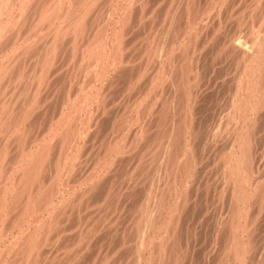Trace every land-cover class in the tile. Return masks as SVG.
<instances>
[{"label":"rangeland","instance_id":"obj_1","mask_svg":"<svg viewBox=\"0 0 264 264\" xmlns=\"http://www.w3.org/2000/svg\"><path fill=\"white\" fill-rule=\"evenodd\" d=\"M115 1H116V3H115ZM134 1H136V0H95V2H94V4L92 5L93 6V8H92V10L90 9V11H88L86 14H85V18L83 17V18H81L82 19V21H81V23H83V25H82V31H81V29L79 30V32H77L75 35L73 34V32H71L72 34H70V31H71V27H70V30H68L69 29V27L67 26V20H63V22L65 23L66 22V24H63V23H61V24H63L62 25V27H64V28H67V30L69 31H65V36L63 37V39H65V37H66V39L65 40H62L63 42L61 43V47H59V50H58V53H57V56L56 57H58V58H55V57H53V56H55L53 53V55H52V57L53 58H55L56 59V61L55 60H53L50 64H49V66H47L46 68H47V70H48V76L47 77H49V76H52V77H50V78H45V79H48V81H50V82H46L45 83V81L44 82H42V84L37 88V90L36 89H34L33 87V89H31L32 91H34L35 90V92H36V94H35V92H34V96H33V98L35 97L36 98V100L35 99H33V100H35L36 102L38 101L39 102V104L37 105V103H35V101H33L32 103H31V101H30V103L28 102V104H29V108H32V110H33V112L31 113V109H29V108H27V106H26V104H20V102H22L23 101V97H25V95H23V94H21L22 95V97H21V95H20V93L18 94L17 92H21L22 90H20L21 89V86H18V87H20V88H18V87H15L14 85H13V83L11 84V86H13V89L14 88H17V89H15V90H13L12 89V87L11 86H7L8 87V89H9V91H11V92H13V95H14V97H15V95L16 96H18V95H20L19 97H18V100H17V103L18 104H20L22 107L23 106H26V107H23V109H21V111H23L22 113H23V115H25V114H29L26 118L23 116V115H21V116H23V119H21V116H20V119H19V114H20V112L18 111V110H20V109H18L17 111H16V113L17 114H15V117H17L18 119H19V121H18V124H16V125H18V127H17V129H15V131L13 130V129H11V128H7L8 130H6L5 128L3 129H1V134H2V136L0 135V137H3V138H1L0 139V142H2L0 145H6V146H8V145H10V144H8L10 141H15V139H16V135L18 134V135H20L19 137H20V139H19V137H18V135H17V139H18V141H16V143L15 144H13L12 146H13V148L16 146V144H21V139L23 140V137H21L22 136V134H23V132L22 131H24V133H26L25 131L28 129V130H30L29 132H32L33 133V135H34V133H36L35 135H36V137L38 136V134H39V137H37V140H35L36 139V137H33V135H32V139H34L35 141H37V142H35V143H37V144H35L34 142H32V140H31V142L29 143L30 144V147L31 148H36L37 146L39 147L41 144H43V138H42V140H40L39 141V138H40V134H45L46 135V138L48 139L49 137H50V135H51V139H54V140H56V141H51L52 143H50V146H52V151H53V153H51L50 154V156H51V158H50V156H49V158L50 159H48V161L46 162V165H47V167L45 168V171H47V170H49V172L47 173V172H45V171H43L42 173L43 174H41V177L39 178V179H41V183L44 185H39L40 187V190H43L44 191V193H46L47 195H49V194H51L50 195V197L49 196H45V194L43 193L42 195H40L39 196V194H41V191H39L38 192V190L39 189H37V190H35L36 188H33L32 186H35V187H38L36 184H33L32 186H31V188L30 189H32V190H29L30 191V193H31V191H36L37 193V195H35L34 196V194H35V192H33V195H32V193H31V195L33 196V197H31L32 199H34V201H36V199H38V198H40V197H43V195H44V197H45V199H46V204H48V206H44L46 209H44V207H43V209H41V210H39V212H38V214L36 213V214H33L32 216H29V217H26V218H28L27 220H26V218L25 217H22L21 215H22V213L23 212H21L19 209V207L20 206H18L19 204H16L17 203V201L15 202V200H14V204H16V205H14V206H17V208L18 209H15L16 207H14L13 206V202H12V205H11V203L10 202H8V201H13V199H14V197H13V195H12V197H11V195L10 194H12V193H10L9 191H6L7 193L5 194V196H0L1 198H0V212L2 213V214H0V224H2V226L4 225V227H2L1 225H0V256L2 257H0V259H1V261H0V264H10L9 263V261L11 262L12 260H13V257L11 258V255L12 256H14L15 254L13 253H11V252H14L17 248H19L18 246H16L17 245V240L16 239H18L19 237H20V239H23V237H24V239H26V232H24V229L26 228L25 227V225L28 227V228H26V230H28V232L30 233V231L29 230H31V231H33L32 232V234L30 233V238L33 240V242L35 243L34 245H36L35 246V248L33 249V251H32V253H35V254H33V257L34 258H36V260H39L40 261V259H41V261H40V263L42 264H71L70 262H72V264H84V262H85V264H98V262H99V264H101V260H102V264H114V263H116V264H128V262H129V260H131L129 263L131 264V262H132V259L134 258V255H133V253H134V251L136 250V245H137V239H138V235L139 234H137V232H135V230H136V224L133 222V221H136L137 220V218H136V216L138 215V214H136V213H138V211H136V209L140 206V204L141 205H143V204H145V200L146 199H148L149 197H152V195L151 194H149V196H148V198H145L146 197V195H148V193H150V192H152V194H153V191H154V189H155V187H158V189L156 188L155 190H159L160 192H163V194L162 195H164V196H166L165 197V199L167 200L168 198V200H169V204L170 203H172L173 204V207H175L174 205V203L176 202V201H174V200H178L179 199V197H180V199L181 198H183L182 197V195H183V190H186V192L187 191H192V192H190L191 194H188V193H186V200L184 201V203H178V205H179V207L180 208H178L179 209V212L177 211L176 213H175V209H174V212L173 213H175V214H177L178 213V216L179 217H177L178 219H179V221L181 222H179L178 221V219L176 220V229L177 230H175V232H174V234H173V237L172 238H167L166 237V235H164L165 236V238L167 239V243L168 244H166V246H169V247H166V250L164 249V255H163V257H162V255L160 256V258L162 259V261H164V262H162V263H164V264H218V262H219V264H221L220 262L223 260V258L222 257H224V255L225 254H223V252L225 253V251L224 250H222V249H224L225 247H224V242L228 239V235H229V228H227V227H229V225L227 226L226 225V222H227V224L229 223V219H230V213L232 212L231 210H232V206H231V204L232 205H234V203L236 204V200H235V196H234V194H235V192H233V194H232V191H234L233 190V187H234V185H233V187H232V182H230V180L228 179V176H224V175H226V173H225V171L223 172V170H225V167L223 166V168H222V166L221 165H224L223 164V162H221L222 160H224V159H222L221 157H223L225 154H228V153H230V151H232L235 147L237 148V150H240L239 148L240 147H243V145H242V141H243V136H241L242 135V133H243V131H242V127H240V129H239V126H240V123H237L235 120H236V118H234V116H233V118H231L230 120L232 121H230L228 118L227 119H225V117H226V113H228V115H229V113L230 114H233V113H235L236 114V110H235V107H233V106H235V100L233 101L234 102V104H233V102H232V97H231V95L230 94H234L233 93V91H234V88H235V85L236 84H238L239 82L240 83H243L242 82V80H241V77H239L238 75H242V77H243V69L246 71L247 70V67L246 66H243V64H240L239 63V61H237V56H235L236 54V52L235 51H232V50H230L229 51V48L228 47H226L225 45H222L223 43H225L226 42V40H228L229 38H238L239 37V35L241 34H243L242 35V37H243V39L244 40H247L248 39V35H249V32H250V28H251V30L253 29V27H254V29L256 28V26H258L259 25V27H262V25H263V21L262 20H259V19H262V17H264L263 15H262V17H260V15L261 14H264V10H263V7H264V0H260V2H259V0L257 1V0H229V2H228V0H216V1H218V3L215 1V2H213V0H208V1H206L205 2V0H157V1H155V0H138V2L136 1L135 3H134ZM142 1H144V2H142ZM163 1H165V2H163ZM168 1V2H167ZM190 2V4L191 5H195L196 6V8H195V6H194V8L196 9V10H194L193 9V7H192V10H194V11H189V13H188V10H187V12H184V13H182V8L184 7V4H183V6L181 5L182 3H184V2ZM191 1H193V4H192V2ZM205 2L204 4H206V5H204L203 3H201V2ZM221 3H220V2ZM223 1V2H222ZM231 1V2H230ZM245 1V2H244ZM256 1L258 2V3H256ZM100 2V3H99ZM130 2V3H129ZM178 2V3H177ZM182 2V3H181ZM196 2V3H195ZM248 2V3H247ZM108 3V4H107ZM110 3H111V5H110ZM143 5H142V4ZM178 4V6H179V8H177L178 6H177V4ZM180 3V4H179ZM195 3V4H194ZM200 4V6L202 7H200V6H198L199 4ZM229 3V4H228ZM232 3V4H231ZM243 3V4H242ZM120 4V5H119ZM128 4V5H127ZM139 4H141L140 6H139ZM166 4V5H165ZM169 4V5H168ZM198 4V5H197ZM202 4V5H201ZM223 6H221V5ZM241 4H242V6H241ZM250 4H253V6L252 5H250ZM255 4V5H254ZM256 4H259V5H256ZM99 5V6H98ZM104 5V6H103ZM110 5V6H109ZM132 5H134V6H132ZM148 5V6H147ZM176 7H175V6ZM204 5V6H203ZM230 5V6H229ZM246 5V6H245ZM249 5H250V7H249ZM112 6V7H111ZM147 6V7H146ZM153 6V7H152ZM169 6V7H168ZM197 6L198 7H200L199 9L197 8ZM205 6H207V7H205ZM217 6H219L220 8H219V10H217ZM228 6V7H227ZM235 6V7H234ZM252 6V7H251ZM263 6V7H262ZM106 7V8H105ZM119 7H120V9H119ZM127 7H129V9L127 8ZM172 9H171V8ZM182 7V8H181ZM212 7V8H211ZM227 7V8H226ZM231 9H230V8ZM237 7V8H236ZM244 7H246V9L244 8ZM254 7V9H252ZM255 7H256V9L257 8H259V10H262V11H259V13L257 12V10L255 11ZM94 8H95V10H94ZM141 8V9H140ZM205 8V9H204ZM211 8V9H210ZM225 8V9H224ZM233 8V9H232ZM243 8V9H242ZM108 9V10H107ZM145 11H144V10ZM147 9V10H146ZM152 9H154V10H156V11H153L152 12ZM169 9V10H168ZM182 9V10H181ZM197 9L199 10V11H197ZM204 9V10H203ZM228 9V10H227ZM249 9V10H248ZM94 10V11H93ZM99 10V11H98ZM120 10V11H119ZM125 10H127V11H125ZM128 10H129V12H128ZM142 10V11H141ZM173 10H176L175 11V13H174V11ZM186 9L184 8V10L183 11H185ZM201 10H202V13L204 14H202L201 13ZM205 10H206V12H205ZM245 10V11H244ZM138 11V12H137ZM180 11H181V13H180ZM210 11V12H209ZM213 11H215L216 13H212ZM220 11V12H219ZM238 11H240V12H238ZM242 11V12H241ZM253 11H254V16L251 14V13H253ZM97 12H98V14H97ZM103 12V13H102ZM107 12V13H106ZM110 12V13H109ZM125 12H127L128 14H126ZM137 12V13H136ZM154 12H156V13H154ZM169 12V13H168ZM179 12V13H178ZM207 12H209V13H207ZM219 12V13H218ZM247 12L248 13H250V15L249 14H247ZM258 14H257V13ZM262 12V13H261ZM101 13V14H100ZM113 13V14H112ZM119 13V14H118ZM148 13V14H147ZM154 13V14H153ZM160 15H159V14ZM175 14V15H172V14ZM196 13V14H195ZM200 13H201V15H200ZM212 13V14H211ZM222 13V14H221ZM229 13V14H228ZM235 15H234V14ZM243 13V14H242ZM261 13V14H260ZM93 14V15H92ZM105 14V15H104ZM123 14V15H122ZM154 16H153V15ZM165 14H167V15H165ZM169 14V15H168ZM182 14L184 15V14H186V16L184 15V16H182ZM193 14V15H192ZM194 14L196 15V16H194ZM208 14V15H207ZM218 14V15H217ZM97 15H98V17H97ZM107 15H109V16H107ZM156 15V16H155ZM172 15V16H171ZM180 15V16H179ZM198 15H200L199 16V18H197L198 17ZM207 15V16H206ZM215 15V16H214ZM228 15V16H227ZM244 15H245V17H244ZM90 16H91V18H90ZM120 16V17H119ZM190 16V17H189ZM192 16H194V17H192ZM218 16V17H217ZM248 16H249V19H250V21H249V19H248ZM251 16H252V18H253V23H252V18H251ZM96 17V18H95ZM111 17V18H110ZM124 17V18H123ZM136 17V18H135ZM148 17V18H147ZM158 17L160 18V19H158ZM173 17H176V18H173ZM178 17V18H177ZM203 17V18H202ZM224 17V18H223ZM241 17V18H240ZM243 17V18H242ZM88 18V19H87ZM94 18V19H93ZM102 18V19H101ZM119 18V19H118ZM127 18V19H126ZM129 18V19H128ZM152 18V19H151ZM173 18V19H172ZM185 18V19H184ZM188 18H189V20H188ZM210 18V19H209ZM212 18V19H211ZM230 18V19H229ZM259 18V19H258ZM125 19V20H124ZM144 19V20H143ZM155 19V20H154ZM163 19V20H162ZM170 19V20H169ZM176 19V20H175ZM179 19V20H178ZM183 19V20H182ZM187 19V20H186ZM195 20V22H193L192 20ZM198 19V20H197ZM218 19V20H217ZM220 19V20H219ZM248 19V20H247ZM85 20V22H83ZM94 20V21H93ZM101 20H102V22H101ZM122 20H123V22H122ZM127 20V21H126ZM129 20V21H128ZM154 20V21H153ZM160 20V21H159ZM168 20V21H167ZM191 20V22H189ZM211 20V21H210ZM90 21V22H89ZM104 21H106V22H104ZM111 21V22H110ZM176 21V22H175ZM181 21V25H182V27L180 28V23H179V25H178V22H180ZM183 21V22H182ZM187 21L189 22V23H191L190 25H187ZM202 21H203V23H202ZM249 21V22H248ZM256 21V22H255ZM260 22V23H258V22ZM96 22V23H95ZM119 24H118V23ZM127 22V23H126ZM154 23L153 25V27L151 26V23ZM169 22V23H168ZM186 22V23H185ZM193 22V23H192ZM210 24H209V23ZM222 22H224V23H222ZM235 22H236V24H235ZM241 24H240V23ZM245 22V23H244ZM87 23H88V25H87ZM105 23L107 24V25H109V26H107V25H105ZM114 23V24H113ZM122 23H123V25L125 26V27H123V25H122ZM132 23H134V24H132ZM146 23V24H145ZM174 23V24H173ZM186 25H185V24ZM195 23V24H194ZM201 23V24H200ZM247 23V24H246ZM249 23H251L252 25H250ZM258 23V25H256ZM114 26H113V25ZM117 24V25H116ZM121 24V25H120ZM144 24V25H143ZM165 24V25H164ZM170 24V25H169ZM177 24V25H176ZM195 25V26H193V25ZM209 24V25H208ZM87 25V26H86ZM93 25V26H92ZM97 25H98V29H97ZM105 25V26H104ZM111 25V26H110ZM149 25V26H148ZM214 25V26H213ZM221 25H223V26H221ZM236 25V26H235ZM248 25V27L249 26H251V27H246ZM120 26V27H119ZM130 26V27H129ZM135 27V28H133V27ZM162 26H163V28H162ZM171 26V27H170ZM174 27V29H173V27ZM175 26H176V29L178 28V30L176 31L175 30ZM191 26V27H190ZM225 26V27H224ZM239 26V27H238ZM84 27V28H83ZM106 29H105V28ZM113 27V28H112ZM123 29H122V28ZM127 27V28H126ZM149 28V30H147L148 28ZM166 29H165V28ZM187 27H188V32H186L187 31ZM228 29H227V28ZM86 28H88V29H86ZM116 28V29H115ZM124 31H122L121 29ZM125 28V29H124ZM129 28V29H128ZM171 28V29H170ZM179 28H180V30H179ZM190 28H191V30H190ZM193 28V29H192ZM217 28V29H216ZM234 28V29H233ZM239 28V29H238ZM245 28V29H244ZM52 29V26H51V28H50V32L52 31L51 30ZM85 29V30H84ZM90 29H92V30H90ZM116 30V31H114V30ZM119 29V30H118ZM128 29V30H127ZM138 29H140V30H138ZM221 31H220V30ZM249 30V32H247L248 30ZM96 30V31H95ZM159 30V31H158ZM170 31V33H169V31ZM174 30V31H173ZM195 30V31H194ZM198 30V31H197ZM222 30H226V31H223L222 32ZM234 30V31H233ZM244 30V31H243ZM246 30V31H245ZM85 31H86V33H85ZM88 31V32H87ZM89 31H90V33H91V35H89ZM106 31V32H105ZM114 31V32H113ZM120 31L122 32V33H124L123 35L122 34H120ZM141 31H143V33H141ZM176 31V32H175ZM179 31H180V33H179ZM185 31V32H184ZM191 31H194V32H191ZM206 31V32H205ZM212 31V32H211ZM219 31V32H218ZM96 32H101L100 34L99 33H96ZM104 32V33H103ZM110 32H112L111 33V36H112V34H114L115 32V34L112 36V37H110ZM118 32V33H117ZM131 34H130V33ZM139 34H138V33ZM163 32V33H162ZM228 32V33H227ZM240 32V33H239ZM38 33H40V34H38ZM38 33L36 32H34V36H33V38H35V37H37L38 39H39V37H40V39L43 37L44 38V36H45V34L42 36L41 34H43L42 32H39L38 31ZM141 33V34H140ZM167 33V35L168 36H166L165 34ZM175 33V34H174ZM186 33V34H185ZM188 33V34H187ZM195 35H194V34ZM219 33V34H218ZM220 33H221V35H220ZM230 33V34H229ZM88 34V35H87ZM92 34H94V35H92ZM98 34H99V37H98ZM151 34V35H150ZM155 34V35H154ZM162 34H164L165 35V37H163V35ZM176 34H179L178 36L176 35ZM183 34V35H182ZM236 36H235V35ZM37 35H41V36H37ZM60 35V34H59ZM77 35V36H76ZM86 37H85V36ZM122 36V38L121 39H118L119 41H122V39H123V42H122V45L123 44H125L126 45V47H125V45H124V48H122L120 51H118V52H120V53H117L118 55H122V59H124V62L123 61H118L119 63H120V65L119 64H117V66L116 65H114L115 66V68H113L114 66H112V67H109L108 69H105V70H107L106 72L108 73V74H106V73H104L105 75L103 76V77H101V74L103 75V69H102V65L104 66V64L106 63L105 61V59H106V53H104L105 51H109V52H111L110 50H109V48H111L112 47V50H113V52H115V47H113V46H115V44H117L116 42L118 41L117 39H116V37H120V36ZM132 35V36H131ZM140 35H142V36H140ZM160 35V37H158ZM175 35H176V37H175ZM192 35V36H191ZM206 37H204V36ZM246 35H247V39H246ZM48 36V43L47 44H49V42H50V37L49 36H51V35H47ZM47 36H45V37H47ZM74 36V38H73V40H76L77 42V45L76 44H74V45H76L77 46V49H75V47H73V42H71V40H72V38L71 37H73ZM114 36H115V38H114ZM126 38H125V37ZM148 36V37H147ZM154 36H155V38H154ZM170 36H171V39H168V37L170 38ZM182 38H181V37ZM68 37H70V38H68ZM101 37V38H100ZM106 37V38H105ZM162 37V38H161ZM173 37V38H172ZM192 37V38H191ZM196 39H195V38ZM242 37L240 36L239 38H241L242 39ZM245 37V38H244ZM68 38V39H67ZM77 38V39H76ZM88 38H89V40H88ZM144 38V39H143ZM158 38H161V40H162V42L164 41L165 42V40H166V42H165V44L166 45H168V49H170L171 51H169L168 52V49L165 51V53H166V59H167V57H169V56H167V54H169L170 53V58H168L169 60H167V62L165 61L166 59H165V55H163V56H160L159 57V59H158V57H157V53H156V46H157V44L158 43H160L161 42V40L160 39H158ZM201 38V39H200ZM204 38V39H203ZM36 39V38H35ZM95 39H97L98 41H99V43H97L98 41L97 40H95ZM102 39H103V41H102ZM116 39V40H115ZM139 39V40H138ZM186 41H185V40ZM193 40V41H190V40ZM67 40V41H66ZM95 40V41H94ZM102 42H105V43H102ZM124 40H126L125 42H124ZM133 40V41H132ZM134 40H135V44L134 43H132V42H134ZM154 40V41H153ZM181 40V41H180ZM182 40H184L183 42H182ZM204 40V41H203ZM208 40V41H207ZM218 40V41H217ZM225 42H224V41ZM249 40V39H248ZM247 40V41H248ZM43 41H44V39H43ZM43 41L41 42V43H43ZM70 41V42H69ZM80 41H81V43H80ZM146 41H149L148 43L146 42ZM180 41V42H179ZM198 42V43H196L195 44V42ZM202 41V42H201ZM210 41V42H209ZM35 42V41H34ZM111 42V43H110ZM138 42L140 43V45L138 44ZM153 44H151V43ZM154 42V43H153ZM188 42V44L190 45V43H192V44H194L193 46L192 45H188V46H186V43ZM201 42V43H200ZM223 42V43H222ZM38 43H40V42H38ZM58 43H60V39H59V41H58ZM63 43H65L64 44V46H63ZM83 43V44H82ZM85 43V44H84ZM92 43L94 44V45H97V47H98V49L97 48H94L93 46L94 45H92ZM133 44V45H131V44ZM168 43V44H167ZM178 43V44H177ZM181 43V44H180ZM218 43V44H217ZM21 44H22V42H21ZM47 44H45V45H47ZM79 44V45H78ZM89 44V45H88ZM92 45V48H91V45ZM145 44H147L146 46H144ZM155 44V45H154ZM171 44V45H170ZM173 44V45H172ZM205 44V45H204ZM69 45V46H68ZM102 45H103V47H102ZM130 45V46H129ZM150 45V46H149ZM177 45V46H176ZM179 45V46H178ZM183 46V47H180V46ZM204 45V46H203ZM221 45V46H220ZM17 46H18V43H17ZM24 46V44H22V47ZM51 45H47V46H45V48H47L48 47V49H49V47H50ZM67 46V47H66ZM79 46V47H78ZM107 46V47H106ZM128 46V47H127ZM131 46H132V48H131ZM153 46V47H152ZM170 46V47H169ZM172 46V47H171ZM217 46V47H216ZM35 47H36V45H35ZM85 47V48H84ZM90 47V48H89ZM101 48V50H100V48ZM146 47H149V48H146ZM178 49H176V48ZM190 47H192V48H190ZM202 47V48H201ZM210 47V48H209ZM213 47V48H212ZM220 47V48H219ZM225 47V49L223 50V49H221V48H224ZM21 48V47H20ZM73 48H74V50H73ZM130 48V49H129ZM144 50H143V49ZM171 48H173L175 51H173ZM187 49L188 51L185 53V51L183 50V49ZM190 48V49H189ZM215 48V49H214ZM217 48H219L218 50H216ZM42 49H44V48H42ZM69 49V50H68ZM86 51H85V50ZM93 51L94 49H95V55H92L93 53H92V51ZM103 49H104V51H103ZM141 51H140V50ZM147 50V52H146V50ZM151 49H153V51L150 50ZM180 49V50H179ZM210 49V50H209ZM212 49V50H211ZM33 50H35V49H33V48H31V52H34ZM78 51V53L76 52V51ZM82 50V51H81ZM88 50V51H87ZM96 50H98L97 52H96ZM132 50V51H131ZM137 50H139V51H137ZM149 50V51H148ZM190 50V51H189ZM193 50V51H192ZM207 50V51H206ZM229 52H228V51ZM61 51H63V52H61ZM75 51V52H74ZM91 51V52H90ZM102 51H103V53H102ZM145 51V52H144ZM155 51V52H154ZM211 51V52H210ZM222 51H224L223 53H222ZM67 52V53H66ZM73 52V53H72ZM108 52V53H109ZM113 52H111V53H113ZM151 52V53H150ZM154 52V53H153ZM184 52V53H183ZM208 52H210V53H208ZM212 52H213V54H212ZM220 52H221V54H220ZM59 53H60V56H58L59 55ZM90 53V54H89ZM107 53V54H108ZM111 53H109V54H111ZM172 53V54H171ZM179 53H180V55H179ZM183 53V54H182ZM190 53V54H189ZM218 53V54H217ZM29 54H31V53H29ZM63 54H64V56H63ZM76 54V55H75ZM79 56H78V55ZM98 54V55H97ZM102 54V55H101ZM128 54V55H127ZM149 54V55H148ZM151 54V55H150ZM155 54V55H154ZM173 54L175 55V56H177L178 55V57H175V56H173ZM208 54V55H207ZM224 54V55H223ZM226 54V55H225ZM233 54V55H232ZM235 54V55H234ZM68 55V56H67ZM88 55H90V56H88ZM127 55V56H126ZM145 56V57H142V56ZM188 57H186V56ZM192 55V56H191ZM196 55V56H195ZM218 55V56H217ZM220 55V56H219ZM232 55V56H231ZM67 56V57H66ZM86 56H88V59L89 60H87V57ZM93 57V58H89V57ZM109 57L108 58H110V57H112V56H110V55H108ZM150 56V57H149ZM174 57V59L176 58V59H178V60H174L173 59V57ZM183 56H184V58H185V60H184V58H183ZM198 56H200V58H198ZM203 56V57H202ZM208 56V59L206 58ZM210 56H211V58H210ZM28 57V56H27ZM26 56L24 57V58H22L21 57V61H23V60H25L26 58H27ZM81 57H82V59H81ZM84 57V58H83ZM86 57V58H85ZM99 57H101V58H99ZM103 57V58H102ZM130 57H131V59H130ZM181 57V58H180ZM61 58V59H60ZM70 59V60H66V59ZM135 58V59H134ZM139 58V59H138ZM155 58V59H154ZM210 58V59H209ZM225 58V59H224ZM229 60H228V59ZM232 58V59H231ZM60 59V60H59ZM63 59V60H62ZM78 59V60H77ZM81 59V60H80ZM85 59V60H84ZM99 61H98V60ZM154 59V60H153ZM162 59V60H161ZM206 59V60H205ZM213 59V60H212ZM28 60V62L30 63V64H27V61ZM27 60H25L23 63L24 64H26V65H32L34 62H35V60H29V59H27ZM96 60V61H95ZM150 60V61H149ZM153 60V61H152ZM158 60V61H157ZM174 62H173V61ZM218 60H220V61H218ZM59 61V62H58ZM65 61V62H64ZM68 61V62H67ZM83 61H84V63H83ZM89 63H88V62ZM99 63H98V62ZM129 61V62H128ZM137 61V62H136ZM149 61V62H148ZM157 61V62H156ZM163 61H164V63H163ZM178 61H180V62H178ZM187 61V62H186ZM226 61V62H225ZM230 61V62H229ZM33 62V63H32ZM128 62V63H127ZM156 62V64H154ZM161 62V63H160ZM183 62H185L184 64L185 65H187V68H186V66L184 65V64H182ZM236 62H238L239 64H237ZM57 63H58V65H57ZM61 63V64H60ZM100 63H102V64H100ZM140 63V64H139ZM142 63V64H141ZM178 63V64H177ZM188 63V64H187ZM195 63V64H194ZM197 63V64H196ZM217 63V64H216ZM228 63V64H227ZM237 65H236V64ZM65 64V65H64ZM91 64V65H90ZM95 65V66H93V65ZM139 64V65H138ZM144 64H146L145 66H147L146 68H145V66H144ZM151 64V65H150ZM162 64V65H161ZM171 64H173V65H171ZM176 64H177V67L179 66V68H180V70L176 67ZM215 64V65H214ZM33 65H35V64H33ZM64 67H63V66ZM81 65H82V67H81ZM99 65V66H98ZM106 65V64H105ZM154 65V66H153ZM166 65H168V66H166ZM170 65H171V69H170ZM181 65H183V66H181ZM190 65V66H189ZM191 65H193V66H191ZM202 65V66H201ZM204 65V66H203ZM218 65V66H217ZM221 65V66H220ZM52 68H51V67ZM62 66V67H61ZM66 66H67V68H66ZM74 66V67H73ZM85 66V67H84ZM97 66V67H96ZM119 66V67H118ZM153 66V67H152ZM157 67V69L156 68H154V67ZM208 66V67H207ZM211 66V67H210ZM59 67V68H58ZM95 67V68H94ZM133 67V68H132ZM173 67V68H172ZM175 67L177 68V69H175ZM191 67H192V69H191ZM202 67V68H201ZM204 67V68H203ZM214 67H215V69H214ZM217 67H220V68H217ZM226 67V68H225ZM228 67H230L231 69H229ZM45 68V69H46ZM49 68V69H48ZM62 68V69H61ZM75 68V69H74ZM128 68V69H127ZM142 68V69H141ZM144 68H145V70H144ZM152 68H154V69H152ZM165 68L167 69V71L165 70ZM182 68H184L185 70L184 71H186L185 72V74H184V72H183V69ZM198 68V69H197ZM206 68V69H205ZM208 68V69H207ZM242 69L241 71H240V73H236V72H238V69ZM246 68V69H245ZM44 69V70H45ZM57 69H61L60 71L59 70H57ZM67 69V70H66ZM111 69H113V70H111ZM146 69H147V71H146ZM150 69V70H149ZM181 69H182V71H181ZM212 69V70H211ZM218 71H217V70ZM225 69V70H224ZM227 69V70H226ZM239 69V70H240ZM54 70H55V72H56V70H57V72L55 73L54 72ZM125 70H127L126 72H125ZM138 70H139V72H138ZM141 70H143L142 71V73L144 74H142L140 71ZM152 70H153V72H152ZM154 70H156V72L154 73ZM158 70H159V72H158ZM162 70H164V72H161ZM170 70H171V72H170ZM176 70H177V73L175 74V72H176ZM194 70V71H193ZM197 70V71H196ZM204 70V71H203ZM210 72H209V71ZM220 70H223V71H220ZM27 72H28V70H26ZM25 71V72H26ZM64 71V72H63ZM71 71V72H70ZM89 71V72H88ZM91 71H93L91 74H90V72ZM112 71V72H111ZM123 71V72H122ZM144 71H145V73H144ZM148 71H150V72H148ZM183 73L184 74V76L183 77H179V76H182L181 75V73ZM196 71V72H195ZM212 71V72H211ZM227 71H229V72H227ZM81 72H82V74H81ZM153 74H152V73ZM161 72V74H160V77L158 76V73H160ZM171 74H170V73ZM180 74H179V73ZM191 72V73H190ZM192 72H194V73H192ZM201 72H202V75H201ZM204 72H206V73H204ZM209 72V73H208ZM220 72V73H219ZM231 72V73H230ZM234 72H235V74H234ZM29 73V72H28ZM58 73V74H57ZM61 73V74H60ZM66 73V74H65ZM96 73H100V74H97L96 75ZM112 73H114V74H112ZM141 73V74H140ZM149 73V74H148ZM227 73H229V74H227ZM139 75V77H138V75ZM151 74V75H150ZM164 74V75H163ZM168 74V75H167ZM169 74L171 75V76H169ZM175 74V75H174ZM191 74V75H190ZM194 74V75H193ZM204 74V75H203ZM213 74V75H212ZM225 76H224V75ZM28 75H31V74H28ZM54 75V76H53ZM63 75H64V78H63ZM90 75V76H89ZM92 75V76H91ZM123 75H126V76H123ZM132 75V76H131ZM136 75V76H135ZM154 75H156V76H154ZM167 75V76H166ZM177 75H179V76H177ZM219 75V76H218ZM227 75V76H226ZM69 76V77H68ZM111 76V77H110ZM143 78H142V77ZM151 76H152V78H151ZM164 76H165V80H164ZM169 76V77H168ZM174 76V77H173ZM190 78H189V77ZM192 76H194L193 78H192ZM205 76V77H204ZM230 76V77H229ZM234 76V77H233ZM237 76H238V79H237ZM34 77H36V76H33L32 75V78H34ZM82 77V78H81ZM86 77H87V79H86ZM109 77H110V79H109ZM114 77V78H113ZM133 78V79H130V78ZM138 77V78H137ZM148 78V80H147V78ZM154 77H158V79H157V81H158V84H156V81L154 80L155 78ZM177 78L178 79V77H179V79H178V81H172V79L173 78ZM198 77H199V79H198ZM204 77V79H202ZM221 77V78H220ZM30 78H31V76H30ZM65 78H68V80L67 79H65ZM81 78V79H80ZM83 78H85L84 80H83ZM91 80H90V79ZM99 78V79H98ZM124 78V79H123ZM140 78V79H139ZM166 78H168L170 81H168ZM180 78H183V79H181V82L183 81V84L182 83H180ZM188 78H189V80H188ZM192 78V79H191ZM215 78V79H214ZM220 78V79H219ZM226 78V79H225ZM44 79V80H45ZM58 79V80H57ZM64 79V80H63ZM95 79V80H94ZM112 79H114V80H112ZM123 79V80H122ZM128 79H130V80H128ZM141 79H143V80H141ZM154 80V81H151V80ZM159 79H160V81H159ZM185 79V80H184ZM191 79V80H190ZM210 79V80H209ZM213 79V80H212ZM221 79H222V81H221ZM229 79V80H228ZM236 79V80H235ZM31 80V79H30ZM29 80V81H30ZM60 80V81H59ZM78 80V81H77ZM100 80V81H99ZM125 80V81H124ZM127 80V81H126ZM139 80V81H138ZM140 80H141V82H140ZM148 81V83H147V81ZM162 80V81H161ZM174 80V79H173ZM176 80V79H175ZM188 80V81H187ZM193 80H195V81H193ZM205 81L204 83H203V81ZM223 80H224V82H223ZM226 80V81H225ZM237 81V80H239V81H237V83L235 82V81ZM29 81H28V79H26V83H27V85H28V83H29ZM34 81V84L36 83V81L35 80H33ZM60 83H58V82ZM62 81V82H61ZM65 81H67V82H65ZM83 82V83H80V82ZM94 81V82H93ZM128 81H130L129 83H127ZM146 81V82H145ZM149 81H151V82H149ZM186 81V82H185ZM193 81V82H192ZM201 81H202V83H201ZM217 81V82H216ZM228 81V82H227ZM123 82H125V83H123ZM147 83L148 84V86H145V83ZM160 82V83H159ZM161 82H162V84H161ZM179 82V84H176V83H178ZM193 83V84H191V83ZM57 85H56V84ZM68 83V84H67ZM77 83H79V84H77ZM85 83H87V84H85ZM91 83V84H90ZM99 83H101V84H99ZM105 83V84H104ZM131 83V84H130ZM136 83V84H135ZM144 83V84H143ZM151 83V84H150ZM165 83V87H167V88H165V87H162V85ZM225 83V84H224ZM236 83V84H235ZM125 84H126V86H125ZM146 84V85H147ZM155 84V85H154ZM168 84V85H167ZM171 85V90L169 89L168 90V88L170 87V85ZM195 85V84H197L196 86H191V85ZM211 84V85H210ZM9 85V84H8ZM52 85V86H51ZM60 85V86H59ZM71 87H70V86ZM83 85V86H82ZM86 85V86H85ZM124 85V86H123ZM127 85H128V87H127ZM134 85V86H133ZM142 85H144L143 87H142ZM150 85H151V87H152V89L150 88V90L149 89H147L146 87H150ZM152 85H154L155 87L153 88V86ZM161 85V86H160ZM175 85H177L175 88L173 87V86ZM184 85V86H183ZM187 85V86H186ZM203 85V86H202ZM33 86V85H32ZM50 86V87H49ZM64 86V88H62V87ZM91 88H90V87ZM108 86V87H107ZM156 86H158L157 88L159 89H157L156 88ZM164 86V85H163ZM169 86V87H168ZM183 86V87H182ZM190 86V87H189ZM223 86V88H221ZM11 87V88H10ZM23 87V86H22ZM28 87V86H27ZM29 87H30V85H29ZM28 87V88H29ZM42 87V88H41ZM45 87H46V89H45ZM56 87L58 88V90H56ZM68 87V88H67ZM95 87V88H94ZM105 87V88H104ZM117 87V88H116ZM121 89H120V88ZM122 87H124V88H122ZM139 87V88H138ZM174 89H173V88ZM204 87V88H203ZM48 88H49V90H48ZM51 88V89H50ZM69 88H71V89H69ZM80 88V89H79ZM84 88V89H83ZM137 88V89H136ZM163 88V89H162ZM165 88V89H164ZM180 88V89H179ZM189 88V89H188ZM203 88V89H202ZM228 88V89H227ZM230 88V89H229ZM19 89V91H17ZM40 89H43V90H41V92H40ZM54 89V90H53ZM90 89V90H89ZM117 89V90H116ZM123 89V90H122ZM129 89V90H128ZM141 89H142V91H141ZM178 89V90H177ZM184 90V92H183V90ZM190 89H195V91L194 90H191L190 91ZM202 89V90H201ZM206 89V90H205ZM215 89H216V91H215ZM13 90V91H12ZM52 90H53V92H52ZM75 90V91H74ZM125 90H128V91H125ZM136 90V91H135ZM145 90V91H144ZM148 90H149V92H148ZM164 90H166V91H164ZM180 90V91H179ZM181 90H182V92H181ZM218 90V91H217ZM221 91V93H220V91ZM229 90V91H228ZM17 91V92H16ZM39 91V92H38ZM65 91V92H64ZM83 91V92H82ZM101 91V92H100ZM110 91V92H109ZM151 91V92H150ZM177 91V92H176ZM194 91V92H193ZM207 91V92H206ZM210 91V92H209ZM23 92V91H22ZM21 92V93H22ZM47 92V93H46ZM50 92V93H49ZM70 92V93H69ZM86 94H85V93ZM91 92V93H90ZM107 93V94H103V93ZM115 92V93H114ZM129 92V93H128ZM152 92L155 94V98L157 99H155L154 97H152L151 95H153L154 96V94H152ZM165 92V93H164ZM169 92H171V95L169 94L168 95V93ZM181 92V93H180ZM209 92V93H208ZM37 93H38V96H37ZM43 93V94H42ZM64 93V94H63ZM75 93V94H74ZM110 93H112V94H110ZM116 93H117V95H116ZM148 93V94H147ZM159 93V94H158ZM167 93V94H166ZM177 93V94H176ZM189 93V94H188ZM193 93V94H192ZM208 93V94H207ZM220 93V94H219ZM238 91L234 94V97H236L237 98V95H238ZM50 94V95H49ZM83 94V95H82ZM92 94V95H91ZM123 94V95H122ZM136 94H137V96H136ZM179 94V95H178ZM193 95V96H190V95ZM225 96H224V95ZM44 95H46V96H44ZM92 97H91V96ZM131 95V96H130ZM133 95V96H132ZM143 95V96H142ZM165 95V96H164ZM177 95V96H176ZM213 95V96H212ZM236 95V96H235ZM41 96V97H40ZM50 96H51V98H50ZM66 96V97H65ZM70 96H72V98L70 97ZM75 96V97H74ZM87 96V97H86ZM100 96V98H98ZM122 96H123V98H122ZM135 96V97H134ZM145 96V97H144ZM148 96V98L147 99H144V98H146ZM158 96V97H157ZM161 96V97H160ZM164 96V97H163ZM174 96V97H173ZM179 96V97H178ZM182 96V97H181ZM208 96V97H207ZM222 96V97H221ZM21 97V98H20ZM37 97H39V99H40V101H39V99L37 98ZM47 97H48V99H47ZM65 97V98H64ZM153 99V101H151V98ZM169 97H170V99H169ZM191 97V98H190ZM221 97V98H220ZM229 97V98H228ZM85 98V99H84ZM94 98V99H93ZM102 98V99H101ZM126 98V99H125ZM135 98V99H134ZM165 98H166V100H165ZM178 98V99H177ZM180 98V99H179ZM182 98V99H181ZM212 98H213V100H212ZM223 98V99H222ZM228 100H227V99ZM231 98V100H229ZM65 101H64V100ZM72 99H75V100H72ZM79 99H81V100H79ZM96 99V102H94V100ZM101 99V100H100ZM114 99V100H113ZM128 99V100H127ZM137 99V100H136ZM143 99V100H142ZM164 99V100H163ZM172 99H174V101L172 100ZM186 99V100H185ZM190 99V100H189ZM200 99V100H199ZM225 99V100H224ZM235 99V98H234ZM20 100V101H19ZM41 100H43L44 101V103L45 104H43L42 102L43 101H41ZM66 100H68L69 102H67ZM93 102H92V101ZM126 100V101H125ZM162 100V101H161ZM193 100V101H192ZM200 102H199V101ZM207 100V101H206ZM102 103H101V102ZM145 101V102H144ZM151 101V102H150ZM160 101V102H159ZM183 101V102H182ZM192 101V102H191ZM212 101V102H211ZM229 101V102H228ZM59 102H61V103H59ZM121 102V103H120ZM156 102H157V104H156ZM165 103V105L167 104V106L169 107H163L164 106V103ZM181 102V103H180ZM185 102V103H184ZM190 102H191V105H189L190 104ZM210 102V103H209ZM227 102V103H226ZM232 102V103H231ZM263 102V103H262ZM40 103H42V104H40ZM87 103V104H86ZM99 103V104H98ZM126 103V104H125ZM148 103H150V105H152V106H150ZM179 103V104H178ZM187 104L186 106H184L183 104ZM196 103H197V105H196ZM208 103V104H207ZM215 103V104H214ZM219 103H221V104H219ZM32 104V105H31ZM62 105V107H61V105ZM64 104V105H63ZM65 104H66V106H65ZM74 104V105H73ZM77 104V105H76ZM81 104V105H80ZM97 104H98V106H97ZM182 104V105H181ZM193 104H195L194 106H193ZM200 104V105H199ZM229 104V105H228ZM259 104H262L261 106L260 105H258V109H256L255 110V113L254 112H250V114L249 115H251L250 117H248L247 118V120H249V123H245L246 125V127H245V129H247V131L246 132H244L243 134H245V133H247L248 131H250V132H248V134H249V137H250V146H252V148L250 147V152H251V158H252V168H251V170H252V172L250 173V177L252 178H250L249 177V172L250 171H242V172H247V174L246 173H243L244 175H247V177H248V185L246 186L245 185V187L249 190V192L251 193H248V194H250L249 196H251V197H249L248 198V201L246 202V204L245 205H247V206H243L244 208H242L241 207V205H242V203H239V204H241V205H239L238 204V202H237V204H238V206H240V208H242V209H244V210H242L243 212H241L240 214V216H241V218H242V220L244 219V218H246L247 217V220H249V219H251L250 218V216L252 217V222L253 223H255V225L253 224L252 225V229H251V231H250V233L247 235L246 233H243V235L245 236H243V239L245 238V240L248 238V237H250L249 239L250 240H252V242H250L249 244H251L252 243V245H251V247H250V249H249V251H248V254H247V256H249L248 258H247V264H259V263H261L262 261H263V259H264V201L262 202V200H260L261 198V196H260V193L262 194V192L264 191V188L261 190V188L262 187H264L263 186V184H264V130H263V128H264V96H262V98H261V102L259 103ZM35 105V106H34ZM42 106V107H40V108H38L39 106ZM44 105V106H43ZM84 105V106H83ZM88 105H90V106H88ZM94 105V106H93ZM149 105V106H148ZM157 105H159V106H157ZM162 105V106H161ZM172 105V106H171ZM175 105H176V107H175ZM183 107V108H181V106ZM209 105V106H208ZM215 105V106H214ZM216 105H218V106H216ZM233 105V106H232ZM102 106H104V107H102ZM143 106H144V108H143ZM148 106V107H147ZM187 106H189V107H187ZM222 106V107H221ZM225 106V107H224ZM231 106V107H230ZM71 107L73 108V110L71 109ZM86 107V108H85ZM87 107H89V108H87ZM158 107V108H157ZM160 107H163V109L162 108H160ZM170 107H171V109H170ZM211 107H212V109H211ZM214 107H216V108H214ZM218 107V108H217ZM261 107V108H260ZM25 108H27V110H28V112L26 111V109ZM43 108V109H42ZM52 108V109H51ZM57 108H59V112H56L55 110L57 109ZM79 108H80V110H79ZM83 108V109H82ZM132 108V109H131ZM140 108V109H139ZM160 108V109H159ZM172 108H173V110H172ZM174 108H175V110H174ZM186 113V115L188 116V115H190V113L192 114V115H190V116H188L187 117V119H186V116L183 114L184 112L183 111H180L181 109ZM188 108V109H187ZM196 109L195 110V112L196 113H194V111H193V109ZM202 108H204V109H202ZM228 108H230V109H228ZM25 109V110H24ZM65 109H68V110H65ZM102 109V110H101ZM122 109V110H121ZM135 109V110H134ZM142 109V110H141ZM166 110V111H163V110ZM169 109V110H168ZM185 109V110H184ZM187 109V110H186ZM227 109V110H226ZM124 110V111H123ZM126 110V111H125ZM134 110V111H133ZM142 112H141V111ZM154 110V111H153ZM163 111L164 113H166V115H164V113H163V115H162V112H161V114L159 113L160 111ZM168 110V111H167ZM170 110H172V111H170ZM201 110V113H202V116H201V114H200V112H198V111H200ZM203 110V111H202ZM222 110V111H221ZM263 110V111H262ZM25 111V112H24ZM57 111H58V109H57ZM61 111V112H60ZM64 111V114H62V112ZM65 111H67L66 113H65ZM73 111V112H72ZM84 111H86V112H84ZM157 111H159V112H157ZM175 111V112H174ZM189 111V112H188ZM205 111V112H204ZM208 111V112H207ZM210 111V112H209ZM216 111V112H215ZM221 111V112H220ZM233 111V112H232ZM260 111V112H259ZM19 112V113H18ZM30 112V113H29ZM37 112V113H36ZM84 112V113H83ZM97 112V113H96ZM130 112V113H129ZM132 112V113H131ZM147 112V113H146ZM168 112H170L169 114H168ZM180 112H183V113H180ZM225 112V113H224ZM232 112V113H231ZM261 112H262V115H259V114H261ZM21 113V114H22ZM42 113V114H41ZM44 113V114H43ZM58 115H57V114ZM79 113V114H78ZM116 113H117V115H116ZM133 113H134V115H133ZM157 115H156V114ZM175 113V114H174ZM209 113V114H208ZM33 114L35 115V116H33ZM56 114V115H55ZM70 114V115H69ZM72 114H73V116H72ZM89 114V115H88ZM158 114H160V115H158ZM200 114V115H199ZM234 114V115H235ZM51 115V116H50ZM61 115V116H60ZM68 115V122L66 123L65 122V120H66V117H64V116H67ZM80 115V116H79ZM91 115H93V116H91ZM113 115V116H112ZM119 115V116H118ZM123 115V116H122ZM141 115V116H140ZM168 115V116H167ZM172 115H173V117H172ZM184 116V118L183 117H181V116ZM205 117H204V116ZM221 115H222V117H221ZM253 115V116H252ZM31 116V117H30ZM39 116V117H38ZM96 118H95V117ZM134 116V117H133ZM143 116V117H142ZM162 116H164V117H162ZM179 116H180V118H179ZM197 116V117H196ZM213 116V117H212ZM219 116V117H218ZM223 116H225L224 118H223ZM256 116V117H255ZM263 116V117H262ZM13 117H14V115H13ZM50 117V118H49ZM61 117V118H60ZM74 117V118H73ZM84 117V118H83ZM126 117V118H125ZM146 117H148V118H146ZM154 119H153V118ZM157 117H159V118H157ZM167 117V118H166ZM170 117H172V119L170 118ZM202 117H203V119H202ZM228 117V116H227ZM31 118V119H30ZM70 118V119H69ZM114 118V119H113ZM128 118H129V120H130V122H129V120H128ZM142 118V119H141ZM162 118V119H161ZM164 118H165V121H164ZM206 118H208V121H206L207 119ZM223 118V119H222ZM259 120H258V119ZM25 119V120H24ZM28 119H30L29 121H31V123L30 122H28ZM97 119V120H96ZM135 119V120H134ZM138 119H140L139 121H137ZM144 119V120H143ZM156 119V120H155ZM169 119V120H168ZM178 119H182L181 121L180 120H178ZM217 119V120H216ZM222 119V120H221ZM233 119V120H232ZM254 119V120H253ZM257 119V120H256ZM54 120V121H53ZM56 120H58V121H56ZM61 120V121H60ZM69 120H70V122H69ZM177 120V121H176ZM185 122H184V121ZM199 120V121H198ZM220 120V121H219ZM226 120H228V123L227 122H224V121H226ZM262 120V121H261ZM22 121V122H21ZM26 121L28 122V123H30V125L32 124H35L34 126H31V127H29L28 128V123H26ZM33 121V122H32ZM62 121H64V122H62ZM67 121V120H66ZM81 121H82V123H81ZM116 121V122H115ZM150 121V122H149ZM156 121V122H155ZM160 121V122H159ZM180 121V122H179ZM194 121V122H193ZM218 121H219V123H218ZM230 121V122H229ZM254 122V123H251V122ZM257 123H256V122ZM24 122H25V124L27 125V127H26V125L24 124ZM50 122V123H49ZM73 122H74V124H73ZM99 122V123H98ZM109 122H111V123H109ZM133 122V123H132ZM138 122V124H136ZM159 122V123H158ZM191 122H193L192 124H191ZM203 123L202 125H201V123ZM40 123H43L44 125H45V127H44V125L43 124H40ZM65 123V124H64ZM88 124V125H86V124ZM98 123V124H97ZM113 123V124H112ZM161 123V124H160ZM164 123H165V125H164ZM185 123V124H184ZM208 123V124H207ZM211 125H210V124ZM260 123V124H259ZM21 124V125H20ZM37 124V125H36ZM69 124H71V126H69L68 125V128H67V125ZM93 124V125H92ZM109 124V125H108ZM133 124L136 126H133ZM144 124V125H143ZM159 124V125H158ZM179 124H182V125H180L179 126ZM183 124H184V126H183ZM190 124H191V126H190ZM206 124V125H205ZM225 124V125H224ZM226 124H228L227 126H226ZM233 124V126H231ZM237 124V125H236ZM247 124H248V126H247ZM263 124V125H262ZM24 125V126H23ZM51 125V126H50ZM65 125H66V127H65ZM98 125V126H97ZM100 125H101V127H100ZM113 125V126H112ZM122 125V126H121ZM127 125V126H126ZM151 127H150V126ZM173 125V126H172ZM201 125V126H200ZM204 125V126H203ZM215 125H217V126H215ZM224 125V126H223ZM251 125V126H250ZM22 126V127H21ZM42 126V127H41ZM143 126V127H142ZM162 126V127H161ZM178 126V127H177ZM189 126V127H188ZM198 126V127H197ZM215 126V127H214ZM219 126V127H218ZM223 126V127H222ZM231 126V127H230ZM24 127V128H23ZM42 129H44V131L43 130H41V128ZM52 127V128H51ZM82 127V128H81ZM109 127V128H108ZM120 127V128H119ZM129 127H130V129H129ZM135 127V128H134ZM138 127V128H137ZM147 127V128H146ZM180 127V128H179ZM183 127H184V130H182L183 129ZM206 127V128H205ZM225 127V128H224ZM236 127V128H235ZM249 129H248V128ZM250 127L251 128H253V129H250ZM31 128V129H30ZM33 128V129H32ZM60 128V129H59ZM65 128H67L68 129V133L71 131V129L72 130H74V131H71V132H77V130L79 129V132H81V133H79L78 132V135H77V133H74L75 135H77V136H75V135H73V136H71L70 137V140L72 141L73 140V143H74V146L72 145V142H70V140H68L69 141V143H71V147L69 146L70 144L69 143H66V142H64L63 140H62V138L60 137V133H61V131L63 130V131H66L65 130ZM70 128V129H69ZM74 128V129H73ZM94 128V131H92V129ZM97 128V129H96ZM113 128V129H112ZM117 130H116V129ZM119 128V129H118ZM159 128H161V129H159ZM186 128H187V130H186ZM189 128V129H188ZM196 128H198V129H196ZM205 128V129H204ZM232 128V129H231ZM235 128V129H234ZM259 128V129H258ZM39 129V130H38ZM49 131H48V130ZM56 129H58V130H56ZM77 129V130H76ZM90 129V130H89ZM111 129V130H110ZM123 129V130H122ZM139 129V130H138ZM148 129V130H147ZM150 129V130H149ZM195 129V130H194ZM204 129V130H203ZM9 130L11 131H13V132H10V133H12V135H10L9 134ZM56 130V131H55ZM70 130V131H69ZM109 130V131H108ZM125 130H126V132H125ZM167 130V133L165 132ZM174 132H173V131ZM179 130H180V132H179ZM203 130V131H202ZM239 130V131H238ZM262 132H261V131ZM4 131H6V132H4ZM8 131V132H7ZM16 131H17V133H16ZM19 131H20V133H19ZM36 131V132H35ZM40 133H39V132ZM43 131V132H42ZM46 131V132H45ZM53 131H55V132H53ZM60 131V132H59ZM96 131V132H95ZM112 131V132H111ZM134 131V132H133ZM146 131V132H145ZM237 131V132H236ZM240 131H242L241 133H240ZM252 131V132H251ZM15 132V133H14ZM21 132H22V134H21ZM59 132V133H58ZM89 132V133H88ZM118 134H117V133ZM157 132V133H156ZM170 132V133H169ZM172 132V133H171ZM185 132V133H184ZM188 132V133H187ZM205 132H207V133H205ZM208 132H209V134H208ZM214 132V133H213ZM219 132H220V134H219ZM255 132H256V134H255ZM55 133H57V137H55ZM94 133V134H93ZM107 133V134H106ZM141 133V134H140ZM145 134V136H144V134ZM155 133V135H153ZM181 133V134H180ZM195 133H198V134H195ZM203 133V134H202ZM213 133V134H212ZM218 133V134H217ZM222 133V134H221ZM237 133V134H236ZM240 135H239V134ZM253 134L252 136H251V134ZM259 133V134H258ZM13 134H15V136L13 135ZM82 134V135H81ZM106 134V135H105ZM123 134V135H122ZM161 134V135H160ZM163 134V135H162ZM165 134V135H164ZM166 134H167V137H166ZM171 134H172V137H171ZM174 134V135H173ZM178 134H180V135H178ZM216 134V135H215ZM237 136H239V137H237ZM24 135V134H23ZM52 135H54V136H52ZM81 135V136H80ZM90 137H89V136ZM94 135V136H93ZM109 135V136H108ZM117 135V136H116ZM121 135V136H120ZM131 135V136H130ZM133 135H135L134 137H133ZM138 135H139V137H138ZM159 135V136H158ZM182 135V136H181ZM210 135V136H209ZM221 135H222V137H221ZM10 136V137H9ZM12 136V137H11ZM93 138H92V137ZM119 136V137H118ZM142 136V137H141ZM180 136V137H179ZM192 136V137H191ZM205 136H207V137H205ZM209 136V137H208ZM222 138H220V137ZM236 138H235V137ZM6 137V139H4ZM55 137V138H54ZM59 137V138H58ZM101 137H103V138H101ZM113 139H111V138ZM122 138V140H121V138ZM132 137V138H131ZM137 137V138H136ZM154 137V138H153ZM178 137V138H177ZM216 137V138H215ZM241 137V138H240ZM252 137H254L255 138V140H253L252 139ZM262 137V138H261ZM29 138V137H28ZM62 140L63 142H64V144L66 145L67 144V147L63 144V142L61 141V143L64 145V147L65 148H67V149H65V148H63V145H62V148L63 149H58V147H61V144H60V146L59 145H54V144H56L59 140ZM79 138V139H78ZM90 138V139H89ZM94 138H96V139H94ZM114 138H115V140H114ZM142 140H141V139ZM156 138H157V140H156ZM169 138H170V140H169ZM173 138V139H172ZM191 140H190V139ZM205 138V139H204ZM3 139H4V141H3ZM10 139V141H8L7 143H5L4 144V142H5V140L7 141V140H9ZM50 139V140H51ZM75 139V140H74ZM86 139V140H85ZM90 141H89V140ZM93 139H94V141H93ZM169 140V142H168V140ZM237 141H236V140ZM252 139V140H251ZM33 140V141H34ZM49 140V139H48ZM100 140V141H99ZM110 140V141H109ZM117 140H119L118 142H117ZM131 140H132V142H131ZM137 140V141H136ZM172 140V141H171ZM199 140V141H198ZM217 140V141H216ZM233 140V141H232ZM240 141V143H239V141ZM242 140V141H241ZM258 140V141H257ZM87 141H89V142H87ZM98 141V142H97ZM112 141V142H111ZM115 141H116V143H118V145H120L122 148H120L119 149V151H117V152H112V153H110V152H106L107 151V147H109V146H111V145H113L114 143H115ZM130 141V142H129ZM135 141V142H134ZM142 141H146V142H142ZM162 141V142H161ZM164 141V142H163ZM191 141V142H190ZM194 141V142H193ZM215 141V142H214ZM232 141V142H231ZM253 141H254V143H253ZM40 142V143H39ZM48 142V141H47ZM92 142V143H91ZM100 142V143H99ZM121 142V143H120ZM156 142V143H155ZM199 142V143H198ZM221 142V143H220ZM258 142V143H257ZM34 143V144H33ZM49 143V142H48ZM48 143H46V144H48ZM82 143V144H81ZM90 143V144H89ZM96 143V144H95ZM103 143V144H102ZM167 143H169L170 145H167ZM191 143L192 144H194V145H191ZM237 143H238V145H237ZM39 144V145H38ZM58 144H59V142H58ZM79 144V145H78ZM87 144V145H86ZM106 144H108L109 146H107ZM122 144V145H121ZM129 146H128V145ZM139 144V145H138ZM142 144V145H141ZM152 144H153V146H152ZM156 144V145H155ZM160 144V145H159ZM161 144H163V145H166V147L167 146H170V147H167L165 150V152H164V147L161 145ZM219 146H218V145ZM232 144V145H231ZM234 144V145H233ZM34 145H36V147L34 146ZM45 145V144H44ZM49 145V144H48ZM90 145V146H89ZM95 145H97V146H95ZM102 145V146H101ZM104 145V146H103ZM133 145V146H132ZM149 145V146H148ZM196 145V147H194ZM206 145V146H205ZM228 145V146H227ZM238 147H237V146ZM83 146V147H82ZM89 146V147H88ZM93 146V147H92ZM101 146V147H100ZM107 146V147H106ZM124 146V147H123ZM135 146V147H134ZM175 146V147H174ZM192 146V147H191ZM225 146V147H224ZM17 147H18V145L14 148V150H12L13 148L11 147L9 150V153H8V156L10 157H8V161H11V159H12V161L11 162H9V164H10V166H12V164H17L16 165V168L14 169V167L13 168H11L10 170V173H8L9 175H8V177H9V180H3V184H5L6 183V185H8L11 189L10 190H12V188H15L14 187V184H16V183H12V182H10V179H12L13 180V178H10L11 176H13L14 177V179L15 180H18V178L20 179V174L23 176V174H25L26 172V170L25 169H23L24 171H22V167H27V168H29V165L30 164H32V162L30 163V164H28L27 166H26V163L27 162H29V161H27V160H29V159H26L25 158V160L27 161V162H25V160H23L24 159V154H22L23 153V151L22 150H18L17 149ZM53 147H55V148H53ZM81 147V148H80ZM90 147H92V148H90ZM100 147V148H99ZM127 147V148H126ZM140 147V148H139ZM143 147H145V149L143 148ZM150 147V148H149ZM156 147V148H155ZM231 147L233 148V149H231ZM19 148V147H18ZM76 148H77V150H76ZM79 148V149H78ZM97 148V149H96ZM104 148H105V150H104ZM130 148H131V150H130ZM137 148V149H136ZM160 148V149H159ZM175 148H177V149H175ZM180 148V149H179ZM189 148V149H188ZM221 148H223V149H221V152H222V154L219 152L220 151V149ZM235 148V149H236ZM259 148V149H258ZM54 149V150H53ZM65 149V150H64ZM89 149V150H88ZM141 149L143 150L142 152H141ZM157 149V150H156ZM173 149V150H172ZM184 149V150H183ZM198 149V150H197ZM215 149V150H214ZM234 149V150H235ZM12 150V151H11ZM59 150H62V151H59L60 153H61V156H60V153H59V155L57 156V154H58V151ZM64 150V151H63ZM82 150V152H83V154H82V152H80ZM88 150V151H87ZM91 150V151H90ZM94 150V151H93ZM98 150V151H97ZM104 150V151H103ZM124 150H126V151H124ZM138 150V151H137ZM145 150H147V151H145ZM149 150V151H148ZM156 150V151H155ZM183 150V151H182ZM186 150H188V152L186 153L185 151ZM201 150V151H200ZM209 150V151H208ZM213 150V151H212ZM229 152H228V151ZM252 150V151H251ZM18 153V154H15L16 152ZM66 151V152H65ZM69 151V152H68ZM75 151V152H74ZM90 151V152H89ZM102 151H103V153L105 154V152H106V156L102 153ZM130 151V152H129ZM137 151V152H136ZM152 151V152H151ZM155 151V152H154ZM161 151V152H160ZM163 151V152H162ZM181 151V153H177V152H180ZM191 151H193V152H191ZM226 151V152H225ZM64 152H65V154H64ZM91 154H89V153ZM95 152H97V153H95ZM134 152V153H133ZM143 152H144V154H143ZM146 152H147V154H146ZM149 152H151V154L149 153ZM159 152V153H158ZM175 152V156H174V153ZM184 152L186 153V154H189L188 155V157L189 156H191L192 157V159H191V162H186L187 161V155L186 154H184ZM195 152V153H194ZM214 152V153H213ZM217 152V153H216ZM77 153V154H76ZM81 153V154H80ZM110 153V154H109ZM123 154V156L124 157H122L121 155ZM131 153V154H130ZM133 153V154H132ZM139 153V154H138ZM142 153V154H141ZM205 154V155H203V154ZM208 153V154H207ZM70 154V155H69ZM100 154V155H99ZM103 154V155H102ZM108 154V155H107ZM119 154V155H118ZM130 155V157H129V155ZM159 154H161V155H159ZM195 154H197V155H195ZM199 154H201V155H199ZM219 154V155H218ZM15 155V156H14ZM20 155H22V156H20ZM64 155V156H63ZM75 155V156H74ZM76 155H78V156H76ZM110 155H111V157H110ZM127 155V156H126ZM140 155V156H139ZM145 155V156H144ZM148 155H151V156H147ZM164 155V156H163ZM170 155V156H169ZM171 155H173V156H171ZM181 155V156H180ZM185 155H186V158H184L185 157ZM217 155V156H216ZM222 155V156H221ZM16 156H18V157H16ZM53 156V157H52ZM57 156V157H56ZM60 156V157H59ZM69 156V157H68ZM87 156V157H86ZM90 156V157H89ZM98 156V157H97ZM103 156H105V158L103 157ZM120 156V157H119ZM135 156V157H134ZM137 156H139L141 159H139V157H137ZM184 156V157H183ZM205 156V157H204ZM15 157V158H14ZM23 159H22V158ZM55 157V158H54ZM76 157V158H75ZM85 157V158H84ZM95 157V158H94ZM99 157H100V160H99ZM102 157H103V159H102ZM114 157V158H113ZM119 157V158H118ZM133 157V158H132ZM152 157V158H151ZM160 159H159V158ZM163 157V158H162ZM167 157V158H166ZM171 157V158H170ZM174 157V158H173ZM177 157V158H176ZM197 157V158H196ZM203 157V158H202ZM221 159H220V158ZM255 157H256V159H255ZM16 159V160H14V159ZM20 158H21V162H23V166H21L22 165V163L20 164V167H19V163H20ZM61 158H65V160L64 159H61ZM70 158V159H69ZM85 159L86 161L88 160V158L90 159V161H87V162H85L84 163V160L83 159ZM91 158H92V162H91ZM143 158V159H142ZM145 158V159H144ZM148 158L150 159V161L148 160ZM174 159V160H172V162H168L167 160H171V159ZM176 158V159H175ZM178 158H179V161H178ZM219 158V159H218ZM10 159V160H9ZM72 159H73V161H72ZM76 161H75V160ZM97 161H96V160ZM106 159V160H105ZM111 159V160H110ZM126 159V160H125ZM134 159H136V160H134ZM162 159V160H161ZM186 159V160H185ZM206 161H204V160ZM211 159V160H210ZM213 159V160H212ZM53 160H54V162H55V164H56V166H55V164H54V162H53ZM56 160L59 162V163H57L56 162ZM59 160H61V161H59ZM70 160V161H69ZM82 160V161H81ZM141 160V161H140ZM193 160V161H192ZM198 160V161H197ZM209 160V161H208ZM13 161H14V163H13ZM18 161V162H17ZM78 161V162H77ZM93 161H95V162H93ZM108 161V162H107ZM116 163H115V162ZM128 161V162H127ZM143 161V162H142ZM158 161H160V162H158ZM174 161V162H173ZM181 161L183 162V163H181ZM203 161V162H202ZM61 162V163H60ZM66 162H67V164H66ZM82 162V163H81ZM89 162V163H88ZM101 164H100V163ZM103 162V163H102ZM113 162V164H111ZM122 162H124V163H122ZM133 162H135V163H133ZM145 162H146V165H145ZM148 162V163H147ZM155 162V163H154ZM158 162V163H157ZM176 162L177 163H179L180 162V164H182V166H181V168H182V170H180L181 168H179V166H178V164H177V166H175L176 165ZM193 162V163H192ZM197 162V163H196ZM222 164H221V163ZM53 163V164H52ZM70 163V164H69ZM71 163H72V165H71ZM75 163V164H74ZM93 163V164H92ZM96 163V164H95ZM99 163V164H98ZM105 163H107V164H105ZM128 163V164H127ZM140 163L141 164H144V166L143 165H141L140 166ZM166 163H167V165H166ZM169 163H171V164H169ZM184 163H186L187 165H189L188 167L189 168H187V166L186 167H184ZM191 163V164H190ZM200 163V164H199ZM255 163H257V165H259V166H257L256 167V164ZM261 163V164H260ZM80 164H83L82 166L80 165ZM87 164H90V165H87ZM94 164H95V166H94ZM118 164V165H117ZM122 164V165H121ZM132 165V167H131V165ZM149 164V165H148ZM153 164H154V166H153ZM165 164V165H164ZM175 164V165H174ZM214 164V165H213ZM74 165H77V166H74ZM81 166V168H80V166ZM86 165H87V167H86ZM107 165H109V166H107ZM121 165V166H120ZM127 165V166H126ZM129 165V166H128ZM164 165V166H163ZM170 165V166H169ZM192 165V166H191ZM194 165V166H193ZM254 165V166H253ZM61 166V167H60ZM66 166V167H65ZM101 168H100V167ZM116 168H115V167ZM119 168H118V167ZM136 166V167H135ZM138 166V167H137ZM166 166V167H165ZM168 166V167H167ZM205 168H208V170L206 169H203L204 167ZM19 167V168H18ZM65 167V168H64ZM77 167V168H76ZM79 167V168H78ZM125 167H127V168H125ZM147 167V168H146ZM163 167V168H162ZM176 167V168H175ZM179 169H178V168ZM184 167V168H183ZM202 167V168H201ZM255 167V168H254ZM26 168V169H27ZM59 168V169H58ZM88 170H87V169ZM93 168H95L94 170H93ZM110 168V169H109ZM122 168H124V169H122ZM135 168V169H134ZM142 168V169H141ZM145 168V169H144ZM149 168H150V170H149ZM167 168V169H166ZM191 168V169H190ZM262 168V169H261ZM12 169H13V171H12ZM56 169H57V171H60V172H57L56 171ZM78 169L79 170H82L83 171V175H89V177H90V175L91 174H93V176L94 177H96V178H94L93 176H92V179L91 180H89L90 182H91V185H96V187H91V185H89V181H87L86 182V180H85V182H83V180L80 182L79 181V179L78 178H80V177H82V176H79L78 177V175H76V174H78ZM84 169H86L85 171H84ZM100 169V170H99ZM106 169H108V170H106ZM115 171H114V170ZM122 169V170H121ZM130 169H131V171H130ZM156 169V170H155ZM169 169H170V172H169ZM184 169V170H183ZM189 170L188 172H186L187 170ZM198 169V170H197ZM15 170H17L18 171V173H19V175H17L18 173H17V171L15 172ZM22 172H21V171ZM51 170V171H50ZM93 170V171H92ZM137 170V171H136ZM139 170H141V172L143 171L144 173L142 174ZM155 170V171H154ZM202 172H201V171ZM215 172H214V171ZM218 172H217V171ZM254 170V171H253ZM57 172V173H63V174H60V175H58V174H55V173H53V174H51L52 172ZM87 171V172H86ZM96 171H97V174H96ZM105 171V173L103 174V172ZM133 171V172H132ZM153 171V172H152ZM165 171V172H164ZM178 171V172H177ZM181 171H182V173H181ZM184 171H185V173H187L186 175H183V173H184ZM195 171L197 172V173H195ZM211 171H213V172H211ZM222 171V172H221ZM262 171V172H261ZM14 172V173H13ZM25 172V173H24ZM66 172V173H65ZM91 172V173H90ZM110 172V173H109ZM124 172H126V174L123 173ZM128 172H130V173H128ZM135 172V173H134ZM148 172V173H147ZM255 172V173H254ZM17 173V174H16ZM70 173V174H69ZM85 173V174H84ZM90 173V174H89ZM102 173V174H101ZM108 173H109V175H108ZM112 173V174H111ZM139 173V174H138ZM173 173V176L174 177H172V174ZM184 173V174H185ZM189 173V174H188ZM205 173V174H204ZM212 173V174H211ZM216 173V174H215ZM221 173H223V177H221L222 176V174ZM259 175H258V174ZM10 174H12V175H10ZM47 174H49L50 176L52 175L53 176V178H54V181L53 182H55V184L52 182V183H50L53 179H52V176H51V178L50 179H47V178H49L48 176L49 175H47ZM55 174V175H54ZM123 174V175H122ZM128 174H129V176H128ZM138 174V175H137ZM152 174V175H151ZM161 174V175H160ZM178 174V175H177ZM181 174V175H180ZM202 174V175H201ZM208 174V175H207ZM262 174V175H261ZM44 175V176H43ZM47 175V176H46ZM57 175V176H56ZM63 175V176H62ZM68 175V176H67ZM70 175V176H69ZM125 175V176H124ZM131 175V176H130ZM134 175V176H133ZM165 175V176H164ZM167 175V176H166ZM169 175V176H168ZM198 175V176H197ZM205 175V176H204ZM227 175H228V173H227ZM235 175V174H234ZM258 175V176H257ZM19 176V177H18ZM56 176V177H55ZM76 176V177H75ZM107 176H109V178L107 177ZM121 176H122V178H121ZM133 176V177H132ZM135 176H139L138 177V179H137V177H135ZM157 176V177H156ZM178 176V177H177ZM181 176V177H180ZM187 176V177H186ZM215 176V177H214ZM217 176V177H216ZM58 177V178H57ZM61 177V178H60ZM87 177V176H86ZM106 177H107V179H106ZM116 177V178H115ZM153 177V178H152ZM189 177V178H188ZM192 177V178H191ZM221 177V178H220ZM227 178L228 180L226 181V182H228V183H230L228 186H227V184L228 183H226L225 181V183L224 184H226V185H224V184H222V185H224V189H222V187H219L220 186V184L222 183V181L221 180H225V178ZM255 177H257V178H255ZM75 178V179H74ZM77 178V179H76ZM94 178V179H93ZM102 178V179H101ZM120 178H121V180H120ZM128 180H127V179ZM131 178V179H130ZM132 178H133V181H132ZM152 179V181H154V182H151V183H155V187H153L152 185H151V183L149 182L150 181V179ZM156 178H157V180H156ZM169 178V179H168ZM171 178V179H170ZM176 179V181L174 182V180ZM188 178V179H187ZM202 178V179H201ZM215 178V179H214ZM255 178V179H254ZM261 178V179H260ZM45 179V180H44ZM52 179V180H51ZM57 179V180H56ZM68 179V180H67ZM82 178H80V180H81ZM96 179H99L98 181L96 180ZM105 181H104V180ZM169 181H168V180ZM185 179V180H184ZM213 179H214V181H213ZM260 179V180H259ZM64 182H63V181ZM72 180V181H71ZM94 180H96L95 182L97 183H93L94 182ZM100 180H102V182L100 181ZM113 180H114V182H113ZM127 180V181H126ZM136 181V184L134 185V182ZM139 180V181H138ZM178 180V181H177ZM193 182H192V181ZM217 180V181H216ZM252 180V181H251ZM1 182H2V180H0ZM66 181V182H65ZM71 181V182H70ZM74 181V182H73ZM79 181V182H78ZM121 181V182H120ZM125 181V182H124ZM131 181H132V183H131ZM138 181V182H137ZM143 181V182H142ZM166 181V182H165ZM168 181V182H167ZM171 181V182H170ZM182 181V182H181ZM219 181V182H218ZM16 182V181H15ZM47 182H49L48 184H47ZM63 182V183H62ZM78 182V183H77ZM123 182V183H122ZM161 182V183H160ZM170 182V183H169ZM174 184H176V185H174ZM179 182V183H178ZM186 182V183H185ZM199 182V183H198ZM206 182V183H205ZM208 182V183H207ZM221 182V183H220ZM261 182V183H260ZM10 183H11V185H10ZM44 183H46V184H44ZM60 183H62V184H60ZM65 183H66V185H65ZM73 183H74V185H73ZM80 183H84V184H86V185H84V184H81V185H83V186H80ZM103 183V184H102ZM110 183H112V184H110ZM129 183V184H128ZM168 186H166L165 184ZM194 183V184H193ZM215 183V184H214ZM232 183V184H231ZM131 184H133V186L131 185ZM142 184H144V185H142ZM157 184V185H156ZM179 184V185H178ZM189 184V185H188ZM192 184V185H191ZM250 184V185H249ZM259 184V185H258ZM1 186H0V188H1V191H0V194L1 193H3L2 191H3V189H2V184H0ZM45 185L47 186V188L48 189H52V190H47V188L45 187ZM58 185V186H57ZM67 185H69V186H67ZM78 185V186H77ZM89 185V187H91V188H89V189H91V191L94 189V188H101V189H94L95 191V193L94 192H92V194H89L91 191L89 190V193H88V197L87 196H85V195H87L86 193L88 192V188H87V186ZM93 185V186H94ZM112 185V186H111ZM124 185V186H123ZM127 185V186H126ZM130 185V186H129ZM150 185H151V189L149 190V188L148 187H150ZM161 185V186H160ZM164 185H165V188H164ZM195 185V186H194ZM203 187H202V186ZM231 185V186H230ZM11 186H13V187H11ZM51 186V187H50ZM53 186V187H52ZM54 186H55V190H54V193H53V189H54ZM57 186V187H56ZM70 186L72 187V188H70ZM86 186V190H84V192H85V198L83 197V189H84V187ZM114 186V187H113ZM120 186V187H119ZM136 186H138V187H136ZM173 186V187H172ZM176 186H177V188H176ZM180 186V187H179ZM184 186L186 187V188H184ZM208 186V187H207ZM226 186V187H225ZM254 186L255 187H257V188H255L254 189ZM43 187L45 188V189H43ZM69 187V188H68ZM83 187V188H82ZM113 187V188H112ZM134 187V188H133ZM136 187V188H135ZM141 187V188H140ZM169 187H171V189L169 188ZM188 187H189V189H188ZM230 187V188H229ZM260 187V188H259ZM78 188V189H77ZM81 188H82V190H81ZM93 188V189H92ZM124 188V189H123ZM132 190H131V189ZM161 190H160V189ZM162 188H164V189H166V188H168V190L166 189V190H164V189H162ZM176 189V191H175V189ZM192 190H191V189ZM206 188V189H205ZM223 190H221V189ZM34 189V190H33ZM61 189V190H60ZM66 189H68V192L66 191ZM109 189H111V191H113L114 192V194L112 195V193L113 192H110V190ZM115 189V190H114ZM128 189V190H127ZM147 189V190H146ZM170 189V190H169ZM174 189V190H173ZM220 189V190H219ZM228 189V190H227ZM256 189H257V192H255L256 191ZM107 190H109V192L107 191ZM120 190V191H119ZM126 190V191H125ZM131 190V191H130ZM151 190H153V191H151ZM163 190V191H162ZM205 190V191H204ZM212 190H213V192H212ZM259 190V191H258ZM42 191V192H43ZM51 193H50V192ZM56 191V192H55ZM77 192V191H79L78 192V195L81 193L82 194V198H83V200H79L80 198H77V193L75 192V193H73V192ZM87 191V192H86ZM131 192V193H129L128 194V192ZM146 191H147V194L145 195V193H146ZM168 193H171V195L169 194H167V192ZM175 193H174V192ZM179 191V192H178ZM199 191V192H198ZM206 191H208V192H206ZM222 191V193H220ZM254 193V194H252V192ZM261 191V192H260ZM98 192V193H97ZM102 192V193H101ZM105 192V193H104ZM106 192H108V193H106ZM136 192V193H135ZM145 192V193H144ZM182 193V195L180 196L179 194H181ZM226 192V193H225ZM39 193V194H38ZM55 195V196H53L52 197V195L53 194ZM70 193V194H69ZM94 193V194H93ZM98 194V196L99 197H101L100 198V201L98 200L99 199V197L97 196L96 198H93V196L95 195V194ZM123 193V194H122ZM125 193V194H124ZM128 195H127V194ZM159 193V192H158ZM165 193V194H164ZM173 193H174V195H173ZM207 193V194H206ZM228 193V194H227ZM264 193V192H263ZM9 194V195H8ZM69 194V195H68ZM73 194H76V198H77V201L75 202V200H73V199H76V198H72L70 195H72L73 197H75V195H73ZM103 194V196H101ZM106 194H108V196H109V194H110V196H111V198H110V196L108 197L109 199H111V201L112 202H110L109 203V199L107 198V197H105V196H107ZM117 194V195H116ZM131 194H133L132 196H131ZM136 194V195H135ZM193 194V195H192ZM213 196H212V195ZM219 196L220 194V196L218 197L217 195ZM225 194V195H224ZM232 194V195H231ZM259 196H258V195ZM60 195V196H59ZM63 195V196H62ZM69 196V198H68V196ZM90 195H93L92 196V198H90L91 196ZM115 195V196H114ZM125 195L127 196V198H125ZM143 195H144V197H143ZM151 195V196H150ZM157 195L158 194H156V197H157ZM201 195V196H200ZM222 195H224V197L222 196ZM253 195V196H252ZM7 196L10 198H7ZM24 196H26V195H24ZM80 196V195H79ZM128 196H130V198L128 197ZM138 196V197H137ZM139 196H140V200L138 201V198H139ZM171 196V197H170ZM179 196V197H178ZM190 196V197H189ZM46 197H48V198H46ZM62 197V198H61ZM65 197H67V198H65ZM70 197L72 198V201H74V202H72L73 204H70L71 202V200H66V199H70ZM120 197V198H119ZM132 197V198H131ZM174 197V198H173ZM178 197V199H175V198H177ZM252 197H254V198H252ZM3 198V199H2ZM13 198V199H12ZM61 198V199H60ZM81 198V199H82ZM115 198V199H114ZM153 198V197H152ZM152 198H149L148 200H150V199H152ZM214 198V199H213ZM218 198H220V199H218ZM222 198V199H221ZM251 198V199H250ZM12 199V200H11ZM53 200V203L52 202H50V201H52ZM59 199V200H58ZM63 199V200H62ZM91 199V200H90ZM95 199V200H94ZM102 199V200H101ZM130 199V200H129ZM132 199V200H131ZM134 199V200H133ZM144 199V200H143ZM179 199V201L178 202H180L181 200ZM194 199V200H193ZM201 199V200H200ZM208 199V200H207ZM253 199H255V200H253ZM5 200V201H4ZM6 200H7V202H6ZM49 200V201H48ZM58 200V201H57ZM62 200V201H61ZM94 200V201H93ZM107 200H109V201H107ZM118 200H120V201H118ZM147 200V202H148V204H152V202L154 201V199H152L151 200V202H149ZM157 200V199H156ZM187 200H188V202H187ZM191 200H192V203H191ZM221 200V201H220ZM57 201V202H56ZM61 202V203H59V205H58V202ZM87 201V202H86ZM144 203H143V202ZM174 201V202H173ZM215 201V202H214ZM219 201V202H218ZM254 201H256V202H254ZM262 202V204L260 203V202ZM49 202V203H48ZM63 202H65L64 204H63ZM131 202V203H130ZM146 202V203H147ZM197 202H199V203H197ZM205 202V203H204ZM239 202H241V200H239ZM243 202V201H242ZM5 203V204H4ZM10 205V207H11V209H10V207L8 206V204ZM50 203H51V205H50ZM56 204V206H55V204ZM70 204V206H68L67 204ZM76 203H80V205H81V203H82V207L80 206V205H78V207H77V204ZM86 203V204H85ZM116 203H118V205L116 204ZM143 203V204H142ZM187 203V204H186ZM207 203V204H206ZM214 203H215V205H214ZM222 203V204H221ZM53 204V205H52ZM91 206H90V205ZM97 204V205H96ZM185 204V205H184ZM191 204V205H190ZM222 206H221V205ZM260 206H259V205ZM49 205H50V207L52 206V210H51V212H53V210L54 209H57V211L55 212V210H54V212L55 213H51V214H48V213H50V207H49ZM93 205V206H92ZM113 205V206H112ZM119 205H121V206H119ZM130 205V206H129ZM139 205V206H138ZM184 205V206H183ZM213 205V206H212ZM218 205V206H217ZM224 205H225V207H224ZM228 205V206H227ZM256 205V206H255ZM2 206H3V208H2ZM6 206H8V209H7V207ZM25 205H23L22 207H24ZM54 206V207H53ZM58 206H60V207H58ZM73 206V207H72ZM76 206V207H75ZM116 206V207H115ZM183 206V207H182ZM187 206V207H186ZM199 206V207H198ZM202 206V207H201ZM250 206H252V207H250ZM253 206H254V209H253ZM48 207V208H47ZM55 207H58V208H55ZM112 207V208H111ZM122 207V208H121ZM207 207V208H206ZM211 207V208H210ZM214 207V208H213ZM54 208V209H53ZM63 208V210H61V209ZM70 208V209H69ZM77 209V210H75L74 211V209ZM87 208V209H86ZM100 208V209H99ZM109 209V210H107V209ZM118 208V209H117ZM190 208V209H189ZM192 208V209H191ZM249 208V209H248ZM261 208V209H260ZM3 209V210H2ZM49 209V210H48ZM65 209H66V211H65ZM68 209H69V211L70 210H72L73 209V212L72 211H70V214H68ZM80 209V210H79ZM82 209V210H81ZM86 209V210H85ZM90 209V210H89ZM94 209V210H93ZM103 209V210H102ZM106 209V210H105ZM121 209V210H120ZM181 209V210H180ZM201 209V210H200ZM205 209H206V211H205ZM7 210H9L8 212H10V213H8L7 212ZM10 210H13V212H11ZM95 211L94 212V214L92 213L93 211ZM121 212H120V211ZM258 210H260V211H258ZM3 211H4V213H3ZM19 211H20V213H19ZM47 211V212H46ZM77 211V213H75ZM90 211V212H89ZM136 211V212H135ZM188 211H190V212H188ZM214 211V212H213ZM217 211H219V212H217ZM247 212L246 214H245V212ZM16 212H18V214L16 213ZM62 212H65V213H62ZM104 212V213H103ZM187 212V213H186ZM227 212V213H226ZM255 212H257V213H255ZM259 212V213H258ZM49 215V216H51L52 215V217H51V219H50V221L52 222V224L50 225V221H49V219H47L46 217H49V216H47V214ZM58 213H61V214H65L64 216L63 215H61V214H58ZM83 213V214H82ZM88 215H87V214ZM121 213V214H120ZM179 213H181V214H179ZM185 213V214H184ZM213 213V214H212ZM21 214V215H20ZM54 214H56V215H59V216H56V215H54ZM97 214H99V215H97ZM103 214H105L103 217H101ZM114 214H115V216H114ZM130 214H132V215H130ZM165 214H166V212H165ZM165 214H164V216H165ZM175 214H174V216H175ZM192 214H193V216H192ZM195 214V215H194ZM258 216H257V215ZM35 215V216H34ZM74 215V216H73ZM78 215V216H77ZM85 215H87L86 217H85ZM107 215V216H106ZM135 215V216H134ZM162 215V214H161ZM204 217H207V218H204ZM206 215V216H205ZM229 215V216H228ZM244 215V217H242ZM261 215V216H260ZM1 216H4V220H6V221H3L2 219H3V217H1ZM6 216H8V218H9V220H11V222L12 223H10L9 222V224H8V222H7V220H8V218L6 217ZM13 216V217H12ZM17 216H19V218H21V219H18L17 220ZM21 216V217H20ZM46 216V217H45ZM53 216H54V218H53ZM63 216V220H64V218H65V220H64V224L63 223H61L63 220H62V218H61V220H59V218L60 217H62ZM80 216V217H79ZM82 216V217H81ZM135 218H134V217ZM184 216V217H183ZM6 217V218H5ZM43 217V218H42ZM57 217H58V219H57ZM69 217V218H68ZM71 217V218H70ZM98 217V218H97ZM121 217V218H120ZM138 217V216H137ZM171 217H173V214H170V216H169V218H171ZM182 217V218H181ZM187 217V218H186ZM200 217H201V219H200ZM214 217V218H213ZM229 217V218H228ZM84 218H86V219H84ZM133 218V219H132ZM213 218V219H212ZM225 218H228V219H225ZM14 219H16L17 221H21L22 222V224H19L18 225V223H21V222H16V220H14ZM30 219H31V221H30ZM38 219V220H37ZM54 219V220H53ZM78 219V220H77ZM112 219H115V220H112ZM130 219V220H129ZM136 219V220H135ZM188 219V220H187ZM191 219V220H190ZM194 219V220H193ZM212 219V220H211ZM217 219L220 221H217ZM259 219H260V221H259ZM12 220H14V221H12ZM24 220H26L28 223H30V224H26L27 222L26 221H24ZM46 220H48V221H46ZM57 220H58V225H56V226H54V224H56V222H57ZM72 220H74V221H72ZM83 220V221H82ZM209 220V221H208ZM216 220V221H215ZM222 220V221H221ZM228 220V221H227ZM30 221V222H29ZM42 221V222H41ZM97 221H100L101 222V224H100V222L98 223ZM115 221V222H114ZM189 221V222H188ZM196 221L198 222V223H196ZM206 221H207V223H206ZM2 222V223H1ZM5 222V223H4ZM15 224H14V223ZM46 224H45V223ZM49 223V225L50 226H53L54 228H53V231L52 232H50L49 234H52V236L51 235H49V236H46V234L45 233H47L48 232V230H49V228H50V226L48 227V230H46L47 229V226H48V223ZM82 222V223H81ZM178 222V223H177ZM184 224H183V223ZM193 222H195V223H193ZM78 223V224H77ZM90 223V224H89ZM117 223V224H116ZM135 225H134V224ZM191 223V224H190ZM209 223V224H208ZM257 223H259V225L257 224ZM7 224V225H6ZM12 224V225H11ZM17 224V225H16ZM61 224V225H60ZM63 224V225H62ZM75 224V225H74ZM86 224V225H85ZM95 224H97V225H95ZM132 224V225H131ZM211 224V225H210ZM256 224H257V226H256ZM29 225V226H28ZM43 225V226H42ZM45 225V226H44ZM73 225V226H72ZM131 225V226H130ZM134 225V226H133ZM181 225V226H180ZM184 227H183V226ZM20 228V229H22V231H20L19 229H18V227ZM30 226H32V227H30ZM38 228H37V227ZM70 226V227H69ZM112 226V227H111ZM121 226V227H120ZM125 226V227H124ZM196 226V227H195ZM216 226V227H215ZM254 226H256V227H254ZM6 227H8V228H11V229H6ZM30 227V228H29ZM36 227V228H35ZM43 227V228H42ZM57 227H59V229L58 230H56L57 229ZM72 227H74V228H72ZM81 227H83V228H81ZM91 227V228H90ZM94 227V228H93ZM96 227H98V228H96ZM103 227H104V229H103ZM107 227V228H106ZM110 227V228H109ZM114 227V228H113ZM133 227H135L134 229H129V228H133ZM199 227H200V230H199ZM32 228H33V230H32ZM34 228H35V230H34ZM39 228H41L42 230L44 229V230H46L45 232H44V236H45V238L42 236L43 235V231L41 230V229H39ZM80 228V229H79ZM109 228V229H108ZM124 228V229H123ZM126 228H127V230H129V231H127L126 230ZM196 228V229H195ZM227 228V229H226ZM255 230H254V229ZM74 229V230H73ZM111 229H113L112 231H111ZM118 229H120V230H118ZM195 231H194V230ZM4 230H7L6 232H4V234H3V231ZM36 230H38V231H36ZM56 232H55V231ZM65 230V231H64ZM67 230H69V231H67ZM80 230H81V232L83 233H80ZM90 231V232H88V231ZM100 230H101V232H100ZM115 230V231H114ZM132 230V231H131ZM253 230V231H252ZM263 230V231H262ZM2 231V232H1ZM34 231H36L37 233H38V235L36 234V232L34 233ZM64 231V232H63ZM105 231V232H104ZM109 231H111V232H109ZM124 231V232H123ZM190 231H192V232H190ZM262 231V232H261ZM15 232V233H14ZM53 232H55L54 234H53ZM59 232V233H58ZM60 232H62V233H60ZM113 232V233H112ZM130 232H132V234L130 233ZM195 232V233H194ZM252 232V233H251ZM259 232H260V234H259ZM16 233L18 234V235H16ZM23 233H26L25 235H23ZM64 233H66V234H64ZM72 233H74L73 235H72ZM77 233H78V236H77ZM103 233H105V234H103ZM108 233V234H107ZM126 233V234H125ZM256 233V234H255ZM261 233H262V235H261ZM3 234V235H2ZM37 236H36V235ZM42 234V235H41ZM48 234V233H47ZM58 234V235H57ZM102 234V235H101ZM115 234V235H114ZM123 234H124V236H123ZM164 234V233H163ZM190 234V235H189ZM196 234V235H195ZM252 234V235H251ZM20 235H22V236H20ZM35 236V237H32V236ZM55 235V236H54ZM120 235V236H119ZM135 235V236H134ZM182 235V236H181ZM200 235V236H199ZM224 235H225V238H223L224 237ZM227 235V236H226ZM249 235H251V236H249ZM261 235V236H260ZM5 236V237H4ZM10 236V237H9ZM15 236H19L18 238L16 237L15 238ZM61 236V238H59ZM65 236V237H64ZM85 238H84V237ZM98 236V237H97ZM101 236V237H100ZM109 236V237H108ZM111 236V237H110ZM113 236H115V238L113 237ZM248 236V237H247ZM257 236V237H256ZM22 237V238H21ZM37 237H43L42 239L41 238H37ZM48 237H50V238H48ZM56 237V238H55ZM79 237H81V238H79ZM100 237V238H99ZM131 237V238H130ZM256 237V238H255ZM258 237H260V238H258ZM15 238V239H14ZM35 238H37V239H35ZM47 238V239H46ZM59 238V239H58ZM64 238V239H63ZM70 238V239H69ZM83 238L85 239V241H86V243H85V241L83 240ZM103 238V239H102ZM106 238V239H105ZM111 238V239H110ZM119 238V239H118ZM120 238H121V240H120ZM128 238V239H127ZM199 238V239H198ZM262 238V239H261ZM10 239H11V241H10ZM20 239L18 240L19 242H20ZM76 239V240H75ZM97 239L99 240V241H97ZM101 239V240H100ZM108 239V240H107ZM125 239V240H124ZM132 239V240H131ZM173 239H175V240H173ZM181 241H180V240ZM183 239H184V241H183ZM188 239V240H187ZM191 239V240H190ZM193 239V240H192ZM196 239V240H195ZM202 239V240H201ZM224 239V240H223ZM254 239H255V241H254ZM260 239V240H259ZM15 240V241H14ZM42 240V241H41ZM51 240V241H50ZM56 242H55V241ZM80 240H82V241H80ZM88 240V241H87ZM107 240V241H106ZM118 240H119V242L121 243V242H123V243H119L118 242ZM128 241V243L127 242H124V241ZM248 240V239H247ZM250 240H248V241H250ZM36 241H38V242H36ZM45 241H46V243H45ZM73 243H72V242ZM75 241V242H74ZM156 241V240H155ZM177 241V242H176ZM16 242V244H13V245H9V243H15ZM22 246H25L24 245V243H26V241L24 242L23 240H22ZM77 242V243H76ZM79 242L81 243V242H83V243H85V244H83V243H81V244H79ZM114 244H113V243ZM136 242V243H135ZM191 244H190V243ZM199 242H201V243H199ZM207 242V243H206ZM222 242H223V244H222ZM263 242V243H262ZM44 243V244H43ZM58 243H59V245H58ZM61 243V244H60ZM63 243V244H62ZM69 243V244H68ZM98 243H100V244H98ZM127 243V244H126ZM153 243H154V240H153ZM185 243V244H184ZM228 243V242H227ZM20 244H21V242H20ZM77 244V245H76ZM89 244V245H88ZM93 244V245H92ZM95 244H97V245H95ZM103 244V245H102ZM119 244V245H118ZM188 244V245H187ZM190 244V245H189ZM261 244V245H260ZM48 245V246H47ZM58 245V246H57ZM62 245V246H61ZM80 245V246H79ZM82 245V246H81ZM86 247H85V246ZM100 245V246H99ZM127 245V246H126ZM129 245V246H128ZM171 245V246H170ZM192 245V246H191ZM199 245V246H198ZM227 245V244H226ZM8 246V247H7ZM12 246V247H11ZM51 246V247H50ZM54 246V247H53ZM78 249V252H77V249L74 251V249H75V247ZM78 246V247H77ZM91 246H94V248L93 247H91ZM96 246V247H95ZM99 246V247H98ZM121 246H122V248H121ZM222 246V247H221ZM253 246V247H252ZM41 247V248H40ZM53 247V248H52ZM65 247V248H64ZM70 247H73V248H70ZM81 247V248H80ZM105 247V248H104ZM124 247V248H123ZM129 247H131V248H129ZM176 249H175V248ZM184 247V248H183ZM190 247V248H189ZM195 247V248H194ZM198 247V248H197ZM202 248V249H200V248ZM5 248H6V250H5ZM10 248L12 249V250H10ZM23 248V247H22ZM37 248V249H36ZM61 248V249H60ZM97 248V249H96ZM113 248V249H112ZM135 248V249H134ZM174 248V249H173ZM2 249V250H1ZM8 249L11 251H8ZM48 249V250H47ZM50 249V250H49ZM58 249V253H57V250ZM72 249V251H70ZM87 249V250H86ZM91 249V250H90ZM100 249H102V251H104V252H102V251H100ZM106 249L107 250H109V251H106ZM110 249H111V251H110ZM124 249H126V250H124ZM131 249H132V251H131ZM149 249H151V248H149ZM173 249V250H172ZM182 249V250H181ZM187 249V250H186ZM189 249H191V250H189ZM67 250V251H66ZM92 250H94V251H92ZM96 250V251H95ZM113 250V251H112ZM115 250H116V252H115ZM151 250H153V249H151ZM172 250V251H171ZM174 250H176V251H174ZM200 250V251H199ZM221 250V251H220ZM254 250V251H253ZM2 251V252H1ZM37 251H38V253H37ZM40 251V252H39ZM47 251V252H46ZM65 251V252H64ZM92 251V252H91ZM121 251V252H120ZM129 251V252H128ZM170 251V252H169ZM174 251V252H173ZM182 251V252H181ZM259 251V252H258ZM6 252H7V255H6ZM8 252H9V254L11 253V255H9L8 254ZM16 252V251H15ZM41 252H43V253H45V255L42 253L41 254ZM67 252V253H66ZM74 252V253H73ZM75 252H77V253H75ZM96 254H95V253ZM102 252V253H101ZM107 252V253H106ZM114 252H115V255H114ZM119 252H120V256H119ZM133 252V253H132ZM151 252V251H150ZM188 252V253H187ZM212 252V253H211ZM220 252H221V254H220ZM255 252V253H254ZM2 253H5V254H2ZM50 253H51V255H50ZM57 253V254H56ZM71 253H72V256H71ZM79 253V254H78ZM81 253H82V255H81ZM104 253H105V255H104ZM111 253V254H110ZM124 253V254H123ZM128 253V254H127ZM130 253V254H129ZM132 253V254H131ZM168 255H167V254ZM186 255H185V254ZM207 253H209V254H207ZM252 253V254H251ZM37 254V255H36ZM49 254V255H48ZM103 254V255H102ZM146 254V255H145ZM149 254V255H148ZM151 254H153V251L151 252ZM150 253H149V250H147L146 251V253L144 252L143 253V257H142V260L144 261H142L143 262V264H147V260H148V258H149V256L151 255ZM177 254V255H176ZM203 254V255H202ZM223 254V255H222ZM227 254V253H226ZM17 255H19V253H17ZM16 255V256H17ZM30 255V256H29ZM28 255V257L29 258H32V256H31V254H29ZM40 255H42V257L40 256ZM48 255V256H47ZM59 255H60V257L61 258H59ZM64 255H65V257H64ZM95 255V256H94ZM114 255V256H113ZM184 255V256H183ZM191 255V256H190ZM210 255H211V257H210ZM263 255V256H262ZM16 256H14V259L16 258ZM70 256V257H69ZM76 256V257H75ZM80 256V257H79ZM98 256V257H97ZM124 256H125V258H124ZM127 256V257H126ZM175 257V258H173V257ZM203 256V257H202ZM216 256H218V257H216ZM226 256V255H225ZM11 258V260H10V258ZM40 257V258H39ZM72 257V258H71ZM91 258V260L89 259V258ZM97 257V260L95 259ZM120 257H122V258H120ZM128 257H130V258H128ZM168 257H170V258H168ZM189 257V258H188ZM192 257V258H191ZM210 259H209V258ZM33 258V259H34ZM67 258V259H66ZM76 258H77V260H76ZM102 258V259H101ZM123 258H124V260H123ZM146 258V259H145ZM252 258V259H251ZM43 259V260H42ZM57 259V260H56ZM86 259V260H85ZM100 259V260H99ZM109 259V260H108ZM146 261H145V260ZM165 259V260H164ZM192 259V260H191ZM222 259V260H221ZM2 260H4V262L2 261ZM9 260V261H8ZM69 260V261H68ZM85 260V261H84ZM88 260V261H87ZM172 260V261H171ZM186 260V261H185ZM221 260V261H220ZM43 261V262H42ZM57 261H59V262H57ZM124 261V262H123ZM260 261V262H259ZM7 262V263H6ZM68 262V263H67ZM87 262V263H86ZM97 262V263H96ZM112 262V263H111ZM177 262V263H176ZM182 262V263H181ZM186 262V263H185ZM249 262V263H248ZM32 263V262H31ZM30 263V264H31ZM162 263H160V264H162ZM263 263V262H262ZM261 263V264H262Z\"/></svg>","mask_w":264,"mask_h":264},{"label":"bare ground","instance_id":"obj_2","mask_svg":"<svg viewBox=\"0 0 264 264\" xmlns=\"http://www.w3.org/2000/svg\"><path fill=\"white\" fill-rule=\"evenodd\" d=\"M109 1V0H108ZM124 1V0H123ZM128 1V0H127ZM137 2H138V0H136ZM136 1H134V3L136 2ZM140 1V0H139ZM155 1H157V0H155ZM181 1V0H180ZM183 1V0H182ZM195 1V0H194ZM202 1V0H201ZM206 1H208V0H205V2ZM216 1V0H215ZM214 0H213V2H215ZM232 1V0H231ZM230 1V2H231ZM238 1V0H237ZM243 1V0H242ZM258 1V0H257ZM256 1V3H258ZM94 2H95V0H0V131H1V129L3 128H5L6 130H8L7 128H11V129H13L14 131H15V129H17V127H18V125H16V124H18V121H19V119H20V116L21 115H23V111H21V109H23V107H26L27 106V108H29L30 106H29V104H28V102L30 103V101H31V103L33 102V101H35L36 100V96L33 98V96H34V92H35V90L34 91H32L31 89H36L37 90V88L42 84V82H44L45 81V83L48 81V79H45L47 76H48V70H47V66H49V64L53 61V60H55L56 61V59L55 58H58V57H56L57 56V53H58V50H59V47H61V43L63 42L62 40H65L66 39V37H65V39H63V37L65 36L64 34H65V31H68V30H70V27H71V31H70V34H72L71 32H73V34L75 35L77 32H79V30L82 28V25H83V23H81V21H82V19L81 18H85V14L88 12V11H90V9L92 10V8H93V4H94ZM142 2H144V1H142ZM163 2H165V1H163ZM168 2V1H167ZM192 2V4H193V1H191ZM204 1L203 2H201V3H205ZM217 3H218V1H216ZM220 2V1H219ZM223 2V1H222ZM228 2H229V0H228ZM245 2V1H244ZM259 2H260V0H259ZM100 3V2H99ZM115 3H116V1H115ZM130 3V2H129ZM178 3V2H177ZM176 3V4H177ZM182 3V2H181ZM196 3V2H195ZM194 3V4H195ZM221 3V2H220ZM248 3V2H247ZM108 4V3H107ZM142 4V3H141ZM141 4H139V6L141 5ZM180 4V3H179ZM183 4H184V7L182 8L183 10H184V8L186 9L185 11H183L182 9V13H184V12H187V10H188V13H189V11H194V10H196L195 8H196V6H195V8H194V6L193 5H191L190 4V2L188 1V2H184V3H182L181 5L183 6ZM199 4V3H198ZM197 4V5H198ZM229 4V3H228ZM232 4V3H231ZM243 4V3H242ZM242 4H241V6H242ZM95 5V4H94ZM110 5H111V3H110ZM109 5V6H110ZM120 5V4H119ZM128 5V4H127ZM143 5V4H142ZM141 5V6H142ZM166 5V4H165ZM169 5V4H168ZM202 5V4H201ZM204 5H206V4H204ZM203 5V6H204ZM221 5V4H220ZM250 5H252L253 6V4H250ZM250 5H249V7H250ZM255 5V4H254ZM256 5H259V4H256ZM99 6V5H98ZM104 6V5H103ZM132 6H134V5H132ZM148 6V5H147ZM146 6V7H147ZM175 6V5H174ZM177 6H178V4H177ZM198 6H200V4L198 5ZM197 6V8L199 9L200 7H198ZM222 6V5H221ZM224 6V5H223ZM222 6V7H223ZM230 6V5H229ZM246 6V5H245ZM251 6V7H252ZM112 7V6H111ZM143 7V6H142ZM153 7V6H152ZM169 7V6H168ZM176 7V6H175ZM192 7H193V9L194 10H192ZM205 7H207V6H205ZM228 7V6H227ZM226 7V8H227ZM235 7V6H234ZM263 7V6H262ZM106 8V7H105ZM128 9H129V7H127ZM171 8V7H170ZM177 8H179V6L177 7ZM202 8V7H201ZM208 8V7H207ZM212 8V7H211ZM210 8V9H211ZM219 6H217V10H219ZM230 8V7H229ZM237 8V7H236ZM245 9H246V7H244ZM119 9H120V7H119ZM141 9V8H140ZM172 9V8H171ZM197 9V11H199ZM205 9V8H204ZM203 9V10H204ZM225 9V8H224ZM231 9V8H230ZM233 9V8H232ZM243 9V8H242ZM252 9H254V7L252 8ZM94 10H95V8H94ZM93 10V11H94ZM108 10V9H107ZM144 10V9H143ZM147 10V9H146ZM169 10V9H168ZM228 10V9H227ZM249 10V9H248ZM257 10V12L259 13V11H262V10H259V8H257L256 9V7H255V11ZM259 10V11H258ZM263 10H264V7H263ZM99 11V10H98ZM120 11V10H119ZM125 11H127V10H125ZM142 11V10H141ZM145 11V10H144ZM153 11H156V10H154V9H152V12ZM174 11V13H175V11L176 10H173ZM245 11V10H244ZM128 12H129V10H128ZM138 12V11H137ZM136 12V13H137ZM205 12H206V10H205ZM210 12V11H209ZM209 12H207V13H209ZM220 12V11H219ZM218 12V13H219ZM238 12H240V11H238ZM242 12V11H241ZM256 12V13H257ZM103 13V12H102ZM107 13V12H106ZM110 13V12H109ZM126 14H128L127 12H125ZM154 13H156V12H154ZM153 13V14H154ZM169 13V12H168ZM172 14V15H175V14ZM179 13V12H178ZM180 13H181V11H180ZM201 13H202V10H201ZM201 13H200V15H201ZM212 13H216L215 11H213ZM211 13V14H212ZM257 13V14H258ZM262 13V12H261ZM260 13V14H261ZM88 14V13H87ZM97 14H98V12H97ZM101 14V13H100ZM113 14V13H112ZM119 14V13H118ZM148 14V13H147ZM152 14V15H153ZM159 14V13H158ZM161 14V13H160ZM159 14V15H160ZM190 14V13H189ZM196 14V13H195ZM194 14V16H196ZM203 14V13H202ZM222 14V13H221ZM229 14V13H228ZM234 14V13H233ZM243 14V13H242ZM247 14H249L250 15V13H248L247 12ZM252 15L254 14V11H253V13H251ZM93 15V14H92ZM105 15V14H104ZM123 15V14H122ZM165 15H167V14H165ZM169 15V14H168ZM171 15V16H172ZM185 16H186V14H184ZM183 14H182V16H184ZM193 15V14H192ZM200 15H198V17L197 18H199V16ZM204 15V14H203ZM208 15V14H207ZM206 15V16H207ZM218 15V14H217ZM235 15V14H234ZM262 15L264 16V14H261L260 15V17H262ZM107 16H109V15H107ZM154 16V15H153ZM156 16V15H155ZM180 16V15H179ZM194 16H192V17H194ZM215 16V15H214ZM228 16V15H227ZM254 16V15H253ZM97 17H98V15H97ZM120 17V16H119ZM190 17V16H189ZM218 17V16H217ZM244 17H245V15H244ZM90 18H91V16H90ZM96 18V17H95ZM111 18V17H110ZM124 18V17H123ZM136 18V17H135ZM148 18V17H147ZM173 18H176V17H173ZM172 18V19H173ZM178 18V17H177ZM203 18V17H202ZM224 18V17H223ZM241 18V17H240ZM243 18V17H242ZM251 18H252V16H251ZM88 19V18H87ZM94 19V18H93ZM102 19V18H101ZM119 19V18H118ZM127 19V18H126ZM129 19V18H128ZM152 19V18H151ZM158 19H160L159 17H158ZM185 19V18H184ZM210 19V18H209ZM212 19V18H211ZM230 19V18H229ZM248 19H249V16H248ZM247 19V20H248ZM259 19V18H258ZM63 20L65 21V20H67V26L69 27V29L67 30V28H64V27H62V25L63 24H66V22L64 23L63 22ZM125 20V19H124ZM144 20V19H143ZM155 20V19H154ZM153 20V21H154ZM163 20V19H162ZM170 20V19H169ZM176 20V19H175ZM179 20V19H178ZM183 20V19H182ZM187 20V19H186ZM188 20H189V18H188ZM198 20V19H197ZM218 20V19H217ZM220 20V19H219ZM259 20H262L263 21V25H262V27H259V25H258V23H260V22H258L256 25H258V26H256V28L254 29V27H253V29L251 30V28H250V32H249V30L247 31V32H249V35H248V39H247V35H246V39L248 40H244L243 39V37H242V35L240 34L239 35V37L241 36L242 37V39L241 38H229L228 40H226V42L225 43H223L222 45H225L226 47H228L229 48V51L230 50H232V51H235L236 53V55L235 56H237V61H239V63L240 64H243V66H246L247 67V70L245 71L243 68V70L242 69H238V72H236L237 74L238 73H240V71L242 70L243 71V77H242V75L240 74V75H238L239 77H241V80H242V82L243 83H238V84H236L237 83V81H239V80H237V81H235L236 83V85H235V88H234V91H233V93L235 94L237 91L239 92L238 93V95H237V98L236 97H234V94L232 95V94H230L231 95V97H232V102L235 100V106H233V107H235V110H236V114L235 113H233V114H230L229 113V115H228V113H226L225 115H226V117L225 116H223V118L225 117V119H231V118H233V116H234V118H236V122L237 123H240V126H239V129H240V127H242L241 129H242V131H243V133L244 132H246L247 131V129H245V123L247 122V123H249V120H247V118L248 117H250L251 115H249L250 114V112H254L255 113V110L256 109H258L257 107H258V105H262V104H259L260 102H261V98H262V96H264V17H262V19H259ZM94 21V20H93ZM127 21V20H126ZM129 21V20H128ZM160 21V20H159ZM168 21V20H167ZM193 22H195V20L193 19L192 20ZM211 21V20H210ZM249 21H250V19H249ZM248 21V22H249ZM83 22H85V20L83 21ZM90 22V21H89ZM101 22H102V20H101ZM104 22H106V21H104ZM111 22V21H110ZM122 22H123V20H122ZM176 22V21H175ZM183 22V21H182ZM189 22H191V20L189 21ZM188 21H187V25H190L191 23H189ZM192 22V23H193ZM256 22V21H255ZM61 23H63V24H61ZM96 23V22H95ZM118 23V22H117ZM120 23V22H119ZM118 23V24H119ZM127 23V22H126ZM169 23V22H168ZM179 23H180V25L182 24L181 23V21L180 22H178V25H179ZM186 23V22H185ZM184 23V24H185ZM202 23H203V21H202ZM209 23V22H208ZM222 23H224V22H222ZM240 23V22H239ZM245 23V22H244ZM252 23H253V18H252ZM114 24V23H113ZM112 24V25H113ZM132 24H134V23H132ZM146 24V23H145ZM154 23L152 22L151 23V26L153 27L154 25H153ZM174 24V23H173ZM195 24V23H194ZM201 24V23H200ZM210 24V23H209ZM208 24V25H209ZM235 24H236V22H235ZM241 24V23H240ZM247 24V23H246ZM250 25H252L251 23H249ZM87 25H88V23H87ZM86 25V26H87ZM105 25H107L106 23H105ZM104 25V26H105ZM117 25V24H116ZM121 25V24H120ZM122 25H123V23H122ZM144 25V24H143ZM165 25V24H164ZM170 25V24H169ZM177 25V24H176ZM186 25V24H185ZM193 25V24H192ZM51 26H52V31L50 32L49 30H50V28H51ZM89 26V25H88ZM93 26V25H92ZM107 26H109V25H107ZM111 26V25H110ZM114 26V25H113ZM149 26V25H148ZM193 26H195V25H193ZM214 26V25H213ZM221 26H223V25H221ZM236 26V25H235ZM120 27V26H119ZM123 27H125L124 25H123ZM130 27V26H129ZM133 27V26H132ZM171 27V26H170ZM173 27V26H172ZM182 27V25L180 26V28ZM191 27V26H190ZM225 27V26H224ZM239 27V26H238ZM246 27H248V25L246 26ZM249 27H251V26H249ZM248 27V28H249ZM84 28V27H83ZM105 28V27H104ZM113 28V27H112ZM122 28V27H121ZM120 28V29H121ZM127 28V27H126ZM133 28H135V27H133ZM148 28V27H147ZM162 28H163V26H162ZM165 28V27H164ZM167 28V27H166ZM165 28V29H166ZM180 28H179V30H180ZM227 28V27H226ZM86 29H88V28H86ZM97 29H98V25H97ZM106 29V28H105ZM116 29V28H115ZM123 29V28H122ZM121 29V30H122ZM125 29V28H124ZM129 29V28H128ZM127 29V30H128ZM136 29V28H135ZM171 29V28H170ZM173 29H174V27H173ZM193 29V28H192ZM217 29V28H216ZM228 29V28H227ZM234 29V28H233ZM239 29V28H238ZM245 29V28H244ZM85 30V29H84ZM90 30H92V29H90ZM114 30V29H113ZM119 30V29H118ZM138 30H140V29H138ZM147 30H149V28L147 29ZM175 30L177 31L178 30V28L176 29V26H175ZM190 30H191V28H190ZM220 30V29H219ZM38 31L39 32H42L43 34H41L42 36L45 34V36H47V35H51V36H49L51 39H50V42H49V44H47L48 43V36L47 37H45L44 36V38L42 37L41 39H40V37H39V39L37 38V37H35V38H33V34H34V32L36 33H38ZM81 31H82V29H81ZM93 31V30H92ZM96 31V30H95ZM114 31H116V30H114ZM113 31V32H114ZM123 31V30H122ZM159 31V30H158ZM169 31V30H168ZM171 31V30H170ZM170 31H169V33H170ZM174 31V30H173ZM175 31V32H176ZM189 30H188V27H187V31L186 32H188ZM195 31V30H194ZM194 31H191V32H194ZM198 31V30H197ZM221 31V30H220ZM223 31H226V30H222V32ZM234 31V30H233ZM244 31V30H243ZM246 31V30H245ZM69 32V31H68ZM88 32V31H87ZM106 32V31H105ZM124 32V31H123ZM185 32V31H184ZM206 32V31H205ZM212 32V31H211ZM219 32V31H218ZM80 33V32H79ZM85 33H86V31H85ZM96 33H99V32H96ZM101 33V32H100ZM99 33V34H100ZM104 33V32H103ZM111 33L112 32H110V37H112L114 34H112V36H111ZM118 33V32H117ZM130 33V32H129ZM138 33V32H137ZM141 33H143V31H141ZM140 33V34H141ZM163 33V32H162ZM179 33H180V31H179ZM182 33V32H181ZM180 33V34H181ZM189 33V32H188ZM187 33V34H188ZM228 33V32H227ZM240 33V32H239ZM38 34H40V33H38ZM60 34V35H59ZM78 34V33H77ZM99 34H98V37H99ZM120 34H124V33H122L121 31H120ZM131 34V33H130ZM139 34V33H138ZM175 34V33H174ZM186 34V33H185ZM194 34V33H193ZM219 34V33H218ZM230 34V33H229ZM41 35H37V36H41ZM88 35V34H87ZM89 35H91V33H90V31H89ZM92 35H94V34H92ZM151 35V34H150ZM155 35V34H154ZM163 35V37H165V35L166 36H168L167 35V33L164 35V34H162ZM177 36L179 35V34H176ZM176 35H175V37H176ZM183 35V34H182ZM195 35V34H194ZM220 35H221V33H220ZM235 35V34H234ZM77 36V35H76ZM85 36V35H84ZM120 36V35H119ZM132 36V35H131ZM140 36H142V35H140ZM192 36V35H191ZM204 36V35H203ZM236 36V35H235ZM244 36V35H243ZM86 37V36H85ZM125 37V36H124ZM148 37V36H147ZM158 37H160V35L158 36ZM181 37V36H180ZM183 37V36H182ZM181 37V38H182ZM205 37V36H204ZM207 37V36H206ZM205 37V38H206ZM68 38H70V37H68ZM67 38V39H68ZM72 38V40H71V42H73V47H75V49H77V41L76 40H73V38H74V36L73 37H71ZM101 38V37H100ZM106 38V37H105ZM114 38H115V36H114ZM122 38V36H120V37H116V39L118 40V39H121ZM126 38V37H125ZM154 38H155V36H154ZM162 38V37H161ZM161 38H158V39H160L161 40ZM166 38V37H165ZM173 38V37H172ZM192 38V37H191ZM195 38V37H194ZM245 38V37H244ZM43 39H44V41H43ZM59 39H60V43H58V41H59ZM77 39V38H76ZM115 39V40H116ZM144 39V38H143ZM168 39H171V36H170V38L168 37ZM196 39V38H195ZM201 39V38H200ZM204 39V38H203ZM88 40H89V38H88ZM95 40H97V39H95ZM94 40V41H95ZM139 40V39H138ZM172 40V39H171ZM185 40V39H184ZM184 40H182V42L184 41ZM190 40V39H189ZM194 40V39H193ZM193 40H190V41H193ZM35 41V42H34ZM43 41V43H41ZM67 41V40H66ZM90 41V40H89ZM98 41V40H97ZM101 41V40H100ZM102 41H103V39H102ZM101 41V42H102ZM126 40H124V42H125ZM133 41V40H132ZM154 41V40H153ZM181 41V40H180ZM179 41V42H180ZM186 41V40H185ZM195 41V40H194ZM204 41V40H203ZM208 41V40H207ZM218 41V40H217ZM21 42H22V44H24V46L22 47V44H21ZM38 42H40V43H38ZM70 42V41H69ZM122 42H123V39H122V41H117L116 43L117 44H115V46H113V47H115L114 49H115V52H113V50H112V47L111 48H109V50L111 51V52H113V53H111V52H109V53H111V54H109L107 51H105L104 53H106V65L104 64V66L102 65V69H103V75L101 74V77H103L105 74L104 73H106V74H108L106 71L107 70H105V69H108L109 67H112V66H114V65H116L117 66V64H119L120 65V61H123L124 62V59H122V55L120 56V55H118L117 53H120V52H118V51H120L122 48H124V45L125 44H123L122 45ZM147 43L149 42V41H146ZM165 42H166V40H165ZM165 42L163 41L162 42V40H161V42L160 43H158L157 44V46H156V53H157V57H158V59H159V57L160 56H163V55H165V59H166V53H165V51L168 49V45H166L165 44ZM202 42V41H201ZM200 42V43H201ZM210 42V41H209ZM17 43H18V46H17ZM80 43H81V41H80ZM97 43H99V41L97 42ZM102 43H105V42H102ZM111 43V42H110ZM132 43H134L135 44V40H134V42H132ZM151 43V42H150ZM154 43V42H153ZM193 43V42H192ZM192 43H190V45H194V44H192ZM196 43H198L197 41L195 42V44ZM45 44H47V45H51L50 47H49V49H48V47L47 48H45V46H47V45H45ZM64 44L65 43H63V46H64ZM74 44H76V45H74ZM83 44V43H82ZM85 44V43H84ZM131 44V43H130ZM138 44L140 45V43L138 42ZM152 44V43H151ZM178 44V43H177ZM181 44V43H180ZM188 44V42L186 43V46H188L187 45ZM218 44V43H217ZM35 45H36V47H35ZM79 45V44H78ZM89 45V44H88ZM91 45V44H90ZM92 45H94L93 43H92ZM92 45H91V48H92ZM131 45H133V44H131ZM147 44H145L144 46H146ZM153 45V44H152ZM155 45V44H154ZM171 45V44H170ZM173 45V44H172ZM189 45V46H190ZM205 45V44H204ZM203 45V46H204ZM69 46V45H68ZM130 46V45H129ZM150 46V45H149ZM177 46V45H176ZM179 46V45H178ZM188 46V47H189ZM221 46V45H220ZM21 47V48H20ZM67 47V46H66ZM79 47V46H78ZM94 48H97L98 49V47H97V45H94L93 46ZM102 47H103V45H102ZM107 47V46H106ZM125 47H126V45H125ZM128 47V46H127ZM153 47V46H152ZM170 47V46H169ZM172 47V46H171ZM180 47H183L182 45L180 46ZM217 47V46H216ZM31 48H33V49H35V50H33L34 52H31L30 50H31ZM42 48H44V49H42ZM62 48V47H61ZM85 48V47H84ZM90 48V47H89ZM100 48V47H99ZM131 48H132V46H131ZM146 48H149V47H146ZM176 48V47H175ZM190 48H192V47H190ZM189 48V49H190ZM202 48V47H201ZM210 48V47H209ZM213 48V47H212ZM220 48V47H219ZM219 48H217L216 50H218ZM130 49V48H129ZM143 49V48H142ZM173 51H175L173 48H171ZM177 49V48H176ZM188 49V48H187ZM187 49H183L184 51H185V53L188 51ZM215 49V48H214ZM221 49H225V47L224 48H221ZM69 50V49H68ZM73 50H74V48H73ZM85 50V49H84ZM91 50V49H90ZM99 50V49H98ZM98 50H96V52L98 51ZM100 50H101V48H100ZM140 50V49H139ZM139 50H137V51H139ZM144 50V49H143ZM146 50V49H145ZM150 50V49H149ZM148 50V51H149ZM152 51H153V49H151ZM150 50V51H151ZM178 50V49H177ZM180 50V49H179ZM210 50V49H209ZM212 50V49H211ZM220 50V49H219ZM76 51V50H75ZM74 51V52H75ZM82 51V50H81ZM86 51V50H85ZM88 51V50H87ZM92 51V50H91ZM90 51V52H91ZM103 51H104V49H103ZM103 51H102V53H103ZM132 51V50H131ZM141 51V50H140ZM139 51V52H140ZM169 51H171L170 49H168V52ZM190 51V50H189ZM193 51V50H192ZM207 51V50H206ZM228 51V50H227ZM228 51V52H229ZM61 52H63V51H61ZM77 53H78V51H76ZM94 52V53H93ZM145 52V51H144ZM146 52H147V50H146ZM155 52V51H154ZM153 52V53H154ZM172 52V51H171ZM211 52V51H210ZM210 52H208V53H210ZM224 51H222V53H223ZM29 53H31V54H29ZM55 55V56H53V57H55V58H53L52 57V55L53 54ZM67 53V52H66ZM73 53V52H72ZM92 55H95L96 53H95V49L92 51ZM108 53V54H107ZM151 53V52H150ZM184 53V52H183ZM182 53V54H183ZM90 54V53H89ZM172 54V53H171ZM187 54V53H186ZM190 54V53H189ZM212 54H213V52H212ZM218 54V53H217ZM220 54H221V52H220ZM76 55V54H75ZM78 55V54H77ZM80 55V54H79ZM78 55V56H79ZM98 55V54H97ZM102 55V54H101ZM108 55H110V56H112V57H110V58H108L109 56ZM128 55V54H127ZM126 55V56H127ZM149 55V54H148ZM151 55V54H150ZM155 55V54H154ZM176 55V54H175ZM174 54H173V56H175ZM179 55H180V53H179ZM208 55V54H207ZM224 55V54H223ZM226 55V54H225ZM233 55V54H232ZM231 55V56H232ZM27 57L25 60H27V59H29V60H35V62L33 63V64H35V65H26V64H24L23 62L25 61V60H23V61H21V57L22 58H24V57ZM58 56H60V53H59V55ZM63 56H64V54H63ZM68 56V55H67ZM66 56V57H67ZM81 56V55H80ZM88 56H90V55H88ZM88 56H86L87 57V60H89L88 59ZM167 56H169V57H167V59L165 60L166 62H167V60H169L168 58H170V53L169 54H167ZM172 56V57H173ZM186 56V55H185ZM188 56V55H187ZM186 56V57H187ZM192 56V55H191ZM196 56V55H195ZM218 56V55H217ZM220 56V55H219ZM85 57V58H86ZM94 57V56H93ZM92 56L91 57H89V58H93ZM142 57H145L144 55L142 56ZM150 57V56H149ZM175 57H178V55L177 56H175ZM203 57V56H202ZM84 58V57H83ZM99 58H101V57H99ZM103 58V57H102ZM181 58V57H180ZM183 58H184V56H183ZM188 58V57H187ZM198 58H200V56H198ZM207 59H208V56L206 57ZM210 58H211V56H210ZM209 58V59H210ZM61 59V58H60ZM59 59V60H60ZM81 59H82V57H81ZM80 59V60H81ZM130 59H131V57H130ZM135 59V58H134ZM139 59V58H138ZM155 59V58H154ZM153 59V60H154ZM173 59H174V57H173ZM176 59V58H175ZM174 59V60H175ZM179 59V58H178ZM178 59H176V60H178ZM225 59V58H224ZM228 59V58H227ZM232 59V58H231ZM63 60V59H62ZM66 60H70V59H66ZM78 60V59H77ZM85 60V59H84ZM98 60V59H97ZM152 60V61H153ZM162 60V59H161ZM184 60H185V58H184ZM206 60V59H205ZM213 60V59H212ZM229 60V59H228ZM96 61V60H95ZM99 61V60H98ZM97 61V62H98ZM120 63H119V62ZM150 61V60H149ZM148 61V62H149ZM158 61V60H157ZM156 61V62H157ZM173 61V60H172ZM218 61H220V60H218ZM27 62V64H30L29 62H28V60L26 61ZM54 62V61H53ZM52 62V63H53ZM59 62V61H58ZM65 62V61H64ZM68 62V61H67ZM88 62V61H87ZM129 62V61H128ZM127 62V63H128ZM137 62V61H136ZM156 62L154 63V64H156ZM174 62V61H173ZM178 62H180V61H178ZM187 62V61H186ZM226 62V61H225ZM230 62V61H229ZM51 63V64H52ZM83 63H84V61H83ZM89 63V62H88ZM99 63V62H98ZM161 63V62H160ZM163 63H164V61H163ZM185 62H183L182 64H184ZM237 64H239L238 62H236ZM235 63V64H236ZM61 64V63H60ZM100 64H102V63H100ZM140 64V63H139ZM138 64V65H139ZM142 64V63H141ZM158 64V63H157ZM156 64V65H157ZM178 64V63H177ZM177 64H176V67H177ZM186 64V63H185ZM184 64V65H185ZM188 64V63H187ZM195 64V63H194ZM197 64V63H196ZM217 64V63H216ZM228 64V63H227ZM236 64V65H237ZM57 65H58V63H57ZM65 65V64H64ZM91 65V64H90ZM93 65V64H92ZM146 64H144V66H145ZM151 65V64H150ZM162 65V64H161ZM171 65H173V64H171ZM171 65H170V69H171ZM215 65V64H214ZM63 66V65H62ZM61 66V67H62ZM93 66H95V65H93ZM99 66V65H98ZM154 66V65H153ZM152 66V67H153ZM166 66H168V65H166ZM181 66H183V65H181ZM186 66V68H187V65H185ZM190 66V65H189ZM191 66H193V65H191ZM202 66V65H201ZM204 66V65H203ZM218 66V65H217ZM221 66V65H220ZM51 67V66H50ZM64 67V66H63ZM74 67V66H73ZM81 67H82V65H81ZM85 67V66H84ZM97 67V66H96ZM119 67V66H118ZM147 66H145V68H146ZM175 67V69H179L180 70V68H179V66L176 68ZM208 67V66H207ZM211 67V66H210ZM46 68V69H45ZM52 68V67H51ZM59 68V67H58ZM66 68H67V66H66ZM95 68V67H94ZM113 68H115V66L113 67ZM133 68V67H132ZM145 68H144V70H145ZM154 68H156L157 69V67L155 66ZM154 68H152V69H154ZM173 68V67H172ZM202 68V67H201ZM204 68V67H203ZM217 68H220V67H217ZM226 68V67H225ZM229 69H231L230 67H228ZM45 69V70H44ZM49 69V68H48ZM62 69V68H61ZM61 69H57V70H61ZM75 69V68H74ZM128 69V68H127ZM142 69V68H141ZM168 69V68H167ZM167 69L165 68V70L167 71ZM183 69V72H184V74H185V72L186 71H184L185 69L184 68H182ZM182 69H181V71H182ZM191 69H192V67H191ZM198 69V68H197ZM206 69V68H205ZM208 69V68H207ZM214 69H215V67H214ZM246 69V68H245ZM26 70H28V72L26 71ZM57 70H56V72H57ZM67 70V69H66ZM111 70H113V69H111ZM150 70V69H149ZM169 70V69H168ZM212 70V69H211ZM217 70V69H216ZM225 70V69H224ZM227 70V69H226ZM232 70V69H231ZM26 71V72H25ZM127 70H125V72H126ZM142 71L143 70H141L140 72L142 73ZM146 71H147V69H146ZM194 71V70H193ZM197 71V70H196ZM195 71V72H196ZM204 71V70H203ZM209 71V70H208ZM218 71V70H217ZM220 71H223V70H220ZM54 72H55V70H54ZM55 72V73H56ZM61 72V71H60ZM64 72V71H63ZM71 72V71H70ZM89 72V71H88ZM93 71H91L90 72V74L92 73ZM112 72V71H111ZM123 72V71H122ZM138 72H139V70H138ZM148 72H150V71H148ZM152 72H153V70H152ZM151 72V73H152ZM156 72V70H154V73ZM158 72H159V70H158ZM161 72H164V70H162ZM161 72L160 73H158V76L160 77V74H161ZM170 72H171V70H170ZM169 72V73H170ZM180 72V71H179ZM178 72V73H179ZM210 72V71H209ZM208 72V73H209ZM212 72V71H211ZM227 72H229V71H227ZM140 73V74H141ZM144 73H145V71H144ZM157 73V72H156ZM177 73V70H176V72H175V74ZM181 73V72H180ZM179 73V74H180ZM191 73V72H190ZM192 73H194V72H192ZM204 73H206V72H204ZM220 73V72H219ZM231 73V72H230ZM28 74H31V75H28ZM58 74V73H57ZM61 74V73H60ZM66 74V73H65ZM81 74H82V72H81ZM97 74H100V73H96V75ZM112 74H114V73H112ZM143 74V73H142ZM149 74V73H148ZM153 74V73H152ZM171 74V73H170ZM169 74V76H171ZM174 74V75H175ZM183 73H181V75H182ZM184 74L182 75V76H179V75H177V76H179V77H183L184 76ZM227 74H229V73H227ZM234 74H235V72H234ZM32 75L33 76H36V77H34V78H32ZM138 75V74H137ZM144 75V74H143ZM151 75V74H150ZM164 75V74H163ZM168 75V74H167ZM166 75V76H167ZM191 75V74H190ZM194 75V74H193ZM201 75H202V72H201ZM204 75V74H203ZM213 75V74H212ZM224 75V74H223ZM236 75V74H235ZM30 76H31V78H30ZM54 76V75H53ZM90 76V75H89ZM92 76V75H91ZM123 76H126V75H123ZM132 76V75H131ZM136 76V75H135ZM154 76H156V75H154ZM168 76V77H169ZM219 76V75H218ZM225 76V75H224ZM227 76V75H226ZM238 76H237V79H238ZM50 77H52V76H49V77H47V78H50ZM69 77V76H68ZM111 77V76H110ZM110 77H109V79H110ZM138 77H139V75H138ZM137 77V78H138ZM142 77V76H141ZM174 77V76H173ZM172 77V78H173ZM179 77H178V79H179ZM189 77V76H188ZM194 76H192V78H193ZM205 77V76H204ZM204 77L202 78V79H204ZM230 77V76H229ZM234 77V76H233ZM63 78H64V75H63ZM82 78V77H81ZM80 78V79H81ZM114 78V77H113ZM143 78V77H142ZM147 78V77H146ZM151 78H152V76H151ZM155 79V81H156V84H158V81H157V79H158V77H154ZM157 78V79H156ZM190 78V77H189ZM189 78H188V80H189ZM191 78V79H192ZM221 78V77H220ZM219 78V79H220ZM26 79H28V81H29V83H28V85H27V83H26ZM45 79V80H44ZM65 79H67L68 80V78H65ZM85 78H83V80H84ZM86 79H87V77H86ZM90 79V78H89ZM99 79V78H98ZM124 79V78H123ZM122 79V80H123ZM130 79H133L132 77L130 78ZM130 79H128V80H130ZM140 79V78H139ZM168 81H170L168 78H166ZM174 79V80H173ZM172 79V81L174 82V81H178V79L177 78H173ZM176 79V80H175ZM181 79H183V78H180V83H182L183 84V81L181 82ZM190 79V80H191ZM194 79V78H193ZM198 79H199V77H198ZM215 79V78H214ZM226 79V78H225ZM33 80H35L36 81V83L34 84V81ZM58 80V79H57ZM64 80V79H63ZM91 80V79H90ZM95 80V79H94ZM112 80H114V79H112ZM141 80H143V79H141ZM141 80H140V82H141ZM147 80H148V78H147ZM146 80V81H147ZM151 80V79H150ZM154 80H151V81H154ZM164 80H165V76H164ZM185 80V79H184ZM187 80V81H188ZM205 80V79H204ZM210 80V79H209ZM213 80V79H212ZM229 80V79H228ZM60 81V80H59ZM78 81V80H77ZM100 81V80H99ZM125 81V80H124ZM127 81V80H126ZM139 81V80H138ZM145 81V82H146ZM151 81H149V82H151ZM159 81H160V79H159ZM162 81V80H161ZM193 81H195V80H193ZM192 81V82H193ZM203 81V80H202ZM202 81H201V83H202ZM221 81H222V79H221ZM226 81V80H225ZM48 82H50V81H48ZM58 82V81H57ZM62 82V81H61ZM65 82H67V81H65ZM80 82V81H79ZM94 82V81H93ZM130 81H128L127 83H129ZM144 82V83H145ZM186 82V81H185ZM205 81H203V83H204ZM217 82V81H216ZM223 82H224V80H223ZM228 82V81H227ZM13 83V85L15 86V87H18V86H21V89L20 90H22L21 92H17V91H19V89L16 91L18 94L20 93V95L21 94H23V95H25V97H23L24 99H23V101L22 102H20V104L22 103V104H26V106H21L20 104H18L17 103V100H18V97L20 96V95H18V96H16L15 95V97H14V95H13V90H15V89H17V88H14L13 89V86H11V84ZM59 83V82H58ZM80 83H83V82H80ZM123 83H125V82H123ZM143 83V84H144ZM147 83H148V81H147ZM147 83H145V86H148V84ZM160 83V82H159ZM191 83V82H190ZM9 84V85H8ZM56 84V83H55ZM60 84V83H59ZM68 84V83H67ZM77 84H79V83H77ZM85 84H87V83H85ZM91 84V83H90ZM99 84H101V83H99ZM105 84V83H104ZM131 84V83H130ZM136 84V83H135ZM147 84V85H146ZM151 84V83H150ZM161 84H162V82H161ZM176 84H179V82L178 83H176ZM191 84H193V83H191ZM190 84V85H191ZM225 84V83H224ZM29 85H30V87H29ZM33 85V86H32ZM57 85V84H56ZM155 85V84H154ZM154 85H152L153 86V88L155 87ZM159 85V84H158ZM164 85V86H163ZM162 85V87H165V83ZM168 85V84H167ZM170 85V84H169ZM197 84H195V85H191L192 87L193 86H196ZM211 85V84H210ZM9 86H11L12 87V91L13 92H11V91H9V89H8V87ZM29 88H28V87ZM52 86V85H51ZM60 86V85H59ZM70 86V85H69ZM83 86V85H82ZM86 86V85H85ZM124 86V85H123ZM125 86H126V84H125ZM134 86V85H133ZM144 85H142V87H143ZM161 86V85H160ZM173 86V85H172ZM177 86V85H176ZM175 85L173 86L174 88L176 87ZM184 86V85H183ZM182 86V87H183ZM187 86V85H186ZM203 86V85H202ZM10 87V88H11ZM33 87V88H32ZM50 87V86H49ZM62 87V86H61ZM71 87V86H70ZM90 87V86H89ZM108 87V86H107ZM127 87H128V85H127ZM158 86H156V88H157ZM169 87V86H168ZM172 87V88H173ZM190 87V86H189ZM18 88H20V87H18ZM42 88V87H41ZM62 88H64V86L62 87ZM68 88V87H67ZM91 88V87H90ZM95 88V87H94ZM105 88V87H104ZM117 88V87H116ZM120 88V87H119ZM122 88H124V87H122ZM139 88V87H138ZM144 88V87H143ZM147 89H149L150 90V88L152 89V87H151V85H150V87H146ZM165 88H167V87H165ZM164 88V89H165ZM173 88V89H174ZM204 88V87H203ZM202 88V89H203ZM221 88H223V86L221 87ZM45 89H46V87H45ZM51 89V88H50ZM69 89H71V88H69ZM80 89V88H79ZM84 89V88H83ZM121 89V88H120ZM137 89V88H136ZM158 89V88H157ZM163 89V88H162ZM171 90V85H170V87L168 88V90ZM180 89V88H179ZM189 89V88H188ZM201 89V90H202ZM228 89V88H227ZM230 89V88H229ZM41 90H43V89H40V92H41ZM48 90H49V88H48ZM54 90V89H53ZM53 90H52V92H53ZM56 90H58V88L56 87ZM90 90V89H89ZM117 90V89H116ZM123 90V89H122ZM129 90V89H128ZM128 90H125V91H128ZM149 90H148V92H149ZM159 90V89H158ZM178 90V89H177ZM183 90V89H182ZM182 90H181V92H182ZM191 90H194L195 91V89H190V91ZM206 90V89H205ZM75 91V90H74ZM136 91V90H135ZM141 91H142V89H141ZM145 91V90H144ZM164 91H166V90H164ZM180 91V90H179ZM193 91V92H194ZM215 91H216V89H215ZM218 91V90H217ZM220 91V90H219ZM222 91V90H221ZM221 91H220V93H221ZM229 91V90H228ZM37 92V91H36ZM36 92H35V94H36ZM39 92V91H38ZM65 92V91H64ZM83 92V91H82ZM101 92V91H100ZM110 92V91H109ZM151 92V91H150ZM177 92V91H176ZM180 92V93H181ZM183 92H184V90H183ZM196 92V91H195ZM207 92V91H206ZM210 92V91H209ZM208 92V93H209ZM47 93V92H46ZM50 93V92H49ZM70 93V92H69ZM85 93V92H84ZM91 93V92H90ZM115 93V92H114ZM129 93V92H128ZM165 93V92H164ZM207 93V94H208ZM219 93V94H220ZM43 94V93H42ZM64 94V93H63ZM75 94V93H74ZM86 94V93H85ZM103 94H107V93H103ZM110 94H112V93H110ZM148 94V93H147ZM152 94H154L153 92H152ZM159 94V93H158ZM167 94V93H166ZM171 95V92H169L168 93V95ZM177 94V93H176ZM189 94V93H188ZM193 94V93H192ZM190 95V96H193V95ZM50 95V94H49ZM83 95V94H82ZM92 95V94H91ZM90 95V96H91ZM116 95H117V93H116ZM123 95V94H122ZM179 95V94H178ZM224 95V94H223ZM37 96H38V93H37ZM44 96H46V95H44ZM131 96V95H130ZM133 96V95H132ZM136 96H137V94H136ZM143 96V95H142ZM152 97H154L155 98V94H154V96L153 95H151ZM165 96V95H164ZM163 96V97H164ZM177 96V95H176ZM213 96V95H212ZM225 96V95H224ZM236 96V95H235ZM21 97H22V95H21ZM20 97V98H21ZM41 97V96H40ZM66 97V96H65ZM64 97V98H65ZM71 98H72V96H70ZM75 97V96H74ZM87 97V96H86ZM92 97V96H91ZM135 97V96H134ZM145 97V96H144ZM158 97V96H157ZM161 97V96H160ZM174 97V96H173ZM179 97V96H178ZM182 97V96H181ZM208 97V96H207ZM222 97V96H221ZM220 97V98H221ZM38 99H39V97H37ZM50 98H51V96H50ZM98 98H100V96L98 97ZM122 98H123V96H122ZM148 98V96L146 97V98H144V99H147ZM151 98V97H150ZM191 98V97H190ZM229 98V97H228ZM235 98V99H234ZM33 99H35V100H33ZM47 99H48V97H47ZM85 99V98H84ZM94 99V98H93ZM102 99V98H101ZM100 99V100H101ZM126 99V98H125ZM135 99V98H134ZM156 99V98H155ZM169 99H170V97H169ZM178 99V98H177ZM180 99V98H179ZM182 99V98H181ZM223 99V98H222ZM227 99V98H226ZM64 100V99H63ZM72 100H75V99H72ZM79 100H81V99H79ZM114 100V99H113ZM128 100V99H127ZM137 100V99H136ZM143 100V99H142ZM157 100V99H156ZM164 100V99H163ZM165 100H166V98H165ZM173 101H174V99H172ZM186 100V99H185ZM190 100V99H189ZM200 100V99H199ZM198 100V101H199ZM212 100H213V98H212ZM225 100V99H224ZM228 100V99H227ZM229 100H231V98L229 99ZM20 101V100H19ZM39 101H40V99H39ZM41 101H43V100H41ZM65 101V100H64ZM67 102H69L68 100H66ZM92 101V100H91ZM126 101V100H125ZM151 101H153V99L151 98ZM150 101V102H151ZM162 101V100H161ZM193 101V100H192ZM191 101V102H192ZM207 101V100H206ZM38 102V101H37ZM36 101H35V103H37ZM93 102V101H92ZM94 102H96V99L94 100ZM101 102V101H100ZM145 102V101H144ZM160 102V101H159ZM183 102V101H182ZM191 102H190V104L189 105H191ZM200 102V101H199ZM212 102V101H211ZM229 102V101H228ZM231 102V103H232ZM43 104H45L44 103V101L42 102ZM42 103H40V104H42ZM59 103H61V102H59ZM102 103V102H101ZM121 103V102H120ZM164 103V102H163ZM181 103V102H180ZM185 103V102H184ZM210 103V102H209ZM227 103V102H226ZM263 103V102H262ZM33 104V103H32ZM31 104V105H32ZM39 104V102L37 103V105ZM87 104V103H86ZM99 104V103H98ZM98 104H97V106H98ZM126 104V103H125ZM149 105H150V103H148ZM156 104H157V102H156ZM168 104V103H167ZM167 104L165 105V103H164V106L163 107H168L167 106ZM179 104V103H178ZM183 104V103H182ZM181 104V105H182ZM208 104V103H207ZM215 104V103H214ZM219 104H221V103H219ZM233 104H234V102H233ZM61 105V104H60ZM64 105V104H63ZM74 105V104H73ZM77 105V104H76ZM81 105V104H80ZM148 105V106H149ZM180 105V106H181ZM184 106H186L185 104H183ZM195 104H193V106H194ZM196 105H197V103H196ZM200 105V104H199ZM229 105V104H228ZM35 106V105H34ZM44 106V105H43ZM65 106H66V104H65ZM84 106V105H83ZM88 106H90V105H88ZM94 106V105H93ZM147 106V107H148ZM150 106H152V105H150ZM157 106H159V105H157ZM162 106V105H161ZM172 106V105H171ZM209 106V105H208ZM215 106V105H214ZM216 106H218V105H216ZM40 107H42L41 105L38 107V108H40ZM61 107H62V105H61ZM102 107H104V106H102ZM163 107H160V108H162L163 109ZM175 107H176V105H175ZM187 107H189V106H187ZM222 107V106H221ZM225 107V106H224ZM231 107V106H230ZM27 108H25L26 109V111L28 112V110H27ZM86 108V107H85ZM87 108H89V107H87ZM143 108H144V106H143ZM158 108V107H157ZM159 108V109H160ZM169 108V107H168ZM181 108H183L182 106H181ZM180 108V109H181ZM214 108H216V107H214ZM218 108V107H217ZM261 108V107H260ZM18 109H20V110H18ZM24 109V110H25ZM29 109H31V113L33 112V110H32V108H29ZM43 109V108H42ZM52 109V108H51ZM57 109H58V111H57ZM55 111L56 112H59V108H57ZM71 109L73 110V108L71 107ZM83 109V108H82ZM132 109V108H131ZM140 109V108H139ZM170 109H171V107H170ZM188 109V108H187ZM186 109V110H187ZM202 109H204V108H202ZM211 109H212V107H211ZM228 109H230V108H228ZM19 111L20 112V114H19V119L17 118V117H15V114H17L16 113V111ZM65 110H68V109H65ZM79 110H80V108H79ZM102 110V109H101ZM122 110V109H121ZM135 110V109H134ZM133 110V111H134ZM142 110V109H141ZM140 110V111H141ZM169 110V109H168ZM167 110V111H168ZM172 110H173V108H172ZM172 110H170V111H172ZM174 110H175V108H174ZM185 110V109H184ZM195 108L193 109V111H194V113H196L195 112ZM227 110V109H226ZM264 110V109H263ZM262 110V111H263ZM69 111V110H68ZM124 111V110H123ZM126 111V110H125ZM154 111V110H153ZM163 111H166L165 109L163 110ZM162 110L159 112V111H157V112H159L160 114H161V112H162V115H163V112ZM180 111H183L182 109L180 110ZM203 111V110H202ZM222 111V110H221ZM220 111V112H221ZM18 112V113H19ZM25 112V111H24ZM61 112V111H60ZM67 111H65V113H66ZM70 112V111H69ZM73 112V111H72ZM84 112H86V111H84ZM83 112V113H84ZM142 112V111H141ZM175 112V111H174ZM184 112V111H183ZM183 112H180V113H183ZM189 112V111H188ZM198 112H200V114H201V116H202V113H201V110L200 111H198ZM205 112V111H204ZM208 112V111H207ZM210 112V111H209ZM216 112V111H215ZM233 112V111H232ZM231 112V113H232ZM260 112V111H259ZM22 113V114H21ZM30 113V112H29ZM37 113V112H36ZM97 113V112H96ZM130 113V112H129ZM132 113V112H131ZM147 113V112H146ZM170 112H168V114H169ZM225 113V112H224ZM42 114V113H41ZM44 114V113H43ZM57 114V113H56ZM55 114V115H56ZM62 114H64V111L62 112ZM79 114V113H78ZM156 114V113H155ZM160 114H158V115H160ZM171 114V113H170ZM175 114V113H174ZM185 116H186V119H187V117L188 116H190V115H192L191 113H190V115H186V113L184 112L183 113ZM199 114V115H200ZM209 114V113H208ZM235 114V115H234ZM13 115H14V117H13ZM28 116L29 114H25V115H23L24 117L25 116ZM58 115V114H57ZM70 115V114H69ZM89 115V114H88ZM116 115H117V113H116ZM133 115H134V113H133ZM157 115V114H156ZM164 115H166V113H164ZM259 115H262V112H261V114H259ZM23 116H21V119H23ZM26 116V117H27ZM33 116H35L34 114H33ZM51 116V115H50ZM61 116V115H60ZM72 116H73V114H72ZM80 116V115H79ZM91 116H93V115H91ZM113 116V115H112ZM119 116V115H118ZM123 116V115H122ZM141 116V115H140ZM168 116V115H167ZM181 116V115H180ZM180 116H179V118H180ZM204 116V115H203ZM228 116V117H227ZM253 116V115H252ZM25 117V118H26ZM31 117V116H30ZM39 117V116H38ZM64 117H66V120H65V122L67 123L68 122V115L67 116H64ZM95 117V116H94ZM134 117V116H133ZM143 117V116H142ZM162 117H164V116H162ZM172 117H173V115H172ZM172 117H170L171 119H172ZM181 117H183L184 118V116H181ZM197 117V116H196ZM205 117V116H204ZM213 117V116H212ZM219 117V116H218ZM221 117H222V115H221ZM256 117V116H255ZM263 117V116H262ZM50 118V117H49ZM61 118V117H60ZM74 118V117H73ZM84 118V117H83ZM96 118V117H95ZM126 118V117H125ZM146 118H148V117H146ZM153 118V117H152ZM157 118H159V117H157ZM167 118V117H166ZM222 118V119H223ZM233 118V119H234ZM20 119V120H21ZM31 119V118H30ZM30 119H28V122H30L31 123V121H29ZM70 119V118H69ZM114 119V118H113ZM142 119V118H141ZM154 119V118H153ZM162 119V118H161ZM202 119H203V117H202ZM207 120L206 121H208V118H206ZM221 119V120H222ZM232 119V120H233ZM258 119V118H257ZM256 119V120H257ZM25 120V119H24ZM97 120V119H96ZM128 120H129V118H128ZM135 120V119H134ZM140 119H138L137 121H139ZM144 120V119H143ZM156 120V119H155ZM169 120V119H168ZM178 120H182V119H178ZM217 120V119H216ZM254 120V119H253ZM259 120V119H258ZM54 121V120H53ZM56 121H58V120H56ZM61 121V120H60ZM141 121V120H140ZM164 121H165V118H164ZM177 121V120H176ZM179 121V122H180ZM184 121V120H183ZM186 121V120H185ZM184 121V122H185ZM199 121V120H198ZM220 121V120H219ZM219 121H218V123H219ZM231 121V120H230ZM229 121V122H230ZM262 121V120H261ZM22 122V121H21ZM27 121H26V123H28ZM33 122V121H32ZM62 122H64V121H62ZM69 122H70V120H69ZM116 122V121H115ZM129 122H130V120H129ZM150 122V121H149ZM156 122V121H155ZM160 122V121H159ZM158 122V123H159ZM194 122V121H193ZM193 122H191V124L193 123ZM224 122H227L228 123V120H226V121H224ZM232 122V121H231ZM256 122V121H255ZM258 122V121H257ZM256 122V123H257ZM30 123H28L27 125H28V128L29 127H31V126H34L35 124H31L30 125ZM50 123V122H49ZM81 123H82V121H81ZM99 123V122H98ZM97 123V124H98ZM109 123H111V122H109ZM133 123V122H132ZM201 123V122H200ZM251 123H254L253 121L251 122ZM24 124H25V122H24ZM40 124H43V123H40ZM65 124V123H64ZM73 124H74V122H73ZM86 124V123H85ZM113 124V123H112ZM136 124H138V122L136 123ZM161 124V123H160ZM185 124V123H184ZM184 124H183V126H184ZM191 124H190V126H191ZM203 123H201V125H202ZM208 124V123H207ZM210 124V123H209ZM220 124V123H219ZM260 124V123H259ZM21 125V124H20ZM26 125V124H25ZM27 125H26V127H27ZM37 125V124H36ZM44 125V124H43ZM46 125V124H45ZM45 125H44V127H45ZM67 125V124H66ZM66 125H65V127H66ZM69 125V124H68ZM68 125H67V128H68ZM86 125H88V124H86ZM93 125V124H92ZM109 125V124H108ZM144 125V124H143ZM159 125V124H158ZM164 125H165V123H164ZM180 125H182V124H179V126ZM193 125V124H192ZM200 125V126H201ZM206 125V124H205ZM211 125V124H210ZM225 125V124H224ZM223 125V126H224ZM228 124H226V126H227ZM237 125V124H236ZM263 125V124H262ZM24 126V125H23ZM51 126V125H50ZM69 126H71V124L69 125ZM98 126V125H97ZM113 126V125H112ZM122 126V125H121ZM127 126V125H126ZM133 126H135L134 124H133ZM150 126V125H149ZM173 126V125H172ZM204 126V125H203ZM215 126H217V125H215ZM214 126V127H215ZM222 126V127H223ZM231 126H233V124L231 125ZM230 126V127H231ZM247 126H248V124H247ZM251 126V125H250ZM22 127V126H21ZM42 127V126H41ZM40 127V128H41ZM72 127V126H71ZM100 127H101V125H100ZM136 127V126H135ZM134 127V128H135ZM143 127V126H142ZM151 127V126H150ZM162 127V126H161ZM178 127V126H177ZM181 127V126H180ZM179 127V128H180ZM189 127V126H188ZM192 127V126H191ZM198 127V126H197ZM219 127V126H218ZM24 128V127H23ZM52 128V127H51ZM67 128H65V130L67 129ZM82 128V127H81ZM109 128V127H108ZM120 128V127H119ZM118 128V129H119ZM138 128V127H137ZM147 128V127H146ZM182 128V127H181ZM206 128V127H205ZM204 128V129H205ZM225 128V127H224ZM236 128V127H235ZM234 128V129H235ZM248 128V127H247ZM31 129V128H30ZM33 129V128H32ZM60 129V128H59ZM70 129V128H69ZM74 129V128H73ZM97 129V128H96ZM113 129V128H112ZM116 129V128H115ZM129 129H130V127H129ZM159 129H161V128H159ZM189 129V128H188ZM196 129H198V128H196ZM203 129V130H204ZM232 129V128H231ZM240 129V130H241ZM249 129V128H248ZM250 129H253V128H251L250 127ZM259 129V128H258ZM39 130V129H38ZM41 130H43L44 131V129H42L41 128ZM48 130V129H47ZM56 130H58V129H56ZM55 130V131H56ZM75 130V129H74ZM74 130H72L71 129V131H74ZM77 130V129H76ZM90 130V129H89ZM111 130V129H110ZM117 130V129H116ZM123 130V129H122ZM139 130V129H138ZM148 130V129H147ZM150 130V129H149ZM182 130H184V127H183V129ZM186 130H187V128H186ZM195 130V129H194ZM202 130V131H203ZM246 130V131H245ZM263 130H264V128H263ZM262 130V131H263ZM30 130H26L25 132L26 133H24V131H22L23 132V134H22V132H21V134H22V136L21 137H23V140L21 139V144H16V146L18 145V147H17V149L18 150H22L23 151V153L22 154H24V159L23 160H25V158L26 159H29V160H27V161H29V162H27L26 160H25V162H27L26 163V166L28 165V164H30L31 162H32V164H30L29 165V168H25V167H22V171H24L23 169H25L26 171V173L25 174H23V176L20 174L19 175V173H18V171L17 170H15V172L17 171V175H19L20 176V179L18 178V180H15L14 179V177L13 176H11L10 178H13V180L12 179H10V182H12V183H16V184H14V187L15 188H12V190H10L11 188L8 186V185H6V183L5 184H3L4 182H3V180L5 181V180H9V177H8V173H10V169L11 168H13L14 167V169L16 168V165L17 164H12V166H10V164H9V162H11L12 161V159H11V161H8V157L10 156H8V153H9V149L12 147L13 148V144H15L16 143V141H18V139H17V135H16V139H15V141H10V139L9 140H5V142H4V144L5 143H7L8 141H10L8 144H10V145H8V146H6V145H0V180H2V182L0 181V184H2V189H3V193H1L0 194V196L2 195V196H5V194L7 193L6 191H9L10 193H12V194H10L11 195V197H12V195H13V197H14V199H13V201H8V202H10L11 203V205H12V202H13V206L14 205H16V204H19L18 206H20L19 208V210L21 211V212H23L22 213V217H29V216H32L33 214H38V212H39V210H41V209H43V207L46 205V206H48V204H46L47 202H46V199H45V197H44V195H43V197H40V198H38V199H36V201H34V199H32L31 197H33L32 195H33V192H35V194H34V196L35 195H37L36 193V191H31V193H32V195H31V193H30V191L29 190H32V189H30L31 188V186L33 185V184H36L38 187H35V186H32L33 188H36L35 190H37V189H39L38 190V192L39 191H41V194H39V196L40 195H42L43 193H44V191L43 190H40V186L41 185H43L41 182L43 181H41V179H39L40 177H41V174H43L44 172L43 171H45V168L47 167V165H46V162L48 161V159H50L51 158V156H50V154L51 153H53V151H52V146H50V143H52L51 141L53 140V141H56V140H54V139H51L50 137H51V135H50V137L47 139L46 138V135L45 134H40L41 136H40V138H39V141L40 140H42V138H43V144H41L39 147L37 146L36 147V145H34L36 148L34 149V148H31L30 147V142H31V140H32V142H37V141H35V140H37V137H39V134H38V136L36 137V133H34V135H33V133L32 132H29ZM42 131V132H43ZM49 131V130H48ZM55 131H53V132H55ZM68 131V129L66 130V131H61V135H60V137L62 138V140L64 141V142H66V143H69V141L68 140H70V137L71 136H73V135H75L74 133H77V135H78V132H79V129L77 130V132H71L70 130V132L68 133L67 132ZM92 131H94V128L92 129ZM109 131V130H108ZM173 131V130H172ZM239 131V130H238ZM242 131H240V133L242 132ZM261 131V130H260ZM261 131V132H262ZM2 132V131H1ZM1 132H0V135L2 136V134H1ZM4 132H6V131H4ZM8 132V131H7ZM10 132H13L12 130L10 131L9 130V134L10 135H12V133H10ZM39 132V131H38ZM46 132V131H45ZM60 132V131H59ZM58 132V133H59ZM96 132V131H95ZM112 132V131H111ZM125 132H126V130H125ZM134 132V131H133ZM146 132V131H145ZM166 133H167V130L165 131ZM174 132V131H173ZM179 132H180V130H179ZM237 132V131H236ZM248 132H250V131H248ZM248 132L247 133H245V134H243L242 133V135L241 136H243L242 138H243V141H242V145H243V147H240L239 149L240 150H237V148L234 150L232 147H231V149H233L232 151H230V153H228V154H225L223 157H221L222 159H224V160H222L221 162H223V164L224 165H221L222 166V168H223V166L225 167V170H223V172L225 171V173H226V175H224V176H228V179L230 180V182H232L231 184H232V187H233V185H234V187H233V190L234 191H232V194H233V192H235V194H234V196H235V200H236V204L234 203V205H232L231 204V206H232V212L230 213V219H229V223L227 224V222H226V225L228 226L229 225V227H227V228H229V235H228V239L224 242L225 244H224V249H222V250H224L225 251V253L223 252V254H225L224 255V257H222L223 258V260L220 262L221 264H247L246 262V260H247V258L249 257V256H247V254H248V251H249V249H250V247H251V245H252V243L251 244H249L250 242H252V240H250L249 238L250 237H248L247 239L248 240H250V241H248L247 239L245 240V238L243 239V233H246L247 235L250 233V231H251V227H252V225L254 224L255 225V223H253L252 222V217L250 216V218L251 219H249V220H247V217L246 218H244L243 220H242V218H241V212H243L242 210H244V209H242V208H244L245 206H247V205H245L246 204V202L248 201V198L249 197H251V196H249L251 193L249 192V190L245 187V185L247 186L248 185V177H247V172H242L243 170L244 171H250L249 172V177L251 176L250 175V173L252 172V170H251V168H252V158H251V152H250V147L252 148V146H250V137H249V134H248ZM252 132V131H251ZM264 132V131H263ZM15 133V132H14ZM16 133H17V131H16ZM19 133H20V131H19ZM40 133V132H39ZM79 133H81V132H79ZM89 133V132H88ZM117 133V132H116ZM157 133V132H156ZM170 133V132H169ZM172 133V132H171ZM185 133V132H184ZM188 133V132H187ZM205 133H207V132H205ZM214 133V132H213ZM212 133V134H213ZM94 134V133H93ZM107 134V133H106ZM105 134V135H106ZM118 134V133H117ZM141 134V133H140ZM144 134V133H143ZM181 134V133H180ZM180 134H178V135H180ZM195 134H198V133H195ZM203 134V133H202ZM208 134H209V132H208ZM218 134V133H217ZM219 134H220V132H219ZM222 134V133H221ZM237 134V133H236ZM235 134V135H236ZM239 134V133H238ZM251 134V133H250ZM255 134H256V132H255ZM259 134V133H258ZM4 135V134H3ZM14 136H15V134H13ZM32 135H33V137H36V139L34 140V139H32L33 137H32ZM55 135V137H57V133H55L54 134ZM54 135H52V136H54ZM77 135H75V136H77ZM82 135V134H81ZM80 135V136H81ZM123 135V134H122ZM153 135H155V133L153 134ZM161 135V134H160ZM163 135V134H162ZM165 135V134H164ZM174 135V134H173ZM216 135V134H215ZM240 135V134H239ZM253 134H251V136H252ZM20 135H18V137H19ZM89 136V135H88ZM94 136V135H93ZM109 136V135H108ZM117 136V135H116ZM121 136V135H120ZM131 136V135H130ZM135 135H133V137H134ZM144 136H145V134H144ZM156 136V135H155ZM159 136V135H158ZM182 136V135H181ZM210 136V135H209ZM208 136V137H209ZM237 136V135H236ZM10 137V136H9ZM12 137V136H11ZM29 137V138H28ZM54 137V138H55ZM90 137V136H89ZM92 137V136H91ZM119 137V136H118ZM138 137H139V135H138ZM142 137V136H141ZM146 137V136H145ZM166 137H167V134H166ZM171 137H172V134H171ZM180 137V136H179ZM192 137V136H191ZM205 137H207V136H205ZM220 137V136H219ZM221 137H222V135H221ZM220 137V138H221ZM235 137V136H234ZM237 137H239V136H237ZM264 137V136H263ZM1 138H3V137H0V139ZM59 138V137H58ZM57 138V139H58ZM93 138V137H92ZM101 138H103V137H101ZM111 138V137H110ZM121 138V137H120ZM123 138V137H122ZM122 138H121V140H122ZM132 138V137H131ZM137 138V137H136ZM154 138V137H153ZM178 138V137H177ZM216 138V137H215ZM236 138V137H235ZM241 138V137H240ZM254 137H252V139H253ZM262 138V137H261ZM4 139H6V137L4 138ZM4 139H3V141H4ZM19 139H20V137H19ZM51 139V140H50ZM79 139V138H78ZM90 139V138H89ZM88 139V140H89ZM94 139H96V138H94ZM94 139H93V141H94ZM112 139V138H111ZM141 139V138H140ZM173 139V138H172ZM190 139V138H189ZM205 139V138H204ZM222 139V138H221ZM251 139V140H252ZM34 140V141H33ZM59 140V139H58ZM62 140H59L58 142H59V144H58V142L56 143V144H54V145H59L60 146V144H61V147H58V149H63V148H65L64 147V142L62 141ZM75 140V139H74ZM86 140V139H85ZM113 140V139H112ZM114 140H115V138H114ZM142 140V139H141ZM156 140H157V138H156ZM168 140V139H167ZM169 140H170V138H169ZM169 140H168V142H169ZM191 140V139H190ZM236 140V139H235ZM253 140H255V138L253 139ZM49 143H48V142ZM61 141L63 142V144L61 143ZM90 141V140H89ZM89 141H87V142H89ZM100 141V140H99ZM110 141V140H109ZM119 140H117V142H118ZM137 141V140H136ZM172 141V140H171ZM199 141V140H198ZM217 141V140H216ZM233 141V140H232ZM231 141V142H232ZM237 141V140H236ZM239 141V140H238ZM256 141V140H255ZM258 141V140H257ZM19 142V141H18ZM70 142H72V145L74 146V143H73V140L71 141L70 140ZM98 142V141H97ZM112 142V141H111ZM130 142V141H129ZM131 142H132V140H131ZM135 142V141H134ZM142 142H146V141H142ZM162 142V141H161ZM164 142V141H163ZM191 142V141H190ZM194 142V141H193ZM215 142V141H214ZM2 142H0V144H1ZM33 143V144H34ZM40 143V142H39ZM46 143H48V144H46ZM92 143V142H91ZM100 143V142H99ZM121 143V142H120ZM156 143V142H155ZM170 143V142H169ZM169 143H167V145H170ZM199 143V142H198ZM221 143V142H220ZM239 143H240V141H239ZM253 143H254V141H253ZM258 143V142H257ZM3 144V143H2ZM35 144H37V143H35ZM45 144V145H44ZM70 145V147L72 146L71 145V143H69ZM82 144V143H81ZM90 144V143H89ZM96 144V143H95ZM103 144V143H102ZM255 144V143H254ZM39 145V144H38ZM62 145H63V148H62ZM79 145V144H78ZM87 145V144H86ZM107 146H109L108 144H106ZM122 145V144H121ZM128 145V144H127ZM139 145V144H138ZM142 145V144H141ZM156 145V144H155ZM160 145V144H159ZM163 147H164V152L167 150L166 148L167 147H170V146H167L166 147V145H163V144H161ZM191 145H194V144H192L191 143ZM218 145V144H217ZM232 145V144H231ZM234 145V144H233ZM237 145H238V143H237ZM236 145V146H237ZM15 146V147H16ZM66 147H67V144L65 145ZM90 146V145H89ZM88 146V147H89ZM95 146H97V145H95ZM102 146V145H101ZM100 146V147H101ZM104 146V145H103ZM106 146V147H107ZM129 146V145H128ZM133 146V145H132ZM149 146V145H148ZM152 146H153V144H152ZM206 146V145H205ZM219 146V145H218ZM228 146V145H227ZM14 147V148H15ZM83 147V146H82ZM93 147V146H92ZM92 147H90V148H92ZM99 147V148H100ZM124 147V146H123ZM135 147V146H134ZM175 147V146H174ZM192 147V146H191ZM194 147H196V145L194 146ZM225 147V146H224ZM238 147V146H237ZM14 148L12 149V150H14ZM53 148H55V147H53ZM68 148V147H67ZM67 148H65V149H67ZM81 148V147H80ZM120 148H122L120 145H118V143H116V141H115V143L113 144V145H111V146H109V147H107V151L105 150V148H104V150L108 153V152H110V153H112V152H117V151H119V149ZM127 148V147H126ZM140 148V147H139ZM144 149H145V147H143ZM150 148V147H149ZM156 148V147H155ZM264 148V147H263ZM64 149V150H65ZM79 149V148H78ZM97 149V148H96ZM137 149V148H136ZM160 149V148H159ZM166 149V150H165ZM175 149H177V148H175ZM180 149V148H179ZM189 149V148H188ZM220 149V148H219ZM221 149H223V148H221ZM221 149H220V153L222 154V152H221ZM259 149V148H258ZM11 150V151H12ZM54 150V149H53ZM63 150V151H64ZM68 150V149H67ZM76 150H77V148H76ZM89 150V149H88ZM87 150V151H88ZM103 150V151H104ZM130 150H131V148H130ZM157 150V149H156ZM155 150V151H156ZM173 150V149H172ZM184 150V149H183ZM182 150V151H183ZM198 150V149H197ZM215 150V149H214ZM224 150V149H223ZM58 151V150H57ZM59 151H62V150H59ZM58 151V154H57V156L59 155V152ZM91 151V150H90ZM89 151V152H90ZM94 151V150H93ZM98 151V150H97ZM103 151H102V153H103ZM124 151H126V150H124ZM138 151V150H137ZM136 151V152H137ZM143 150L141 149V152H142ZM145 151H147V150H145ZM149 151V150H148ZM154 151V152H155ZM201 151V150H200ZM209 151V150H208ZM213 151V150H212ZM228 151V150H227ZM252 151V150H251ZM16 152V151H15ZM66 152V151H65ZM65 152H64V154H65ZM69 152V151H68ZM75 152V151H74ZM80 152H82V150L80 151ZM88 152V153H89ZM106 152H105V156H106ZM127 152V151H126ZM130 152V151H129ZM152 152V151H151ZM151 152H149L150 154H151ZM161 152V151H160ZM163 152V151H162ZM186 153L188 152V150H186L185 151ZM184 152V154H186ZM191 152H193V151H191ZM226 152V151H225ZM229 152V151H228ZM95 153H97V152H95ZM109 153V154H110ZM134 153V152H133ZM132 153V154H133ZM159 153V152H158ZM166 153V152H165ZM177 153H181V151L180 152H177ZM195 153V152H194ZM214 153V152H213ZM217 153V152H216ZM15 154H18L17 152L15 153ZM77 154V153H76ZM81 154V153H80ZM82 154H83V152H82ZM90 154V153H89ZM92 154V153H91ZM90 154V155H91ZM102 154V155H103ZM122 154V153H121ZM131 154V153H130ZM139 154V153H138ZM142 154V153H141ZM143 154H144V152H143ZM146 154H147V152H146ZM174 154V156H175V152L173 153ZM203 154V153H202ZM208 154V153H207ZM70 155V154H69ZM84 155V154H83ZM100 155V154H99ZM108 155V154H107ZM119 155V154H118ZM129 155V154H128ZM159 155H161V154H159ZM187 155V157H188V155L189 154H186ZM186 155H185V157L184 158H186ZM195 155H197V154H195ZM199 155H201V154H199ZM203 155H205V154H203ZM219 155V154H218ZM8 156V157H7ZM15 156V155H14ZM20 156H22V155H20ZM49 156H50V158H49ZM56 156V157H57ZM60 156H61V153H60ZM59 156V157H60ZM64 156V155H63ZM75 156V155H74ZM76 156H78V155H76ZM105 156H103L104 158H105ZM122 157H124L123 156V154L121 155ZM127 156V155H126ZM140 156V155H139ZM139 156H137V157H139ZM145 156V155H144ZM147 156V155H146ZM148 156H151V155H148ZM147 156V157H148ZM164 156V155H163ZM170 156V155H169ZM171 156H173V155H171ZM181 156V155H180ZM198 156V155H197ZM217 156V155H216ZM222 156V155H221ZM16 157H18V156H16ZM53 157V156H52ZM69 157V156H68ZM87 157V156H86ZM90 157V156H89ZM98 157V156H97ZM103 157H102V159H103ZM110 157H111V155H110ZM120 157V156H119ZM118 157V158H119ZM129 157H130V155H129ZM135 157V156H134ZM205 157V156H204ZM10 158V157H9ZM15 158V157H14ZM13 158V159H14ZM21 158H20V163H19V167H20V164L22 163V165L21 166H23V162H21L22 160H21ZM55 158V157H54ZM76 158V157H75ZM85 158V157H84ZM95 158V157H94ZM114 158V157H113ZM133 158V157H132ZM152 158V157H151ZM159 158V157H158ZM163 158V157H162ZM167 158V157H166ZM171 158V157H170ZM174 158V157H173ZM171 159V160H167L168 162L170 161V162H172V160H174V159ZM177 158V157H176ZM175 158V159H176ZM197 158V157H196ZM203 158V157H202ZM220 158V157H219ZM218 158V159H219ZM220 158V159H221ZM61 159H64L65 160V158H61ZM70 159V158H69ZM83 159V158H82ZM139 159H141L140 157H139ZM143 159V158H142ZM145 159V158H144ZM160 159V158H159ZM191 159H192V157L191 156H189L188 158H187V161L186 162H191ZM255 159H256V157H255ZM10 160V159H9ZM14 160H16V159H14ZM75 160V159H74ZM77 160V159H76ZM75 160V161H76ZM84 160V163L85 162H87V161H90V159L88 158V160L86 161L85 159H83ZM96 160V159H95ZM98 160V159H97ZM96 160V161H97ZM99 160H100V157H99ZM104 160V159H103ZM106 160V159H105ZM111 160V159H110ZM126 160V159H125ZM134 160H136V159H134ZM148 160L150 161V159L148 158ZM162 160V159H161ZM186 160V159H185ZM204 160V159H203ZM211 160V159H210ZM213 160V159H212ZM59 161H61V160H59ZM70 161V160H69ZM72 161H73V159H72ZM82 161V160H81ZM141 161V160H140ZM178 161H179V158H178ZM193 161V160H192ZM198 161V160H197ZM205 161V160H204ZM209 161V160H208ZM18 162V161H17ZM53 162H54V160H53ZM56 162L57 163H59L57 160H56ZM78 162V161H77ZM91 162H92V158H91ZM93 162H95V161H93ZM108 162V161H107ZM115 162V161H114ZM128 162V161H127ZM143 162V161H142ZM158 162H160V161H158ZM157 162V163H158ZM174 162V161H173ZM203 162V161H202ZM206 162V161H205ZM220 162V163H221ZM13 163H14V161H13ZM61 163V162H60ZM82 163V162H81ZM89 163V162H88ZM100 163V162H99ZM98 163V164H99ZM103 163V162H102ZM116 163V162H115ZM122 163H124V162H122ZM133 163H135V162H133ZM148 163V162H147ZM155 163V162H154ZM181 163H183L182 161H181ZM193 163V162H192ZM197 163V162H196ZM264 163V162H263ZM53 164V163H52ZM54 164H55V162H54ZM66 164H67V162H66ZM70 164V163H69ZM75 164V163H74ZM93 164V163H92ZM96 164V163H95ZM95 164H94V166H95ZM101 164V163H100ZM105 164H107V163H105ZM111 164H113V162L111 163ZM128 164V163H127ZM136 164V163H135ZM169 164H171V163H169ZM177 164H178V166H179V168H181V166H182V164H180V162L179 163H177L176 162V165L175 166H177ZM191 164V163H190ZM200 164V163H199ZM222 164V163H221ZM256 164V167L257 166H259V165H257V163H255ZM261 164V163H260ZM71 165H72V163H71ZM81 166L83 165V164H80ZM79 165V166H80ZM87 165H90V164H87ZM87 165H86V167H87ZM118 165V164H117ZM122 165V164H121ZM120 165V166H121ZM131 165V164H130ZM141 165H143L144 166V164H141L140 163V166ZM145 165H146V162H145ZM149 165V164H148ZM165 165V164H164ZM163 165V166H164ZM166 165H167V163H166ZM181 165V166H180ZM214 165V164H213ZM46 166V167H45ZM49 166V165H48ZM55 166H56V164H55ZM74 166H77V165H74ZM81 166H80V168H81ZM107 166H109V165H107ZM127 166V165H126ZM129 166V165H128ZM153 166H154V164H153ZM170 166V165H169ZM187 166V168H189L188 166L189 165H187L186 163H184V167H186ZM192 166V165H191ZM194 166V165H193ZM254 166V165H253ZM18 167V168H19ZM61 167V166H60ZM66 167V166H65ZM64 167V168H65ZM83 167V166H82ZM100 167V166H99ZM115 167V166H114ZM118 167V166H117ZM131 167H132V165H131ZM136 167V166H135ZM138 167V166H137ZM142 167V166H141ZM166 167V166H165ZM168 167V166H167ZM183 167V168H184ZM204 167V166H203ZM21 168V167H20ZM77 168V167H76ZM79 168V167H78ZM101 168V167H100ZM116 168V167H115ZM119 168V167H118ZM125 168H127V167H125ZM147 168V167H146ZM163 168V167H162ZM176 168V167H175ZM178 168V167H177ZM178 168V169H179ZM202 168V167H201ZM255 168V167H254ZM258 168V167H257ZM59 169V168H58ZM87 169V168H86ZM86 169H84V171L86 170ZM89 169V168H88ZM87 169V170H88ZM95 168H93V170H94ZM110 169V168H109ZM122 169H124V168H122ZM121 169V170H122ZM135 169V168H134ZM142 169V168H141ZM145 169V168H144ZM167 169V168H166ZM191 169V168H190ZM189 169V170H190ZM203 169H207L208 170V168H203ZM262 169V168H261ZM92 170V171H93ZM100 170V169H99ZM106 170H108V169H106ZM114 170V169H113ZM125 170V169H124ZM149 170H150V168H149ZM156 170V169H155ZM154 170V171H155ZM180 170H182V168L180 169ZM184 170V169H183ZM187 170V169H186ZM189 170H187L186 172H188ZM198 170V169H197ZM12 171H13V169H12ZM21 171V170H20ZM21 171V172H22ZM51 171V170H50ZM56 171H57V169H56ZM52 172L51 174H53V173H55V174H58V175H60V174H63V173H57V172H60V171H57V172ZM115 171V170H114ZM130 171H131V169H130ZM137 171V170H136ZM140 172H141V170H139ZM144 171V170H143ZM141 172L142 174L144 173V172ZM201 171V170H200ZM214 171V170H213ZM213 171H211V172H213ZM217 171V170H216ZM254 171V170H253ZM43 172V173H42ZM45 172H49V170H47V171H45ZM87 172V171H86ZM133 172V171H132ZM153 172V171H152ZM165 172V171H164ZM169 172H170V169H169ZM178 172V171H177ZM202 172V171H201ZM215 172V171H214ZM218 172V171H217ZM222 172V171H221ZM262 172V171H261ZM14 173V172H13ZM66 173V172H65ZM91 173V172H90ZM89 173V174H90ZM105 173V171L103 172V174ZM110 173V172H109ZM109 173H108V175H109ZM123 173V172H122ZM125 174H126V172H124ZM123 173V174H124ZM128 173H130V172H128ZM135 173V172H134ZM148 173V172H147ZM181 173H182V171H181ZM184 173H185V171H184ZM183 173V175H186L187 173H185L184 174ZM195 173H197L196 171H195ZM227 173H228V175H227ZM243 173H246L247 175H244ZM255 173V172H254ZM54 174V175H55ZM70 174V173H69ZM85 174V173H84ZM96 174H97V171H96ZM102 174V173H101ZM112 174V173H111ZM122 174V175H123ZM139 174V173H138ZM137 174V175H138ZM189 174V173H188ZM205 174V173H204ZM212 174V173H211ZM216 174V173H215ZM222 174V176L221 177H223V173H221ZM235 174V175H234ZM258 174V173H257ZM10 175H12V174H10ZM47 175H49V174H47ZM46 175V176H47ZM64 175V174H63ZM62 175V176H63ZM76 175H78V177L79 176H82V177H80V178H82L81 180H80V178H78L79 179V181L81 182L82 180H83V182H85V180H86V182L87 181H89V180H91L92 179V176H93V174H91L90 175V177H89V175H83V171L82 170H79L78 169V174H76ZM152 175V174H151ZM161 175V174H160ZM172 175V177H174L173 176V173L171 174ZM178 175V174H177ZM181 175V174H180ZM202 175V174H201ZM208 175V174H207ZM259 175V174H258ZM257 175V176H258ZM262 175V174H261ZM18 176V177H19ZM44 176V175H43ZM52 176V175H51ZM51 176L49 175L48 177L49 178H47V179H50L51 178ZM57 176V175H56ZM55 176V177H56ZM68 176V175H67ZM70 176V175H69ZM87 176V177H86ZM110 176V175H109ZM109 176H107L108 178H109ZM125 176V175H124ZM128 176H129V174H128ZM131 176V175H130ZM134 176V175H133ZM132 176V177H133ZM165 176V175H164ZM167 176V175H166ZM169 176V175H168ZM198 176V175H197ZM205 176V175H204ZM76 177V176H75ZM94 177V176H93ZM97 177V176H96ZM96 177H94V178H96ZM107 177H106V179H107ZM135 177H137V179H138V177L139 176H135ZM157 177V176H156ZM178 177V176H177ZM181 177V176H180ZM187 177V176H186ZM215 177V176H214ZM217 177V176H216ZM220 177V178H221ZM58 178V177H57ZM61 178V177H60ZM93 178V179H94ZM116 178V177H115ZM121 178H122V176H121ZM121 178H120V180H121ZM153 178V177H152ZM189 178V177H188ZM187 178V179H188ZM192 178V177H191ZM225 178V177H224ZM251 178V177H250ZM255 178H257V177H255ZM254 178V179H255ZM53 179V180H52ZM52 181L50 182V183H52L53 181H54V178H53V176H52ZM75 179V178H74ZM77 179V178H76ZM102 179V178H101ZM127 179V178H126ZM131 179V178H130ZM150 179V178H149ZM169 179V178H168ZM167 179V180H168ZM171 179V178H170ZM175 179V178H174ZM202 179V178H201ZM215 179V178H214ZM214 179H213V181H214ZM227 178H225V180H221L222 181V183L220 184V186L219 187H222V189H224V185H226V184H224L227 180H228ZM248 179V180H247ZM252 179V178H251ZM261 179V178H260ZM259 179V180H260ZM264 179V178H263ZM45 180V179H44ZM57 180V179H56ZM68 180V179H67ZM97 181L99 180V179H96ZM96 180H94V182L93 183H96L95 181ZM104 180V179H103ZM128 180V179H127ZM126 180V181H127ZM156 180H157V178H156ZM185 180V179H184ZM16 181V182H15ZM63 181V180H62ZM72 181V180H71ZM70 181V182H71ZM78 181V182H79ZM101 182H102V180H100ZM105 181V180H104ZM132 181H133V178H132ZM132 181H131V183H132ZM135 181V180H134ZM139 181V180H138ZM137 181V182H138ZM158 181V180H157ZM169 181V180H168ZM167 181V182H168ZM176 181V179L174 180V182ZM178 181V180H177ZM192 181V180H191ZM217 181V180H216ZM225 181V182H224ZM252 181V180H251ZM56 182V181H55ZM55 182H53L54 184H55ZM64 182V181H63ZM62 182V183H63ZM66 182V181H65ZM74 182V181H73ZM77 182V183H78ZM113 182H114V180H113ZM121 182V181H120ZM125 182V181H124ZM143 182V181H142ZM150 183L151 182H154V181H152V179H150V181H149ZM166 182V181H165ZM171 182V181H170ZM169 182V183H170ZM182 182V181H181ZM193 182V181H192ZM219 182V181H218ZM224 182V183H223ZM49 182H47V184H48ZM62 183H60V184H62ZM123 183V182H122ZM156 183V182H155ZM155 183L153 184V183H151V185L153 186V187H155ZM161 183V182H160ZM173 183V182H172ZM179 183V182H178ZM186 183V182H185ZM199 183V182H198ZM206 183V182H205ZM208 183V182H207ZM226 183H228V182H226ZM261 183V182H260ZM40 186H39V185ZM44 184H46V183H44ZM81 184H84V183H80V186H83V185H81ZM97 184V183H96ZM103 184V183H102ZM110 184H112V183H110ZM129 184V183H128ZM136 184V181L134 182V185ZM165 184V183H164ZM167 184V183H166ZM165 184V185H166ZM174 184V183H173ZM194 184V183H193ZM215 184V183H214ZM222 184H224V185H222ZM230 183H228L227 184V186L229 185ZM10 185H11V183H10ZM65 185H66V183H65ZM73 185H74V183H73ZM84 185H86V184H84ZM89 185H91V182L89 181ZM89 185L87 186V188H86V186L84 187V189H83V197L85 198V196H87L88 197V193H89V190L91 191V189H89V188H91V187H96V185H91V187H89ZM132 186H133V184H131ZM142 185H144V184H142ZM151 185H150V187H148L149 188V190L151 189ZM157 185V184H156ZM165 185H164V188H165ZM168 185V184H167ZM166 185V186H167ZM174 185H176V184H174ZM179 185V184H178ZM189 185V184H188ZM192 185V184H191ZM250 185V184H249ZM259 185V184H258ZM1 186V185H0ZM44 186V185H43ZM58 186V185H57ZM56 186V187H57ZM67 186H69V185H67ZM78 186V185H77ZM112 186V185H111ZM124 186V185H123ZM127 186V185H126ZM130 186V185H129ZM161 186V185H160ZM195 186V185H194ZM202 186V185H201ZM231 186V185H230ZM263 186H264V184H263ZM11 187H13V186H11ZM45 187L47 188V186L45 185ZM51 187V186H50ZM53 187V186H52ZM73 187V186H72ZM71 186H70V188H72ZM114 187V186H113ZM112 187V188H113ZM120 187V186H119ZM136 187H138V186H136ZM135 187V188H136ZM168 187V186H167ZM173 187V186H172ZM180 187V186H179ZM203 187V186H202ZM208 187V186H207ZM226 187V186H225ZM258 187V186H257ZM257 187H255L254 186V189L255 188H257ZM69 188V187H68ZM83 188V187H82ZM82 188H81V190H82ZM102 188V187H101ZM101 188H94V189H101ZM134 188V187H133ZM141 188V187H140ZM158 189V187H155V189ZM164 188H162V189H164ZM170 189H171V187H169ZM176 188H177V186H176ZM184 188H186L185 186H184ZM230 188V187H229ZM260 188V187H259ZM264 187H262L261 188V190L263 189ZM43 189H45L44 187H43ZM56 188H55V186H54V189H53V193H54V190H55ZM78 189V188H77ZM88 190V192L86 193L87 195H85V192H84V190ZM93 189V188H92ZM92 190L89 194H92V192H94L95 190ZM124 189V188H123ZM131 189V188H130ZM154 189V191L153 190H151V191H153V194H152V192H150V193H148V195H146L147 194V191H146V193H145V195H146V197L145 198H148V196H149V194H151L152 195V197H149V198H152V199H154V201L152 202V204H148V202H147V200L149 199H146L145 201L147 202H145V204H143V205H141L140 204V206L136 209V211H138V213H136V214H138L137 216H136V218H137V220L136 221H133L135 224H136V230L134 229L135 227H133V228H129V229H134L135 230V232H137V234H139L138 236V239H137V245H136V250L134 251V253H133V255H134V258L132 259V262H131V264H143V260H142V257H143V253L145 252L146 253V251L147 250H149V253L151 254V252L153 251V254H151L150 256H149V258H148V262H147V264H160V263H162V262H164V261H162V259L164 258L163 257V253L165 252L164 251V249L166 250V247H169V246H166V244H168L167 243V239L165 238V236L164 235H166V237L167 238H172L173 237V234H174V232H175V230H177L175 227H176V220L178 219L177 217H179L178 216V213L177 214H175L177 211L179 212V209L178 208H180L179 207V205H178V203H184V201L186 200V193H188L189 191H187L186 192V190H183L184 192H183V195H182V193L181 194H179L180 196L182 195V197L183 198H181L180 199V197H179V199L181 200L180 202H178L179 201V199H178V197L177 198H175V199H178V200H174V201H176L174 204V206L175 207H173V204L172 203H170L169 204V198L166 200L165 199V197L166 196H164V195H162L163 194V192H160L159 190H155ZM160 189V188H159ZM167 190H168V188H166ZM166 189H164V190H166ZM169 189V190H170ZM175 189V188H174ZM173 189V190H174ZM188 189H189V187H188ZM191 189V188H190ZM206 189V188H205ZM221 189V188H220ZM219 189V190H220ZM221 189V190H222ZM34 190V189H33ZM47 190H52L51 188L50 189H48L47 188ZM61 190V189H60ZM110 190V192H113V191H111V189H109ZM109 190H107L108 192H109ZM115 190V189H114ZM128 190V189H127ZM132 190V189H131ZM130 190V191H131ZM147 190V189H146ZM161 190V189H160ZM192 190V189H191ZM228 190V189H227ZM0 191H1V188H0ZM43 191V192H42ZM66 191L68 192V189H66ZM120 191V190H119ZM126 191V190H125ZM128 192V194L129 193H131V192ZM175 191H176V189H175ZM205 191V190H204ZM223 191V190H222ZM222 191L220 192V193H222ZM259 191V190H258ZM50 192V191H49ZM56 192V191H55ZM73 192V191H72ZM76 192V191H75ZM75 192H73V193H75ZM78 192L79 191H77L76 193H77V195H78ZM108 192H106V193H108ZM159 192V193H158ZM167 192V191H166ZM174 192V191H173ZM179 192V191H178ZM190 192H192V191H190ZM188 193V194H191V193ZM199 192V191H198ZM206 192H208V191H206ZM212 192H213V190H212ZM252 192V191H251ZM255 192H257V189H256V191ZM261 192V191H260ZM264 192V191H263ZM262 192V194L260 193V200H262V202L264 201V193ZM51 193V192H50ZM52 193V194H53ZM95 193V192H94ZM93 193V194H94ZM98 193V192H97ZM95 194L94 196L93 195H90L91 197L90 198H92V196H93V198H96L97 196H98V194ZM102 193V192H101ZM105 193V192H104ZM136 193V192H135ZM175 193V192H174ZM174 193H173V195H174ZM193 193V192H192ZM195 193V192H194ZM193 193V194H194ZM226 193V192H225ZM248 193H250V194H248ZM258 193V192H257ZM45 194V196L47 195L46 193H44ZM70 194V193H69ZM68 194V195H69ZM114 194V192L112 193V195ZM123 194V193H122ZM125 194V193H124ZM127 194V193H126ZM127 194V195H128ZM156 194H158L157 195V197H156ZM165 194V193H164ZM167 194L169 195H171V193H168L167 192ZM192 194V195H193ZM196 194V193H195ZM194 194V195H195ZM207 194V193H206ZM228 194V193H227ZM231 194V195H232ZM252 194H254L253 192H252ZM9 195V194H8ZM24 195H26V196H24ZM50 195L51 194H49V195H47V196H49L50 197ZM67 195V196H68ZM73 195H75V197H73L72 195H70L72 198H76V194H73ZM80 195V196H79ZM78 196H77V198H80L81 196H82V194L80 193ZM85 195V196H84ZM107 196H105V197H109L110 196V194H109V196H108V194H106ZM117 195V194H116ZM130 195V194H129ZM133 194H131V196H132ZM136 195V194H135ZM150 195V196H151ZM212 195V194H211ZM217 195V194H216ZM221 195V194H220ZM219 195V196H220ZM225 195V194H224ZM224 195H222L223 197H224ZM258 195V194H257ZM53 196H55L54 194L52 195V197ZM60 196V195H59ZM63 196V195H62ZM101 196H103V194L101 195ZM115 196V195H114ZM201 196V195H200ZM213 196V195H212ZM218 196V195H217ZM218 196V197H219ZM253 196V195H252ZM259 196V195H258ZM6 197V196H5ZM10 197V196H9ZM8 196H7V198H9ZM70 197V199H66V200H71L70 202V204H73L72 202H74V201H72V198ZM99 197V196H98ZM104 197V196H103ZM129 198H130V196H128ZM138 197V196H137ZM143 197H144V195H143ZM171 197V196H170ZM190 197V196H189ZM1 198V197H0ZM46 198H48V197H46ZM62 198V197H61ZM60 198V199H61ZM65 198H67V197H65ZM68 198H69V196H68ZM77 198L76 199H73V200H75V202L77 201ZM82 198V197H81ZM79 199V200H83V198L82 199ZM100 198L101 197H99V201H100ZM110 198H111V196H110ZM120 198V197H119ZM125 198H127V196L125 195ZM132 198V197H131ZM174 198V197H173ZM225 198V197H224ZM252 198H254V197H252ZM3 199V198H2ZM10 199V198H9ZM11 199V200H12ZM49 199V198H48ZM109 199V198H108ZM112 199V198H111ZM111 199H109V200H107V201H109V203L110 202H112L111 201ZM115 199V198H114ZM152 199H150V200H148L149 202H151V200ZM157 199V200H156ZM214 199V198H213ZM218 199H220V198H218ZM222 199V198H221ZM251 199V198H250ZM14 200H15V202L17 201V203L16 204H14ZM50 200V199H49ZM48 200V201H49ZM52 200V199H51ZM59 200V199H58ZM57 200V201H58ZM63 200V199H62ZM61 200V201H62ZM91 200V199H90ZM95 200V199H94ZM93 200V201H94ZM102 200V199H101ZM130 200V199H129ZM132 200V199H131ZM134 200V199H133ZM140 200V196H139V198H138V201ZM144 200V199H143ZM194 200V199H193ZM201 200V199H200ZM208 200V199H207ZM239 200H241V202H239ZM253 200H255V199H253ZM5 201V200H4ZM56 201V202H57ZM84 201V200H83ZM118 201H120V200H118ZM173 201V202H174ZM221 201V200H220ZM243 201V202H242ZM6 202H7V200H6ZM50 202H52L53 203V200L52 201H50ZM87 202V201H86ZM187 202H188V200H187ZM215 202V201H214ZM219 202V201H218ZM237 202H238V204L239 203H242V205L241 204H239V205H241V207L242 208H240V206H238V204H237ZM254 202H256V201H254ZM260 202V201H259ZM262 202H260L261 204H262ZM1 203V202H0ZM49 203V202H48ZM59 203H61L60 201L58 202V205H59ZM65 202H63V204H64ZM131 203V202H130ZM191 203H192V200H191ZM197 203H199V202H197ZM205 203V202H204ZM5 204V203H4ZM8 204V203H7ZM55 204V203H54ZM70 204L68 203L67 205L68 206H70ZM77 204V207H78V205H80V203H76ZM86 204V203H85ZM117 205H118V203H116ZM187 204V203H186ZM207 204V203H206ZM222 204V203H221ZM220 204V205H221ZM1 205V204H0ZM23 205H25L24 207H22ZM50 205H51V203H50ZM50 205H49V207H50ZM53 205V204H52ZM65 205V204H64ZM81 205H82V203H81ZM80 205V206H81ZM90 205V204H89ZM97 205V204H96ZM185 205V204H184ZM183 205V206H184ZM191 205V204H190ZM214 205H215V203H214ZM245 205V206H244ZM259 205V204H258ZM8 206L10 207V205L8 204ZM8 206H6L7 207V209H8ZM45 206V207H46ZM55 206H56V204H55ZM91 206V205H90ZM93 206V205H92ZM113 206V205H112ZM119 206H121V205H119ZM130 206V205H129ZM181 206V205H180ZM182 206V207H183ZM213 206V205H212ZM218 206V205H217ZM222 206V205H221ZM228 206V205H227ZM244 206V207H243ZM256 206V205H255ZM260 206V205H259ZM12 207V206H11ZM11 207H10V209H11ZM14 207H16L15 209H18L17 208V206H14ZM44 207V209H46ZM54 207V206H53ZM58 207H60V206H58ZM58 207H55V208H58ZM73 207V206H72ZM76 207V206H75ZM82 207V206H81ZM116 207V206H115ZM187 207V206H186ZM199 207V206H198ZM202 207V206H201ZM224 207H225V205H224ZM250 207H252V206H250ZM2 208H3V206H2ZM48 208V207H47ZM112 208V207H111ZM122 208V207H121ZM207 208V207H206ZM211 208V207H210ZM214 208V207H213ZM4 209V208H3ZM2 209V210H3ZM54 209V208H53ZM61 209V208H60ZM70 209V208H69ZM69 209H68V214H70V211H72L73 212V209L72 210H70L69 211ZM87 209V208H86ZM85 209V210H86ZM100 209V208H99ZM107 209V208H106ZM105 209V210H106ZM118 209V208H117ZM174 209H175V213H173L174 212ZM190 209V208H189ZM192 209V208H191ZM249 209V208H248ZM253 209H254V206H253ZM261 209V208H260ZM49 210V209H48ZM51 210H52V206L50 207V213H48V214H51V213H55L56 211H57V209H54L55 210V212H54V210H53V212H51ZM61 210H63V208L61 209ZM75 210H77L76 208L74 209V211ZM80 210V209H79ZM82 210V209H81ZM90 210V209H89ZM94 210V209H93ZM92 210V211H93ZM103 210V209H102ZM107 210H109V209H107ZM121 210V209H120ZM119 210V211H120ZM181 210V209H180ZM201 210V209H200ZM255 210V209H254ZM9 210H7V212H8ZM11 212H13V210H10ZM20 211H19V213H20ZM65 211H66V209H65ZM135 211V212H136ZM205 211H206V209H205ZM258 211H260V210H258ZM47 212V211H46ZM58 212V211H57ZM90 212V211H89ZM94 212L95 211H93L92 213L94 214ZM121 212V211H120ZM165 212H166V214H165ZM188 212H190V211H188ZM214 212V211H213ZM217 212H219V211H217ZM245 212V211H244ZM3 213H4V211H3ZM8 213H10V212H8ZM17 214H18V212H16ZM62 213H65V212H62ZM75 213H77V211L75 212ZM104 213V212H103ZM187 213V212H186ZM227 213V212H226ZM241 213V214H240ZM247 212H245V214H246ZM255 213H257V212H255ZM259 213V212H258ZM0 214H2L1 212H0ZM47 214V213H46ZM47 214V216H49ZM58 214H61V213H58ZM66 214V213H65ZM65 214H61V215H65ZM83 214V213H82ZM87 214V213H86ZM121 214V213H120ZM162 214V215H161ZM164 214H165V216H164ZM170 214H173V217H171V218H169V216H170ZM174 214H175V216H174ZM179 214H181V213H179ZM185 214V213H184ZM213 214V213H212ZM54 215H56V214H54ZM88 215V214H87ZM87 215H85V217L87 216ZM97 215H99V214H97ZM105 214H103L101 217H103ZM130 215H132V214H130ZM195 215V214H194ZM257 215V214H256ZM264 215V214H263ZM20 216V217H21ZM35 216V215H34ZM56 216H59V215H56ZM63 216L62 217H60L59 218V220H61V218H62V220H63ZM74 216V215H73ZM78 216V215H77ZM107 216V215H106ZM114 216H115V214H114ZM135 216V215H134ZM133 216V217H134ZM192 216H193V214H192ZM203 216V215H202ZM206 216V215H205ZM229 216V215H228ZM258 216V215H257ZM261 216V215H260ZM1 217H3V221H6V220H4V216H1ZM7 218H8V216H6ZM5 217V218H6ZM13 217V216H12ZM18 218H17V220L18 219H21V218H19V216H17ZM46 217V216H45ZM51 217H52V215L51 216H49V217H46L47 219H49V221H50V219H51ZM80 217V216H79ZM82 217V216H81ZM184 217V216H183ZM204 217V216H203ZM242 217H244V215L242 216ZM30 218V217H29ZM43 218V217H42ZM53 218H54V216H53ZM69 218V217H68ZM71 218V217H70ZM98 218V217H97ZM121 218V217H120ZM135 218V217H134ZM177 218V219H176ZM182 218V217H181ZM187 218V217H186ZM204 218H207V217H204ZM214 218V217H213ZM212 218V219H213ZM229 218V217H228ZM228 218H225V219H228ZM28 218H26V220H27ZM57 219H58V217H57ZM84 219H86V218H84ZM133 219V218H132ZM200 219H201V217H200ZM211 219V220H212ZM14 220H16V219H14ZM14 220H12V221H14ZM16 220V222H21V221H17ZM26 220H24V221H26ZM38 220V219H37ZM54 220V219H53ZM61 220V221H62ZM64 220H65V218H64ZM64 220L61 222V223H63L64 222ZM78 220V219H77ZM87 220V219H86ZM112 220H115V219H112ZM130 220V219H129ZM188 220V219H187ZM191 220V219H190ZM194 220V219H193ZM30 221H31V219H30ZM29 221V222H30ZM46 221H48V220H46ZM72 221H74V220H72ZM83 221V220H82ZM178 221H179V219H178ZM209 221V220H208ZM216 221V220H215ZM217 221H219L218 219H217ZM222 221V220H221ZM228 221V220H227ZM259 221H260V219H259ZM7 222H8V224H9V222L10 223H12L11 222V220H9V218H8V220H7ZM27 222V221H26ZM42 222V221H41ZM51 222V221H50ZM53 222V221H52ZM52 222L50 223V225L52 224ZM98 223L100 222V221H97ZM115 222V221H114ZM180 222V221H179ZM189 222V221H188ZM220 222V221H219ZM2 223V222H1ZM5 223V222H4ZM14 223V222H13ZM45 223V222H44ZM48 223V222H47ZM54 223V222H53ZM60 223V222H59ZM58 223V220H57V222H56V224H54V226H56V225H58L59 224ZM82 223V222H81ZM133 223V224H134ZM178 223V222H177ZM181 223V222H180ZM183 223V222H182ZM193 223H195V222H193ZM196 223H198L197 221H196ZM206 223H207V221H206ZM3 224V223H2ZM2 224H0L1 226H2ZM15 224V223H14ZM19 224H22V222L21 223H18V225ZM26 224H30V223H26ZM46 224V223H45ZM64 224V223H63ZM62 224V225H63ZM78 224V223H77ZM90 224V223H89ZM100 224H101V222H100ZM117 224V223H116ZM134 224V225H135ZM184 224V223H183ZM191 224V223H190ZM209 224V223H208ZM258 225H259V223H257ZM257 224H256V226H257ZM5 225V224H4ZM4 225L2 226V227H4ZM7 225V224H6ZM10 225V224H9ZM12 225V224H11ZM17 225V224H16ZM49 225V223H48V226H47V229L46 230H48V227L50 226ZM53 225V224H52ZM61 225V224H60ZM75 225V224H74ZM86 225V224H85ZM95 225H97V224H95ZM132 225V224H131ZM130 225V226H131ZM133 225V226H134ZM211 225V224H210ZM29 226V225H28ZM43 226V225H42ZM45 226V225H44ZM73 226V225H72ZM181 226V225H180ZM183 226V225H182ZM256 226H254V227H256ZM18 227V226H17ZM25 227L26 228H28L26 225H25ZM30 227H32V226H30ZM29 227V228H30ZM37 227V226H36ZM35 227V228H36ZM70 227V226H69ZM112 227V226H111ZM121 227V226H120ZM125 227V226H124ZM184 227V226H183ZM196 227V226H195ZM216 227V226H215ZM8 227H6V229H7ZM21 228V227H20ZM19 227H18V229L20 230V231H22V229H20ZM26 228L24 229V232H26V233H23V235H25L26 234V239H24V237H23V239H20V237L18 238L17 236H15V238L17 237L18 239H16L17 240V245L16 246H18L19 248H17L14 252H11L10 250H12L11 248H10V250L8 249V251H10L12 254L14 253H16L14 256H16L17 255V253H19V255H17L16 256V258L14 259V256H12L11 255V253L9 254V252H8V254L9 255H11V258L13 257V260L10 262L9 260V263L10 264H30L31 262V264H41L40 263V261H41V259H40V261L39 260H36V258H34L33 257V254H35V253H32V251H33V249L35 248V246L36 245H34L35 243L33 242V240L30 238V233L32 234V232L33 231H31V230H29L30 231V233L28 232V230H26ZM35 228H34V230H35ZM38 228V227H37ZM43 228V227H42ZM53 226H50V228H49V230H48V234L47 233H45L46 234V236H49V235H51L52 236V234H49L50 232H52L53 231ZM72 228H74V227H72ZM81 228H83V227H81ZM91 228V227H90ZM94 228V227H93ZM96 228H98V227H96ZM107 228V227H106ZM110 228V227H109ZM108 228V229H109ZM114 228V227H113ZM226 228V229H227ZM8 229H11V228H8ZM39 229H41V228H39ZM55 229V228H54ZM59 229V227H57V229L56 230H58ZM80 229V228H79ZM103 229H104V227H103ZM124 229V228H123ZM196 229V228H195ZM254 229V228H253ZM32 230H33V228H32ZM42 230V229H41ZM46 230H42L43 232V237L45 238V236H44V232L46 231ZM74 230V229H73ZM113 229H111V231H112ZM118 230H120V229H118ZM126 230H127V228H126ZM194 230V229H193ZM199 230H200V227H199ZM255 230V229H254ZM7 230H4L3 231V234H4V232H6ZM36 231H38V230H36ZM36 231H34V233L36 232ZM55 231V230H54ZM65 231V230H64ZM63 231V232H64ZM67 231H69V230H67ZM88 231V230H87ZM91 231V230H90ZM90 231H88V232H90ZM111 231H109V232H111ZM115 231V230H114ZM127 231H129V230H127ZM132 231V230H131ZM195 231V230H194ZM201 231V230H200ZM253 231V230H252ZM263 231V230H262ZM261 231V232H262ZM2 232V231H1ZM56 232V231H55ZM55 232H53V234L55 233ZM100 232H101V230H100ZM105 232V231H104ZM124 232V231H123ZM190 232H192V231H190ZM15 233V232H14ZM59 233V232H58ZM60 233H62V232H60ZM80 233H82L81 232V230H80ZM113 233V232H112ZM131 234H132V232H130ZM164 233V234H163ZM166 233V234H165ZM195 233V232H194ZM252 233V232H251ZM2 234V235H3ZM36 234L38 235V233L36 232ZM35 234V235H36ZM64 234H66V233H64ZM74 233H72V235H73ZM83 234V233H82ZM103 234H105V233H103ZM108 234V233H107ZM126 234V233H125ZM256 234V233H255ZM259 234H260V232H259ZM264 234V233H263ZM16 235H18L17 233H16ZM36 235V236H37ZM58 235V234H57ZM102 235V234H101ZM106 235V234H105ZM115 235V234H114ZM175 235V234H174ZM190 235V234H189ZM196 235V234H195ZM252 235V234H251ZM251 235H249V236H251ZM261 235H262V233H261ZM260 235V236H261ZM20 236H22V235H20ZM55 236V235H54ZM77 236H78V233H77ZM107 236V235H106ZM120 236V235H119ZM123 236H124V234H123ZM135 236V235H134ZM182 236V235H181ZM200 236V235H199ZM227 236V235H226ZM263 236V235H262ZM5 237V236H4ZM10 237V236H9ZM32 237H35L34 235L32 236ZM42 237V238H43ZM65 237V236H64ZM84 237V236H83ZM98 237V236H97ZM101 237V236H100ZM99 237V238H100ZM109 237V236H108ZM111 237V236H110ZM114 238H115V236H113ZM125 237V236H124ZM245 237V236H244ZM257 237V236H256ZM255 237V238H256ZM14 238V239H15ZM22 238V237H21ZM38 239L39 238H41V237H37ZM37 238H35V239H37ZM41 238V239H42ZM48 238H50V237H48ZM56 238V237H55ZM59 238H61V236L59 237ZM58 238V239H59ZM79 238H81V237H79ZM85 238V237H84ZM83 238V240L85 241V239ZM131 238V237H130ZM223 238H225V235H224V237ZM258 238H260V237H258ZM20 239V242H21V244H20V242L18 241ZM47 239V238H46ZM64 239V238H63ZM70 239V238H69ZM103 239V238H102ZM106 239V238H105ZM111 239V238H110ZM119 239V238H118ZM128 239V238H127ZM199 239V238H198ZM226 239V238H225ZM262 239V238H261ZM22 240L25 242L26 241V243H24V245L25 246H22L23 244V242H22ZM43 240V239H42ZM41 240V241H42ZM76 240V239H75ZM101 240V239H100ZM108 240V239H107ZM106 240V241H107ZM120 240H121V238H120ZM125 240V239H124ZM132 240V239H131ZM130 240V241H131ZM153 240H154V243H153ZM156 240V241H155ZM173 240H175V239H173ZM180 240V239H179ZM188 240V239H187ZM191 240V239H190ZM193 240V239H192ZM196 240V239H195ZM202 240V239H201ZM224 240V239H223ZM260 240V239H259ZM10 241H11V239H10ZM15 241V240H14ZM35 241V240H34ZM51 241V240H50ZM55 241V240H54ZM80 241H82V240H80ZM88 241V240H87ZM97 241H99L98 239H97ZM129 241V240H128ZM128 241L126 240V241H124V242H127L128 243ZM129 241V242H130ZM181 241V240H180ZM183 241H184V239H183ZM254 241H255V239H254ZM264 241V240H263ZM36 242H38V241H36ZM56 242V241H55ZM72 242V241H71ZM75 242V241H74ZM118 242H119V240H118ZM177 242V241H176ZM228 242V243H227ZM45 243H46V241H45ZM73 243V242H72ZM77 243V242H76ZM81 243H83V242H81ZM80 242H79V244H81ZM85 243H86V241H85ZM85 243H83V244H85ZM113 243V242H112ZM120 243V242H119ZM121 243H123V242H121ZM120 243V244H121ZM126 243V244H127ZM136 243V242H135ZM190 243V242H189ZM199 243H201V242H199ZM207 243V242H206ZM263 243V242H262ZM13 244H16V242L15 243H9V245H13ZM44 244V243H43ZM61 244V243H60ZM63 244V243H62ZM69 244V243H68ZM98 244H100V243H98ZM114 244V243H113ZM124 244V243H123ZM129 244V243H128ZM185 244V243H184ZM191 244V243H190ZM189 244V245H190ZM222 244H223V242H222ZM227 244V245H226ZM58 245H59V243H58ZM57 245V246H58ZM77 245V244H76ZM89 245V244H88ZM93 245V244H92ZM95 245H97V244H95ZM103 245V244H102ZM119 245V244H118ZM188 245V244H187ZM261 245V244H260ZM264 245V244H263ZM48 246V245H47ZM62 246V245H61ZM80 246V245H79ZM82 246V245H81ZM85 246V245H84ZM100 246V245H99ZM98 246V247H99ZM127 246V245H126ZM129 246V245H128ZM171 246V245H170ZM192 246V245H191ZM199 246V245H198ZM8 247V246H7ZM12 247V246H11ZM23 247V248H22ZM37 247V246H36ZM51 247V246H50ZM54 247V246H53ZM52 247V248H53ZM75 247V246H74ZM78 247V246H77ZM86 247V246H85ZM91 247H93L94 248V246H91ZM96 247V246H95ZM222 247V246H221ZM253 247V246H252ZM41 248V247H40ZM65 248V247H64ZM70 248H73V247H70ZM81 248V247H80ZM105 248V247H104ZM121 248H122V246H121ZM124 248V247H123ZM129 248H131V247H129ZM134 248V249H135ZM149 248H151V249H153V250H151V249H149ZM170 248V247H169ZM175 248V247H174ZM173 248V249H174ZM177 248V247H176ZM175 248V249H176ZM184 248V247H183ZM190 248V247H189ZM195 248V247H194ZM198 248V247H197ZM200 248V247H199ZM37 249V248H36ZM61 249V248H60ZM77 248L75 247V249H74V251L76 250ZM79 249V248H78ZM78 249H77V252H78ZM97 249V248H96ZM113 249V248H112ZM172 249V250H173ZM200 249H202V248H200ZM2 250V249H1ZM5 250H6V248H5ZM14 250V249H13ZM48 250V249H47ZM50 250V249H49ZM87 250V249H86ZM91 250V249H90ZM124 250H126V249H124ZM171 250V251H172ZM182 250V249H181ZM187 250V249H186ZM189 250H191V249H189ZM7 251V250H6ZM57 251V253H58V249L56 250ZM67 251V250H66ZM70 251H72V249L70 250ZM92 251H94V250H92ZM91 251V252H92ZM96 251V250H95ZM100 251H102V249H100ZM106 251H109V250H107L106 249ZM110 251H111V249H110ZM113 251V250H112ZM131 251H132V249H131ZM151 251V252H150ZM164 251V252H163ZM174 251H176V250H174ZM173 251V252H174ZM200 251V250H199ZM221 251V250H220ZM254 251V250H253ZM2 252V251H1ZM40 252V251H39ZM47 252V251H46ZM45 252V253H46ZM65 252V251H64ZM77 252H75V253H77ZM102 252H104V251H102ZM101 252V253H102ZM115 252H116V250H115ZM115 252H114V255H115ZM121 252V251H120ZM120 252H119V256H120ZM129 252V251H128ZM170 252V251H169ZM177 252V251H176ZM182 252V251H181ZM250 252V251H249ZM259 252V251H258ZM37 253H38V251H37ZM43 252H41V254H42ZM45 253H43L44 255H45ZM56 253V254H57ZM67 253V252H66ZM74 253V252H73ZM95 253V252H94ZM107 253V252H106ZM131 253V254H132ZM188 253V252H187ZM186 253V254H187ZM212 253V252H211ZM227 253V254H226ZM255 253V252H254ZM2 254H5V253H2ZM29 254H31V256H32V258H29L28 257V255ZM79 254V253H78ZM96 254V253H95ZM111 254V253H110ZM124 254V253H123ZM128 254V253H127ZM130 254V253H129ZM167 254V253H166ZM185 254V253H184ZM185 254V255H186ZM207 254H209V253H207ZM220 254H221V252H220ZM222 254V255H223ZM252 254V253H251ZM6 255H7V252H6ZM37 255V254H36ZM49 255V254H48ZM47 255V256H48ZM50 255H51V253H50ZM81 255H82V253H81ZM103 255V254H102ZM104 255H105V253H104ZM113 255V256H114ZM146 255V254H145ZM149 255V254H148ZM162 255V259L160 258V256ZM168 255V254H167ZM177 255V254H176ZM203 255V254H202ZM249 255V254H248ZM30 256V255H29ZM41 257H42V255H40ZM71 256H72V253H71ZM95 256V255H94ZM184 256V255H183ZM191 256V255H190ZM263 256V255H262ZM1 257V256H0ZM44 257V256H43ZM42 257V258H43ZM64 257H65V255H64ZM70 257V256H69ZM76 257V256H75ZM80 257V256H79ZM98 257V256H97ZM97 257L95 258L96 260H97ZM127 257V256H126ZM173 257V256H172ZM203 257V256H202ZM210 257H211V255H210ZM216 257H218V256H216ZM2 258V257H1ZM10 258V257H9ZM11 258H10V260H11ZM34 258V259H33ZM40 258V257H39ZM45 258V257H44ZM59 258H61L60 257V255H59ZM72 258V257H71ZM89 258V257H88ZM92 258V257H91ZM91 258H89L90 260H91ZM120 258H122V257H120ZM124 258H125V256H124ZM124 258H123V260H124ZM128 258H130V257H128ZM168 258H170V257H168ZM173 258H175V257H173ZM189 258V257H188ZM192 258V257H191ZM209 258V257H208ZM219 258V257H218ZM67 259V258H66ZM102 259V258H101ZM146 259V258H145ZM144 259V260H145ZM210 259V258H209ZM252 259V258H251ZM43 260V259H42ZM57 260V259H56ZM76 260H77V258H76ZM86 260V259H85ZM84 260V261H85ZM100 260V259H99ZM109 260V259H108ZM165 260V259H164ZM192 260V259H191ZM0 261H1V259H0ZM3 262H4V260H2ZM69 261V260H68ZM88 261V260H87ZM131 260H129V262H130ZM143 261V262H142ZM146 261V260H145ZM172 261V260H171ZM186 261V260H185ZM43 262V261H42ZM57 262H59V261H57ZM104 262V261H103ZM102 262V260H101V264L103 263ZM124 262V261H123ZM128 262V264H130ZM260 262V261H259ZM263 262V263H262ZM261 263L262 264H264V259H263V261H262ZM5 263V262H4ZM7 263V262H6ZM68 263V262H67ZM71 264H72V262H70ZM87 263V262H86ZM97 263V262H96ZM105 263V262H104ZM112 263V262H111ZM117 263V262H116ZM116 263H114V264H116ZM165 263V262H164ZM164 263H162V264H164ZM177 263V262H176ZM182 263V262H181ZM186 263V262H185ZM249 263V262H248ZM261 263H259V264H261ZM43 264V263H42ZM84 264H85V262H84ZM93 264V263H92ZM95 264V263H94ZM98 264H99V262H98ZM120 264V263H119ZM124 264V263H123ZM127 264V263H126ZM174 264V263H173ZM218 264H219V262H218ZM250 264V263H249Z\"/></svg>","mask_w":264,"mask_h":264}]
</instances>
